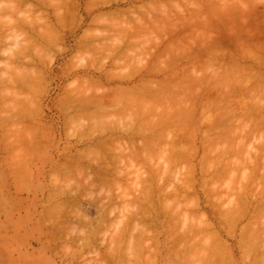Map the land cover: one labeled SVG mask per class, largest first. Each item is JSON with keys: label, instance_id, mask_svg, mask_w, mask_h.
<instances>
[{"label": "rangeland", "instance_id": "374dc122", "mask_svg": "<svg viewBox=\"0 0 264 264\" xmlns=\"http://www.w3.org/2000/svg\"><path fill=\"white\" fill-rule=\"evenodd\" d=\"M20 1V2H19ZM28 3H27V2ZM43 1V0H42ZM41 0H40V3L42 2ZM45 1V0H44ZM42 2L43 4H47L46 6L44 5V7H43V4H40L39 3V1L37 2V1H35V0H4V2H6V3H9V4H11V3H13V5H14V3H15V5L14 6H16V8H14V10H12V8H11V10H10V15H12L13 17H11V16H9L8 14H9V11L7 10V12H4V14L5 15H3V16H0V18H2L3 19V17H5V16H9L10 18H12L13 20H14V22L15 23H17V25L18 26H21V27H18L15 23H13L14 24V26H13V24L11 25V27L13 26V29L10 27V26H8L7 25V27H10V29L11 30H9V28L8 29H5L4 30V28H1V27H3L2 25L3 24H1L0 26V47L2 48L0 51H3V49L5 50L6 49V45H7V47H10V43L11 42H13V41H15L16 43H18L17 44V46L15 47L16 49L15 50H17V48H18V46H19V44L21 43V42H23L22 43V45H24L25 44V41H27V39L29 38L30 40H31V38H32V40L30 41V40H28L26 43L28 44L29 43V41H30V43L29 44H31L30 46H29V44L26 46V48L28 47L29 49H27L26 50V48H23L24 49V52H25V50L26 51H30L29 52V54H28V52H26L28 55H31L32 53V56H34V55H36L35 57H28V58H24V60L25 61H27L28 63L31 61V60H33L32 62H34V64L31 62V63H29L27 66V68L29 69L30 67H32V68H30V69H32V71H33V69H34V71L36 70L37 72H36V74H38V76H36L37 77V80H39V81H42V80H44V81H42V83H40L39 81H37V80H32V81H35V82H32V81H30L31 83H27V84H31V85H28L29 87H25V86H22V83L21 82H19V81H21V79H23L22 77H19L18 79H19V81L18 80H16V82H18V83H20V86H18V84L16 85V87L18 86L19 88L18 89H20V91L19 90H17V91H19L20 93H15L16 92V88H15V85L13 84V85H11L12 83H14V81L10 84L9 82L11 81V80H13V78L11 79V78H9L10 79V81H8L7 82V80H6V82H5V78H4V76L8 79V77H7V75H9V74H11V75H13V73H16V72H12V70H11V68H9L8 67V65L5 63V65H6V68H1L0 67V78L2 79V77H1V75L3 76L4 74H6L7 73V75H4L3 76V83H2V85H1V83H0V87L2 88V87H9L8 85L10 84V86L11 87H13L14 86V88H15V92H13L14 91V89L13 88H11L12 90V93H14L13 95L15 96H17L18 95V97L20 98L21 96L23 97V96H25V97H28V95L30 96H33V98L31 97L30 98V101H31V99H37V101L36 102H34V100H32L31 102H32V104L31 105H28V104H25L26 102H28L27 101V99H26V101H23V102H25V103H23V104H20V102H18L17 100H14L15 102H12L13 100H12V98H11V101H9L8 99H10V97H8V99H6L7 97H5V95H3V94H7V90L9 91V88H6L5 89V87L4 88H2V89H0V97L1 96H4V97H1L0 98V264H181L180 262H182L183 261V263L182 264H187L188 263V261H192V259H190L189 260V258L192 256V254H193V251L191 250L196 244L194 243V241H193V239H194V237L190 234L191 233V231H190V229L193 227V229L194 228H196V229H198L199 230V227H201V228H203L202 229V235H201V232H200V234H197L195 237V241H196V243H197V247H199V248H195V252H197L198 253V255H199V251H200V249L202 250L203 248V250L201 251V252H203L204 254H205V251L207 252V253H209V254H207V255H209V257H210V255H212V253H213V255H215V254H217L216 256H214L215 258L218 256V255H222L223 254V256L225 257V255H227L225 258H226V260L227 261H224L223 262V259L221 258V257H219V258H213L212 256V262H210V264H251L255 259H257L258 260V262H257V260H255V262H253V263H257V264H260L263 260H264V254H262L263 252H264V247H262V249H261V246H262V244L260 245V248H258L259 247V244L256 246L258 249H259V254H257V256H256V254H255V250L257 249V248H255V247H252L251 245L252 244H250V242L248 241V238H246L248 235H246V234H248V230H247V228H248V226L252 223H254V225H250L251 227L250 228H254V229H258L264 222L263 221H261V220H264V214H262V213H264V212H261V215L263 216H261L260 215V213H255V211H254V207H253V209H252V206H255V204L257 203L255 200H254V202L252 201L253 199H254V197H252L253 199H250L251 198V196H253V194L254 193H256L255 195H257L258 194V196H260L261 197V195L262 194H264V191H262V189H260V188H256V186L253 184V183H256V185H257V183H260L259 185H257V186H259V187H264V185H261L264 181L263 180H260V182L258 181V180H256L255 182H253L252 184L250 183L251 182V180L253 181V175L251 174V173H253V172H251L250 170L252 169V168H254V166H253V164H254V160L252 159V158H255V163H256V157H257V155H256V157H254L255 156V154H254V152L256 151H254L253 150V146L252 145H256L257 146V151L259 150V149H263L262 150V152L264 153V144H262V141H264V138H262V141L260 142V140H261V137H262V134H263V137H264V132H263V130H262V134H261V137L259 138V136H257L258 134L260 135V133H261V129L260 130H257L258 129V127L257 126H255L254 127V129L253 128H251L252 129V131L250 132L249 130H248V132L247 133H250V135L252 134H254L256 131H259L257 134H254V136H249V137H246V135L248 136V134L247 133H244L245 131L243 130V127H242V125L244 126V128H246V126H247V128L248 129H250L249 128V124H250V122H251V116L250 115H253V113L255 114V112L257 111L256 110V106H258V104L260 105V103L261 102H264L263 100V96L264 95H262V98H261V96H258L259 97V100H257V101H259L260 103H257L256 105H253L252 103H255V102H257V101H255V99L257 98V95L261 92V94H263V92H264V87H263V85H262V88H263V90H261V91H258L257 92V88H260L261 87V85L259 84V86H258V84L256 85V83H257V81H259L256 77V73H254L255 75L254 76H256L255 78V80H256V82H255V85L257 86V88H256V95H253V97H255V99H250L249 101H251L252 103V108L250 109L251 111H250V113H248V114H250L249 116H245V114L246 115H248L247 113H243V115L247 118V119H249V124H247L246 122H243V123H245V124H243L242 122H241V120H239L241 117H243V116H240V115H238V122L240 121V124L242 123V125H241V130L243 131V134L245 135V137L244 138H242L241 139V134L239 133V130H237L238 128L240 129V124H238V122H237V120H236V118H235V122L233 123L232 122V120H228V123H227V121L226 122H224V123H226V124H232V126H234V128H231L232 126H231V124H230V126L228 125L227 126V137H228V135H233L234 136V133L232 134L230 131L231 130H236L235 131V133L237 132L238 134H240V136H237V134L235 135V137H234V139L233 140H229V137H228V139L227 138H223V139H215V138H213L215 135H211V133H210V136H212V137H209V135H208V137L206 138V135H205V132L203 133V130L204 129H206V125L207 124H203V120L200 122V125H199V123L196 121V123H194L195 122V120H197V119H195V118H201V117H204V116H202L203 114H206L205 112L201 115L200 113H198L200 110L202 111V109H200V108H198V109H196L197 108V106H201L200 104H202V102H203V100H204V102L206 103V99H207V103L206 104H204V105H206V107H203L204 105H202V108H204L205 109V111L206 112H208L209 113V116H208V113H207V119L210 117V119L209 120H213V115H214V113L216 112V111H214L213 112V108H211V106L213 107V104H214V109H216L217 107H218V109H217V111L219 112L218 114H220V115H224L225 116V113H224V111L225 110H223V113L221 112L222 111V109H225L226 108V106L227 105H225V106H223V105H221V104H228L227 102H229V101H226L227 100V95H225L227 98H225L224 100L225 101H223L224 103H222V98H221V96H223L225 93H224V89L226 90V91H230V89H227V88H222L221 89V87H223V86H221V84H224L225 83V81L227 80V79H229V75H231V74H234L233 76H234V78L235 77H237L236 79H237V81H241L242 82V84L244 83V81H242V79L244 78L242 75H245L244 73H242L244 70H246V69H243V68H246L245 66H247V65H251L250 67V73L251 72H253V70L254 69H256L255 71L259 74V73H261V72H264V63H262V60H264V59H262V58H264L263 57V54H264V50L262 49V48H264L263 46V44L262 43H264V20H263V22H262V19H264L263 17V13H264V6H263V2H264V0H258V2H256V4H257V6L255 5V0L253 1L254 3H251V4H253L252 6H250L249 8H247V6H249L248 5V3H250V1L249 0H245L246 2L247 1H249V2H247V4H244V3H242L243 1H241V5H246V7H244L243 8V6L242 7H240V0H237V1H239V6H238V4H236L237 2H236V0H233L234 2H233V4L235 3L236 5H237V7L235 8L234 6H236V5H233L232 6V8L234 7L235 9H233V10H236V11H238L237 9H238V7H239V9L241 10H239L240 12V14H241V12L242 13H244V11H247L249 14L247 15L246 14V12H245V14H243L244 16L245 15H247L248 16V18L246 19L245 17H243L242 15H240V19H243L244 21H245V19H246V21L248 20L249 22H244V21H240V19L239 18H237L238 17V15H239V13L238 12H236V16L234 17V16H232V13L231 12H235V11H230L231 10V8L229 7V11H227V12H225V14H227V13H229V14H231V16L229 17V16H225L224 15V13L222 14L220 11V13H221V15L220 16H222V18H218V17H216V16H218V13L219 12H213V13H211V11H209L208 10V5L210 6V4H207L206 6L207 7H204V5L206 4V3H204V0L202 1L203 3H204V5L201 3V1H198L197 0V2H195V3H197V5H199L200 7H199V9L201 8V6H203L202 7V9H205L204 11H202V9H201V11L204 13V15H203V13L201 12V11H199L198 13H200V17H194L195 19H192L193 20V22L191 21V20H189V19H187L189 22H191V23H194V22H196L197 24H191L190 23V26H189V22H187V20H186V24L185 23H183L184 21H185V19L187 18L185 15H187L190 11L192 12V9L190 10V8H188L187 7V5L189 6H191V7H193V10L195 11V7H198L197 5L195 6H193V5H191L192 3H194V2H192L191 1V3H189V1L187 2L186 0H182V2H181V0H170V2L169 3H167V1H169V0H165V2H164V0H160L161 2H162V4L164 3V5H169L170 3H174L175 1H177L178 3H174L173 5L171 4L169 7H171V8H169L167 5H166V7H167V9L165 10L164 8V6L162 5V7H160V8H162V10L164 9L165 10V14H164V16H165V18H166V20H168V18H169V20L167 21V23L169 24L168 26L169 27H171V25H172V28L173 27H175V28H173V29H171V28H169L167 25H166V23L164 24V21L165 20H163V19H165V18H163L162 20H161V24L165 27H163L161 24H158V20H159V18L157 17V16H159V13H158V15L156 16L157 18H158V20L156 21H153V20H151V23H152V25L155 23V22H157L156 24H155V26L153 25V27H152V25L150 24V22H149V20H150V18L152 19V16H150V14L153 12V11H151V9L153 8V6H154V8L157 6V4H158V2L159 1H157V0H153V2L152 3H154V1H155V4H156V6H155V4H152L151 3V0H140V1H133V0H126L125 2H124V0H115V1H113V0H107L108 2L106 3L105 2V0H95V1H93V3H91V5H89V2L87 1V0H74V1H76V3L78 4V7H77V5H75V2L73 1V2H71V4L69 3V1H71V0H65V1H68V3L67 4H69V5H67V10L69 9L70 10V8H71V10H70V12L72 13V11H74L75 9H76V14H75V16H73V15H71V14H67V15H65L66 13H68L67 11H66V13L64 14V15H62V14H60V13H63L62 12V10H60L59 12L60 13H58V14H60V16L58 15L57 16V14L54 16H52V14H54V13H52L53 11L56 13V9H58L57 7H55L54 8V6L52 7V9H51V7H49L48 5H50V2L49 3H45L46 1L48 2V1H51L52 3H53V0H46L45 2ZM54 1H56V0H54ZM65 1H63V0H60L59 2H65ZM86 1H87V4L89 5H87L86 4ZM90 1V0H89ZM101 1H103L102 3H101ZM110 1H113V2H110ZM128 1V2H127ZM135 2V3H133V2ZM150 1V4L151 5H153V6H151V5H149V7H148V9H147V7H146V10L148 11V13H149V15L147 14V12L145 13V12H143L142 14H147V15H143V17L144 16H149L150 18H148L147 17V19H148V21L147 22H149V23H146L145 21H143L144 22V24L146 25V27H144V26H142V28H140V32L139 33H135V35H139V36H137V37H139L138 39L136 38V36L135 35H133V32H134V28L138 25V20L140 19H136L137 18V15L141 12L140 10V12L138 11V8H141V9H145V8H143V7H145V5H146V3H147V5H148V2ZM180 1V2H179ZM214 0H210V3L211 2H213ZM221 0H219L218 1V3L220 2ZM223 1V0H222ZM221 1V2H222ZM251 1V2H252ZM260 1H261V3H260ZM18 4H21V5H18ZM24 2V3H23ZM35 2V3H34ZM79 2H80V4H79ZM94 2H97L96 4V6L94 5ZM137 2V3H136ZM146 2V3H145ZM160 2V3H161ZM183 2H187L186 3V5L184 6V4H183ZM205 2H206V0H205ZM208 3H209V0L207 1ZM215 2V3H214ZM213 3L215 4V6H214V4L213 3H211V4H213V6L214 7H216L217 6V2L216 1H214ZM220 2V3H221ZM229 2H232V1H229ZM31 3V4H30ZM100 5H99V4ZM118 3V4H117ZM120 3V4H119ZM133 3V4H132ZM143 3V4H142ZM160 3L158 4V5H160ZM166 3V4H165ZM194 3V4H195ZM219 3V4H220ZM223 3V4H222ZM221 4H222V11H224L225 10V8L227 7L228 8V5H230L231 3H229L228 5H225L224 6V2H222ZM228 3V2H227ZM25 4H27V5H25ZM34 4H35V6H34ZM55 4H57L56 6H59L60 5V3H58V1H56L55 2ZM176 4H182L183 5V7H182V5H181V9H179V11H180V16H181V19L182 18H185L184 19V21L183 22H180L181 21V19H179V11H178V13H174V10L175 11H177V8L179 7L178 5L176 6ZM220 4V5H221ZM225 4H226V2H225ZM250 4V5H251ZM260 4H262V6H260ZM23 5V6H22ZM32 5H33V7H32ZM73 7H72V6ZM101 5H103V6H101ZM108 5V6H107ZM117 5V6H116ZM125 5V6H124ZM129 5V6H128ZM132 5V6H131ZM133 5H135V8H137V9H135L134 8V6ZM136 5H137V7H136ZM138 5H140V6H138ZM143 5V6H142ZM160 5V6H161ZM175 5V6H174ZM220 5H218L217 6V8H219L220 7ZM20 6V7H19ZM29 6V7H28ZM42 6V7H41ZM49 8H48V7ZM51 6V5H50ZM63 7H65L66 8V6H65V4H63L62 5ZM69 6H70V8H69ZM92 7V6H94L93 7V9L92 8H90V9H92L91 11L90 10H88V8H84V7ZM173 6L174 7H176L175 9L173 8ZM256 6V7H255ZM30 7H32V8H30ZM41 7V8H40ZM60 8H61V5L59 6ZM150 7H152L151 9H150ZM158 8H159V6H157ZM156 7V8H157ZM164 7V8H163ZM187 7V9H189V12H188V10H186L185 8ZM21 8V9H20ZM27 8L28 9H30L29 10V12H30V16H34V14H35V16H34V20H36V18L38 17V20H39V18L40 19H42V20H40V22L41 21H43L44 19H45V23H50V25L48 24L47 26H45L46 24L44 23V21H43V23H42V25L43 26H45L44 28H43V26L42 25H40L39 24V21H36V24L38 23V25H40V26H36V24H35V22H34V20H33V22L31 23V18H30V16H25L23 13H18L19 12V10L21 11L22 9V11L21 12H24V11H26V12H24L26 15L29 13L28 12V10H27ZM36 8V9H35ZM48 8V9H47ZM64 8V9H65ZM102 8V9H101ZM117 8V9H116ZM118 8H119V10L120 11H117L118 10ZM124 9V11L125 12H122L123 10L122 9ZM153 8V9H154ZM158 8L157 9H155L157 12H158ZM180 8V7H179ZM195 8V9H194ZM210 8H211V6H210ZM209 8V9H210ZM242 8V9H241ZM255 8H256V10H255ZM35 11H34V10ZM50 9V10H49ZM55 9V10H54ZM63 9V11L65 12V10ZM114 9V10H113ZM131 9L133 10L134 9V11H131ZM212 9V8H211ZM210 9V10H211ZM224 9V10H223ZM251 11H250V10ZM32 10H33V13H32ZM43 10H45V11H48V13L47 12H45V11H43ZM68 10V11H69ZM94 10H95V12H94ZM131 12H133V13H130V11ZM160 11H161V9H159ZM167 10H169V11H172V12H169V11H167ZM182 10V11H181ZM197 10H198V8H197ZM207 10V11H206ZM214 9H212V11H213ZM217 10V9H216ZM219 10V9H218ZM254 10V11H253ZM260 11V13H262V14H260L259 13V11ZM262 10V11H261ZM6 11V10H5ZM78 11V12H77ZM90 11V12H89ZM114 11V12H113ZM115 11H117V13L118 14H121V16L123 15V13L125 14V16H126V18H125V16L122 18L120 15V17L123 19V20H125V25H123L122 24V26H123V28H122V26H120V24L123 22L124 23V21H118V18L119 19H121L120 17H116V14H115ZM137 11V12H136ZM144 11V10H143ZM159 11V12H160ZM168 12V14H167V12ZM183 11H185L184 13H182ZM186 11L188 12L187 14H186ZM193 11V12H194ZM256 11V12H255ZM0 12H2V11H0ZM15 12H17V14L15 13ZM46 13V15H43L44 13ZM69 12V13H70ZM89 12V13H88ZM98 12V13H97ZM137 14H136V13ZM139 12V13H138ZM151 12V13H150ZM164 12V11H163ZM163 12H160L161 14H162V16H163ZM190 12V13H191ZM196 12V11H195ZM195 12L193 13V15H197V13L195 14ZM210 12L211 14H213V15H216L215 16V18H210L209 16H208V13ZM6 13H7V15H6ZM15 13V14H14ZM40 13V14H39ZM99 13H103L102 15L103 16H105L106 14H107V17H109L110 16V14L111 13H113V14H115V16L114 17H116V21L117 22H119V26L120 27H117L118 25L116 24L115 26H114V23H109L110 24V26H111V24H113L111 27H109L108 25V21L109 20H107L108 18L106 17L105 19L103 18V16L101 15V14H99ZM104 13H105V15H104ZM110 13V14H109ZM155 13V12H154ZM171 13H174V15L173 16H171V20H170V17H168L167 15H170ZM202 13V14H201ZM209 13V15H211ZM217 13V14H216ZM219 13V14H220ZM257 14V16H258V14H259V16H258V18H257V16H256V14ZM21 14V15H20ZM81 14V15H80ZM88 14V15H87ZM93 14V15H92ZM113 14H111V17H113ZM129 16H128V15ZM131 14V15H130ZM142 14H139L138 15V17H141L140 15H142ZM157 14V13H156ZM156 14H151V15H153V17H155L154 15H156ZM176 14H178V15H176ZM184 14V15H183ZM238 14V15H237ZM2 15V14H1ZM15 15H16V17H15ZM20 15V16H19ZM69 15L70 16H72V17H69ZM97 15H99V16H102V18L101 17H99V16H97ZM109 15V16H108ZM133 15H135V17L133 16ZM212 15V16H213ZM228 15V14H227ZM234 15H235V13H234ZM250 15H253V16H250ZM18 16V17H17ZM21 16H25L26 17V19L25 20H23V17H21ZM64 17V20H62V22H60L61 20L60 19H63V17ZM82 16V17H81ZM97 16V17H96ZM130 17V22L132 21V18H134V19H136V22H135V20L134 21H132V22H135V25L134 24H131V25H129V27H127L128 25V23H126L128 20H126V19H128V17ZM133 16V17H132ZM161 16V15H160ZM161 16V17H162ZM179 16V17H178ZM184 16V17H183ZM191 16H192V14H191ZM204 17L203 19H204V22H203V19H199V18H202V17ZM206 16V17H205ZM211 16V17H212ZM241 16H242V18H241ZM254 16H255V19L256 20H254ZM263 16V17H262ZM15 17V18H14ZM27 17L29 18V19H27ZM36 17V18H35ZM43 17V18H42ZM48 17V18H47ZM52 17H53V19H52ZM57 17V18H59V19H55V18ZM65 17H69L68 18V20H66L67 18H65ZM75 17V20L73 21V19L72 18H74ZM92 17H94V18H92ZM98 17L99 18H101L102 19V21H106L107 23H103V22H98V21H101V19L99 20L98 19ZM132 17V18H131ZM142 17V18H143ZM156 17H155V19H156ZM173 17V18H172ZM174 17H176V19L174 18ZM190 17V16H189ZM188 17V18H189ZM207 17H209V21H210V19H211V21H212V23H210L208 20H206V18ZM227 17V18H226ZM251 19H250V18ZM260 17H262V18H260ZM47 18V19H46ZM71 18V20L72 21H70L69 19ZM77 18V19H76ZM92 18V19H91ZM110 18V17H109ZM191 18V17H190ZM193 18V17H192ZM197 18V19H196ZM237 18V19H236ZM5 19V18H4ZM4 19L2 20V21H4ZM95 19V20H94ZM96 19H98L97 20V23L98 24H100V26L95 22L96 21ZM111 19V18H110ZM113 20H114V22H115V19L114 18H112ZM112 19H111V22H112ZM146 19V17L144 18V19H142V20H147ZM161 19V18H160ZM174 19V20H173ZM214 19L217 21L216 23H214L215 21H214ZM259 19H261L260 20V22H262L261 24H260V22H259ZM50 21V22H48V21ZM58 20H60V21H58ZM77 20V21H76ZM94 20V21H93ZM177 21L176 23H177V25H176V23L175 22H173V21ZM179 20V21H178ZM195 20V21H194ZM197 20H199V22L197 21ZM202 20V21H201ZM234 22H232V21ZM238 20V21H237ZM258 20V21H257ZM1 21V20H0ZM6 21V20H5ZM4 21V25H6V23H7V21L5 22ZM58 21V22H57ZM64 21H67L66 23H65V27H62V24L64 23ZM82 21V22H81ZM91 21V22H90ZM93 21V22H92ZM208 21V22H207ZM237 21V22H236ZM239 21H240V23H242V22H244L243 24H241V25H244V24H246V26H245V28H242V27H240L241 25L239 24L238 25V30H236L237 29V24L239 23ZM255 21V22H254ZM21 22V23H20ZM26 22L28 23H31V25L30 24H27L26 25ZM70 22V24H68ZM94 22H95V24H94ZM121 22V23H120ZM154 22V23H153ZM159 22H160V20H159ZM170 22V23H169ZM201 22V25H202V27H201V25H200V27L198 26V24ZM203 22V23H202ZM208 24V23H210L211 24V26H208L206 23ZM231 22V23H230ZM236 22V23H235ZM20 23V24H19ZM51 23H54V24H51ZM58 23V24H57ZM60 23H62L61 24V26L59 25ZM73 23V24H72ZM77 23V24H76ZM78 23H80V24H78ZM93 23V24H92ZM108 24L107 26L109 27H107L106 25H103V24ZM136 23H137V25H136ZM179 23V24H178ZM187 23H188V25H187ZM214 23V24H213ZM230 23V24H229ZM250 23L252 24V26L250 25ZM256 23V24H255ZM8 24V23H7ZM23 24V25H22ZM34 24H35V26H34ZM92 24V26H90ZM130 24V23H129ZM158 24V25H157ZM181 24H184V25H186V26H178V25H181ZM207 25V29H206V25ZM212 24H213V26H212ZM248 24V25H247ZM253 24H255V26L253 25ZM262 26H260V25ZM70 25V26H69ZM75 25H77V26H75ZM102 25H103V27H102ZM173 25H176V26H173ZM194 26V29H195V27H196V25H197V28L199 27V28H201L200 30L201 31H199V28L198 29H196V31H197V33L195 32V30L193 31V29L191 28L192 26ZM205 25V26H204ZM236 25V26H235ZM259 27H258V26ZM31 26V27H30ZM96 26H98V29H97V27ZM127 27V28H125V27ZM130 26H133V27H130ZM159 26V27H158ZM162 26V27H161ZM178 26V29L176 30V27ZM233 26H235L234 28H236V29H234L233 28ZM243 26V27H244ZM249 26V27H248ZM5 27V26H4ZM25 27V28H24ZM32 27H34V28H32ZM47 27H49L50 29H52V30H54V28H55V30L53 31V34L51 33L52 32V30H49V31H51V32H47L48 30V28ZM52 27V28H51ZM59 27V28H58ZM61 27L63 28V29H61ZM66 27H67V29H66ZM71 27V28H70ZM75 27V28H74ZM77 27V28H76ZM99 27H101V28H99ZM112 27H115V29H121V30H116L117 31V33H116V31H114L115 29L113 28L112 29V31H114L115 33H116V35H118V36H115V34H114V36L116 37V38H114L113 37V32H111V33H109L110 31H111V29L110 28H112ZM159 28V29H156V28ZM180 27H181V29H180ZM183 27V28H182ZM211 27V28H210ZM250 27H252L251 29H254L253 31L251 30V29H248V28H250ZM256 27H258V28H256ZM17 28H19V29H17ZM23 28V29H22ZM31 28H32V30H31ZM41 28H43V29H45V31L47 32V33H51V35L49 34V35H46L47 33L43 30V29H41ZM47 28V29H46ZM58 28V29H57ZM87 28V29H86ZM90 28H92V30H93V28H94V30H93V32H91V29ZM95 28H96V30H95ZM103 28V29H102ZM130 28V29H129ZM132 28V29H131ZM151 28V29H150ZM205 29V32L203 31V29ZM220 28V29H219ZM242 28V29H241ZM257 30H256V29ZM262 28V29H261ZM3 31H2V30ZM25 29V30H24ZM27 29H29V30H27ZM33 29H34V32H33ZM61 30L60 32H58V30ZM74 29V30H73ZM99 29H101V32L103 31V32H106L105 30L107 29L108 30V32H107V34L109 33L114 39H118L117 40V42H115L116 40H114L113 38H111V40L110 41H114V43L116 44H113V46L112 47H114V46H119L118 44V42H124L125 43V41H126V39L125 38H127V39H129L128 37V34H130V33H132V35L130 34V37H132V38H134L133 36H135V38L134 39H132V42H136V43H138V40H139V42L140 43H138V44H141L142 42H148V39H149V42L148 43H146L145 45H141V47L140 46H138L139 48H137V49H135L134 50V48H132L133 46H131L132 45V42L130 41V43H131V45H130V43L128 42V41H126V43H125V45H124V43H123V45H122V43L120 44V45H122V47L119 49V47L117 48V50L119 51V52H122V48H123V46H126L127 45V47L130 49V48H132L131 50H134L133 52L132 51H130V52H132L133 53V55H130V56H133L134 57V53L136 52L137 54L140 52V48H146L147 50L149 49V45H155L156 46V44L154 43V42H152L153 41V39L158 43V42H160V41H162V42H160L158 45H157V47L154 49V47H152V49L150 48L149 49V51H147L145 48H144V50H145V54L147 53V56L144 54L143 55V51H141V53L142 54H140V55H142L141 57L139 56H136L135 55V57H137L138 59L136 60L137 62L139 61V58L141 59V61L144 63H141V61H139L138 63L135 61V63H137L138 65L141 63V64H143V67H144V65L146 64V67L145 68H143L144 69V71H142V65H140L139 66V68L141 69V71H142V73H141V71H137V68H138V65L137 66H134L135 64H130V65H132V68L129 66V68H127V67H122L121 65H125L126 63H127V59L130 57V56H128V57H126L127 59H124V57L126 56V54L125 55H123V54H121V55H123V57H121V55H117V54H119V52L117 53V50H116V52L114 53L113 52V55H115V57L112 55V56H110V58H109V55H108V57H106L107 59H102L103 57H104V54H105V50H106V48L103 46L102 48H105V50L103 49V51H104V53H102V50L100 49V51H99V53L101 54H96L95 52H97L99 49V47H101L102 45H103V43H102V41H101V38H100V40H96V38L94 39H92V40H90V42H89V38L87 39V37L88 36H90V35H86V33H87V30L89 31V33L90 34H92L91 35V37H93L95 34H96V36L98 37H103L102 35H101V32H100V30ZM105 29V30H104ZM125 29H128V30H130V32L128 33L127 32V30L126 31H124ZM143 29H145V30H143ZM148 29V30H147ZM168 29H170V32H167V31H169ZM179 29H180V32H179ZM222 29H223V31H222ZM231 29V30H230ZM234 29V30H233ZM18 30V31H17ZM27 30V31H26ZM38 30H40V33H38ZM99 30V32L100 33H98V32H96V31H98ZM110 30V31H109ZM123 30V31H122ZM150 30V31H149ZM160 30V31H159ZM184 30H186V31H184ZM207 30H209V32L210 33H212V36H211V34L210 33H208L210 36V38H208V36H207ZM214 30V31H213ZM217 30H218V32H217ZM221 30V31H220ZM225 30H227V31H225ZM1 31H2V34H1ZM8 31V32H7ZM17 32V34H15V32ZM19 31H21L20 33H19ZM56 31V32H55ZM86 32L85 33V35L87 36V37H85L84 36V32ZM94 31L96 32L95 34H93L94 33ZM122 31V32H121ZM180 33V34H178V32ZM184 31V32H183ZM189 31V32H188ZM193 31V32H192ZM235 33H233V32ZM238 31V32H237ZM243 33H242V32ZM248 31V32H247ZM252 33H251V32ZM255 31V32H254ZM5 32V33H4ZM10 32H13V35H14V37L16 38L15 40H13V41H11L9 44H7L8 42H9V40L7 41V39H8V36H11L12 35V33L11 34H8V33H10ZM42 32H44V33H46V34H44L43 33V35H41L42 34ZM62 32V33H61ZM121 32V33H120ZM144 32V33H143ZM162 34V36H161V34ZM173 32H176L177 34H178V36H177V34H175V33H173ZM182 32H183V34H182ZM206 35H203V33ZM221 32V33H220ZM223 32V33H222ZM227 32V33H226ZM229 32V33H228ZM254 32V33H253ZM37 35H36V34ZM55 33H56V35H55ZM88 33V34H89ZM123 33V34H122ZM125 33V34H124ZM152 33V34H151ZM163 33H164V35H165V37H164V35H163ZM170 35H169V34ZM173 33V34H172ZM194 35H196V36H194ZM199 33H202V34H199ZM236 33H237V35H236ZM256 33V34H255ZM5 34H8V36L7 35H5ZM23 34L25 35L24 37H23ZM28 34H29V37H28ZM59 34V35H58ZM99 34V35H98ZM103 34V33H102ZM143 34V35H142ZM145 34V35H144ZM220 34H221V36H220ZM241 34V35H240ZM18 35V36H17ZM22 35V36H21ZM34 36V37H32V36ZM39 35V36H38ZM54 35V36H53ZM64 35V36H63ZM82 35V36H81ZM110 35H105V36H109V37H111ZM152 35V36H151ZM159 36V37H157L156 38V36ZM175 35V36H174ZM201 35V36H200ZM202 35H203V37H202ZM240 35V36H239ZM248 35V36H247ZM250 35H251V38H250ZM253 35L255 36V39H254V37H253ZM17 36V37H16ZM42 36V37H41ZM44 36H46V38L44 37ZM58 36V37H57ZM84 36V37H83ZM122 36H123V38L125 39V41L123 40H121L120 38H122ZM126 36V37H125ZM128 36V37H127ZM152 38H151V37ZM154 36H155V38H154ZM182 36H183V38H182ZM197 36H199L200 37V39H199V37H198V40H197ZM224 36V37H223ZM226 36L228 37V38H226ZM246 36V37H245ZM2 37V38H1ZM5 37H6V40H5ZM21 37V38H20ZM27 39H26V38ZM31 37V38H30ZM36 37V38H35ZM52 38V40H51V38ZM56 37V38H55ZM90 37V38H91ZM98 37V38H99ZM106 37V38H107ZM142 37V38H141ZM162 37H164L162 40H159V38H162ZM177 37H180V39H181V41H183V42H181L180 41V39L178 40V38ZM203 38V40H202V38ZM235 37H237V38H235ZM240 37V38H239ZM243 37V38H242ZM259 37V38H258ZM19 38V39H18ZM25 38V39H24ZM36 40L37 39V41H36V43H34L33 41H35L34 39ZM44 38V39H43ZM48 38H50V40L48 39ZM83 38H86V40L85 39H83ZM106 38H104L103 37V39H104V42H106V43H108V42H110V41H105V40H108V39H106ZM122 38V39H123ZM175 38V39H174ZM193 38H195L194 39V41H193ZM206 38V39H205ZM211 38H213L215 41H216V43H218V44H216L214 41L212 42V40L213 39H211ZM242 38V39H241ZM262 38H263V40H262ZM21 39H23V41H21ZM47 39V40H46ZM151 39V40H150ZM157 39L159 40V41H157ZM236 39V40H235ZM239 39V40H238ZM251 40V42H250V40ZM39 40H40V43H39ZM42 40V41H41ZM55 40V41H54ZM58 40V41H57ZM88 40V41H87ZM177 40V41H176ZM200 40V41H199ZM201 40H202V42L204 41V40H206L205 42H203V44L204 45H210L211 47H213L212 46V44H210V42H209V40H211V42L213 43V44H215V46H216V48H219V50H217L216 48H215V46L213 47V48H215V50L216 51H218L219 53H217V57L219 58H217V57H215V58H217V60L219 61V62H221V61H224L223 59H222V55H221V52L223 53V56L224 55H227L228 56V54L227 53H229V52H231L232 54L234 53V54H236V52H237V54H239V53H241L240 51L242 50V51H244L243 52V55L244 54H246L245 56H249L250 54L249 53H251V54H253V53H255V52H257L258 51V53H255V55L256 56H258L259 54L261 55V61L259 60V58H258V60L260 61L258 64H256V62H257V59H255L256 61H254V57H253V55H252V58H253V60L251 59V56H250V58L248 57H242L241 58V56H242V54H239V57L241 58H235V60L233 61L232 60V57H238V55L236 54V55H232L231 53V57H230V54H229V57L231 58V60L233 61H230L229 60V64H228V62L227 63H225L226 62V60H227V56H225V61H224V64L225 65H222L223 63L221 62V66H220V68L219 69H217L218 67H217V65H216V67L217 68H215L214 66V62L212 63V65H209L208 63L210 62V60H207V59H205L203 62L204 63H206V68H209L210 66H211V68H212V66L214 67V68H212V69H216L215 71L216 72H218L217 70H221V69H223V71H221V72H227V74L228 73H230V74H228V76H227V74H225V77H226V79H224L225 77H218V76H220V74H218L217 75V77H216V79L218 78V80H214V79H212L211 80V83H209V81H210V76L209 75H212V74H215L214 73V70H213V72H212V70H210V68H209V70H205V66H203V64H202V66H203V70L205 71V73H206V71L208 72V74H204V71L203 70H201V68H200V70L201 71H199L198 70V68L199 67H201V63L200 64H198L199 62H200V60L201 59H198V57L199 56H197V58H194V59H196V62H198V63H195V61H194V59H193V61H192V57H196V54L197 55H201V56H205L206 55V50L205 49H207V51L209 52L210 51V47L209 48H204V46H201V45H203L202 43H201ZM233 40H235V41H233ZM253 40V41H252ZM257 40H258V43H257ZM259 40H261L260 42H259ZM20 43H19V42ZM45 41H47L48 42V44H47V42H45ZM50 41V42H49ZM84 41L85 42H89L88 44H91L92 42L94 43V41L96 42H98L99 41V44H97L96 43V47H95V49H97L96 51L94 50V48H90V49H87L88 47H90V46H88V47H86V44L84 45H80V43H84ZM101 41V42H100ZM150 41L152 42L151 44H150ZM170 41V42H169ZM197 42V47H196V42ZM232 41H233V44H232ZM249 41V42H248ZM256 41V42H255ZM3 42H6V44L4 43V45H3ZM15 42L14 43H11V44H15ZM32 42V43H31ZM38 42V43H37ZM52 42V43H51ZM127 42H128V44H127ZM168 43V45L166 44V43ZM180 42V43H179ZM207 42V43H206ZM208 42H209V44H208ZM227 42H231L230 43V45L227 43ZM242 42L243 43H245V44H242ZM248 42V43H247ZM252 42H254V43H252ZM133 43V44H134ZM172 43H174V45L172 44ZM177 43H178V45H177ZM200 43H201V45H200ZM206 43V44H205ZM236 43V44H235ZM252 43V44H251ZM38 44H42V45H38ZM46 44V45H45ZM87 44V45H88ZM105 44V43H104ZM138 44H134V45H138ZM144 44V43H143ZM164 44V45H163ZM198 44L200 45V46H198ZM239 46H238V45ZM250 44V45H249ZM255 44H257V47H258V45L259 46H261V47H259L258 48V50H256V48L255 47H253V46H256ZM3 45V46H2ZM21 44H20V46H22ZM33 45H37V47L35 48V49H37L38 47H40L41 49H43V50H40L39 52L41 53V51H42V53H41V55L38 53V52H36V53H34V50H32V48L34 49V46ZM48 45V46H47ZM50 45V46H49ZM59 47H58V46ZM93 45V44H92ZM98 45H99V47H98ZM112 45V44H111ZM111 45L110 44H106V46H109V47H107V49H109V48H111ZM147 45H148V47H147ZM173 45V46H172ZM184 45V46H183ZM220 47H219V46ZM223 45V46H222ZM226 45V46H225ZM232 45V46H231ZM234 45V46H233ZM237 45V46H236ZM249 45V47H248V50H247V47L246 46H248ZM263 45V46H262ZM33 46V47H32ZM46 46V47H45ZM80 46V47H79ZM84 46H85V49H84ZM163 46H165V47H163ZM175 46V47H174ZM22 47H25V45L24 46H22ZM22 47H20L21 49H22ZM32 47V48H31ZM78 47V48H77ZM98 47V48H97ZM127 47H125V48H127ZM135 47V46H134ZM137 47V46H136ZM168 47V48H167ZM196 47V48H195ZM199 47V50H197V48ZM223 47H225V48H223ZM231 47V48H230ZM235 47V48H234ZM48 48V49H47ZM160 48H161V50H160ZM170 48V49H169ZM178 48V49H177ZM181 48V49H180ZM200 48H203L204 49V51H203V49L202 50H200ZM226 48H228V49H226ZM230 48V49H229ZM233 48H234V50H233ZM237 48V50H235ZM245 48V49H244ZM253 50H252V49ZM69 49V50H68ZM87 49V50H86ZM114 49V48H113ZM169 49V50H168ZM186 49H187V51H186ZM226 49V50H225ZM260 49V50H259ZM45 50H47V51H45ZM51 50V51H50ZM73 50V51H72ZM87 52H89V53H85L86 51ZM88 50H90V51H88ZM110 50V49H109ZM109 50H107V52L106 53H108V51ZM123 53H126L125 52V50L126 49H124L123 48ZM128 50V49H127ZM126 50V51H127ZM142 50V49H141ZM168 50V51H167ZM195 50H197L196 52H198V53H196V52H194ZM225 50V51H224ZM263 51V53H262V51ZM113 51V50H112ZM129 51H127V53H129ZM164 51H166V52H164ZM177 51V52H176ZM249 51H251V52H249ZM261 51V52H260ZM17 52H18V54H17ZM16 52V54H17V56L19 55V54H21L22 53V50H21V53H19V49H18V51ZM46 53V55H44L45 53ZM149 52V53H148ZM188 54H187V53ZM194 52V53H193ZM212 52H214V50L213 49H211V51L209 52L211 55H208V57H200V58H202V60L204 59V58H209V56H210V58L212 57V55H213V53ZM224 52H225V54H224ZM26 53H22V54H26ZM31 53V54H30ZM48 53H50V54H48ZM91 53V54H90ZM94 53H95V55H94ZM112 53V52H111ZM110 53V54H111ZM132 53H130V54H132ZM153 53V54H152ZM162 53H164V54H162ZM174 53V54H173ZM248 53V54H247ZM14 54V53H13ZM26 54V55H27ZM138 54V55H139ZM149 54H150V56H149ZM160 54V55H159ZM183 54V55H182ZM192 55V54H195V55H193L191 58L189 57L190 55ZM258 54V55H257ZM44 55V56H43ZM82 55H84L85 57H83ZM103 55V56H102ZM128 55V54H127ZM151 55H152V57H151ZM179 55V56H178ZM187 55H189V56H187ZM216 55V54H215ZM221 57H220V56ZM15 57H17L16 55H14ZM21 57H19V62L17 63V61L18 60H15L16 58H14V60H12V62L13 61H15L16 63L14 64V62L12 63V64H14V65H16V66H12V65H10V61H11V59H10V61H7V62H10V63H8L9 64V66H12V67H14L15 69H16V67H17V69H16V71L18 70V71H21V70H19L20 69V67H22L21 69L22 70H25V69H23L26 65L25 64H27V62H25L24 60H22L23 59V57L22 56H25V55H20ZM38 56H41V58L40 59H38L39 57ZM48 57L47 58V61L45 60L46 58L45 57ZM99 57V56H102L101 57V59L100 60H96V57ZM105 56H106V54H105ZM118 56H120L119 57V59H117L118 58ZM158 56V57H157ZM166 58H165V57ZM175 56V57H174ZM181 56L183 57V59H180L181 58ZM1 58H0V62H5L6 60H9L8 58H6V60H5V58L3 59L2 58V56H0ZM43 57L45 58L44 60H43ZM80 57H82L83 59V62H82V60H79V61H81V63H79V61L77 60V59H80ZM113 59H112V58ZM117 57V58H116ZM133 57H131V58H129L130 60L133 58ZM155 57V58H154ZM178 57H179V59L180 60H178V61H174V60H176V59H178ZM189 57V58H188ZM18 58V57H17ZM22 58V59H21ZM37 58V59H36ZM50 58V59H49ZM94 59V62H96V63H94L93 62V64L91 63L92 61H93V59ZM105 58V57H104ZM117 59V61H116V59ZM152 58H154L155 60H156V58H160L159 60H161V62L158 60V64H160V63H162L163 65H161L162 66V72H160V74L158 73H155L156 71H158L159 70V68H161V66L158 68V66L156 67L155 65L157 64V60H156V62H154L155 60L153 59L152 60ZM162 58V59H161ZM168 58V60H171V63H172V60H173V65H171V67H170V61H168V60H166ZM170 58H173V59H170ZM174 58H176V59H174ZM185 58H187L188 60L190 59L191 60V62L188 64L187 63V59L186 60H184ZM209 58V59H210ZM213 58V57H212ZM212 58H211V60H212ZM257 58V57H256ZM30 59V60H29ZM92 59V60H91ZM98 59V58H97ZM115 59V60H114ZM121 59V60H120ZM129 59H128V61H129ZM134 59V58H133ZM133 59L131 60L132 61V63H134L133 62ZM142 59H144V60H142ZM243 59V60H242ZM247 59H249V61L247 60ZM76 60H77V62L78 63H76ZM108 60V61H107ZM189 60V61H190ZM198 60V61H197ZM23 61V63H24V65H23V63H22V65H21V62ZM40 61H42V62H40ZM101 61H102V63H101ZM111 61V62H110ZM112 61H114V62H118V64H120V66H118V68H117V65L116 64H114ZM124 61H125V64H124ZM131 61H129L130 63H131ZM163 61H164V63H163ZM183 61V62H182ZM188 61V62H189ZM209 61V62H208ZM213 61H214V59H213ZM254 61V62H253ZM37 62V63H36ZM45 62V63H44ZM72 62H73V64H74V62H75V66H71L72 65ZM100 62V63H99ZM105 62H106V65H105ZM129 62L127 63V64H129ZM149 62H151V64L149 63ZM169 63V64H167V63ZM177 62H180V63H182L181 65H183V66H181L180 65V63H177ZM195 63V65L197 64V66L195 67V68H197V71H198V73H197V75H198V77H200V78H202L203 79V74L205 75V76H207V77H204L205 78V80H207L208 79V85L209 84H214L215 83V85L213 86H211V85H209V87H208V85H207V82L203 79V81L204 82H206V83H204V85L202 84L203 83V81H202V79H201V81H202V83L200 84V78H198L197 76H195V75H190V76H192L191 78L192 79H190L189 77L187 78V77H181L182 79H188V82L187 81H185V82H187V83H183V81H182V83L183 84H181L182 86L183 85H186L187 84V86L188 87H186V89L185 90H187L188 91V93H190V91H191V93H192V95L194 94H196V95H201V97H199V99L197 98L198 96H196V99L199 101L200 100V102L198 103V101H193V99H192V96L190 97V99H191V102L188 100L189 98H185L186 100H188V103H184L185 105H187L188 107H190L189 105H191V103H193L194 104V102H195V109L197 110H195V109H193L192 110V108H193V106H191V108H190V110H191V112L193 111V114H194V110H195V112H197L195 115H192V117H194L195 116V118H192V119H195V120H192L193 122H192V124H195V125H197L196 127H198L199 128V126H201L199 129H200V131H202V132H200L197 128H195V127H193V125H191L192 127H193V129L195 128V129H197L198 130V132H199V135H197V133H195V131H197V130H195L194 129V131L193 130H191L192 129V127H190L189 129L191 130V133H193L194 134V138H195V141H196V148H198L197 150V152H199V153H197L196 152V149H194L195 147L193 146L194 144H191V145H186L188 148H190L191 150L193 149V150H195V152L194 151H192V152H190V149H189V152L187 153V154H189L190 153V155H192V153L194 152V154L193 155H195L196 153H197V155L198 156H190V158H189V155H187L186 154V151H187V147H185L184 149H185V153H184V155H180V152H181V150H183L182 149V147H181V149L179 148V146H176V147H174L175 148V150L173 149V150H170L169 148H168V143H167V145L165 146L163 143H161L162 141H164V143H165V139H163V138H161L160 139V141H159V143H160V147H162L161 146V144H163L164 145V147H167L168 149H169V153H170V156H169V158H172V156H174L175 158H176V162H173V160L171 159V161H169L168 159H167V156L165 157V152L166 153H168L167 152V150L166 151H164L163 152V156H161L162 158L164 157V161H165V159H166V161H165V163H167L168 161L170 162V163H174V165H176L177 166V168H175V166H174V169L176 170V171H174L173 170V165H172V167L170 166L169 168H170V170H171V168H172V171H171V173H176L179 169H180V171H181V169L183 168L182 166L183 165H185L186 166V164H188L187 162H188V160L189 161H191L192 160V158H194L193 160H192V163L190 162L189 164H188V167H189V165L190 166H196L195 167V173L193 174H191V172H193L194 170H192V169H189L188 167H187V169H186V167H184V169H186V171L185 172H190V171H188V170H191V172L190 173H187V175L189 176V179H188V177H187V175L185 176L184 174H186V173H184V171H181V172H183L182 174H181V172L180 171H178V174H180L179 175V178L180 179H182V180H184V181H180V179H179V182H182L181 183V185H180V187L181 188H179L181 191H183V189H185V190H187L188 191V188H189V191H191V192H189L190 193V196H188L187 195V197H189V199H187V197H185V198H180L179 196H183V194H186L187 193V191H183V194H181V193H179V192H177V188H175V191L173 190L174 189V187L173 186H175L176 187V185H179V182H178V180H176V179H178V177L176 178L175 176L177 175V173L175 174V176L173 177V179H175L177 182H178V184H174V180L172 181V176H170V175H165V172L167 171H165L164 172V170H163V166H164V169H165V166H167L165 163H164V161H163V163L160 161L162 158L160 157V155L159 154H161L162 152L161 151H163V150H165L166 148H164V147H162V148H160L159 147V153L157 154V147H155V149H154V147L153 148H151V147H148V148H151V150H149L148 148H146L147 149V151H149L148 153H147V151H145V149H143L142 151L143 152H141V150H139V148L142 146V145H140V147H136V145L135 144H137L138 146H139V143L138 142H140V143H142L143 142V140H144V138H140V137H135V138H132V140H134V141H128V139H126V138H130L131 139V137H129V136H125V140L123 141V140H121V138H124V136L123 137H121L120 139H117L116 140V142H115V144H114V148H112L111 147V150L112 149H115L114 150V152L116 153V150H118V148H123V149H125V151L127 150V148H125V146H130V142H131V147H129L128 149H130L133 153H127V154H130L129 156H131V155H133V156H131L132 158L134 157L135 158V152L136 153H138V154H136V155H140L139 153H142L140 156H138V157H141L142 155V157L141 158H139L140 159V161H141V159H142V162H140L139 161V159H138V157H136V160H138L137 161V164H135V162H133V160H134V158H133V160H132V158L130 157V160L132 161V162H130V160L128 159L129 157L127 156V154H126V152L124 151V150H121V149H119V150H121V151H119L120 153L121 152H123L122 154H119V152H117V155L119 154L120 156L122 155V157H120L119 155V157L120 158H122L121 159V162H120V159H118V161H117V163L118 164H120L121 163V165H122V161H123V157H125L126 159V161H128V162H125V164L126 165H128V167L130 166L129 165V162H130V164L131 163H134L135 165H134V171H136V172H134L132 169H130V167L128 168L130 171H129V174L128 175H132L131 174V171L133 172V175H137V178H138V175H139V173H138V171H137V168H139V163H141V164H143V166H142V168H139L138 170L139 171H143V167H146V170H145V168H144V170L146 171V172H142L143 173V175H141L142 173H140V177L141 176H143L144 178H146V180L145 179H143V178H141V180L140 179H138V180H140L141 181V186H142V184H143V181H142V179L145 181V182H148V183H146L147 185H150V187H151V185H153L151 188L148 186V188H150V189H152V190H154V188H155V192L153 191H151V190H148V188H147V185H144V187H146V188H144L143 186H142V188L140 189V190H143V188H144V190L146 189V192L145 193H147V194H143V192H141L140 190H139V187L138 186H136L138 189H136V190H132V189H135V187L132 185V184H136L137 182H134V181H137L136 179V177H134V180H133V176L132 177H130V176H128L127 175V177L129 178L130 177V179H127V177L126 176H124L126 173H128L127 171H126V169H124V166L126 167V165L124 164V166L122 167V166H120V167H118L117 165H116V161H115V159L116 158H114V161L115 162H113V163H115V165L114 166H116L115 168L117 169V171L119 172V168H120V173H122L121 175L123 176V177H125V179L123 178L122 180H121V178H119V175H120V173H119V175H118V177L116 176V179L118 180V181H116L115 182V180L112 182V181H110V182H112V183H106V185H104V184H102V185H99V187H97L96 189H98L97 191H95L94 190V188H87V190H84V188L86 189V186L85 187H81L82 188V190H81V188H77L78 186H75V185H80L81 183L80 182H78V183H74V187L76 188V189H79L80 190V192H81V194L84 192L85 194H86V196L84 197L83 196V194L79 197L78 195H80V194H78V193H80L79 192V190H78V192L77 193H73L74 192V190L72 191V190H70L73 194H76V196H77V199H76V196H74L72 193H71V197H69V199H66V197L68 198V195L70 194V191H68L67 189H69V188H71V186L69 185V184H71L72 182H75V181H70V183H68L69 182V180H67L68 179V177L69 178H74V180L76 179L75 178V176L78 178V177H80L81 175H80V173L82 174V172H80L79 170H78V168H77V170L79 171V172H73L75 169L74 168H70V171H67V170H65L66 172H68V174L67 175H70V173L69 172H73V176L72 177H70V176H68L67 177V179H64L65 177H66V174H65V172H63L64 170H63V168H64V166H65V164L67 165H73V163H71L70 161L77 155V153L78 154H80V151H81V154H85L86 153V156H87V151H88V154H93V152L95 151V153H97L98 151H96L95 149H93V151H91L92 150V147L91 146H93L94 145V143L98 140L97 138H99L98 136L100 135H98L97 134V138H95L96 136V133L97 132H101V130H103L104 129V125L106 126V124L108 125V122H109V120H108V122H106V118L107 119H109L111 116H113V117H115L113 114H114V112H112V111H115V108L117 109V107H115V106H112L113 108H114V110H111V107L109 106H107L106 107V112H107V110L109 111V109L108 108H110V111L111 112H107L106 113V115H107V117L105 118V116L104 115H99L100 113H98V114H93L94 116H98L99 118H96V117H94V118H92V116L90 115V112H93L94 110H92V111H89L87 114H86V116H89L90 115V117L88 118V117H86L85 115H83V114H80L81 115V117H82V115H83V117L82 118H84V119H82L80 116L78 117V114H76V113H74V111H72L70 108V110H68L69 112H70V114H69V112H64L63 111V106H65V105H63V106H61L63 103H64V101H62V100H65V102H67V99L68 98H70V97H68V93H69V96L70 95H72L73 93H76L75 94V96L73 95L72 96V98H74V97H77L76 95H78V94H80L82 91V89L80 90L79 88H81V87H79L80 85H84L85 87H86V89H89L90 90V84L87 86V85H85V81H84V79L83 78H85V79H87L88 80V82H89V78L88 77H90L92 80H90V81H92V82H94L95 83V81L96 82H98V80H99V82L100 81H103V83H96V84H98L100 87H101V85L104 87L103 88V90L106 88V87H108L109 88V90L111 89V86L113 87L112 89H114V88H116L115 86H119L120 84H122L123 85V87H126V86H128V87H126V88H130L133 84L132 83H134L135 85H133V87L134 86H136V84H138L139 82H141V81H145V79H148V78H152L153 76H154V80L155 81H157V83H159L158 82V80L160 81L161 79L163 80V76L165 77L166 75L165 74H167L168 72V74H172V75H177V73H175V74H173L172 73V71L173 72H175L176 70H178V67H180V68H182V70H184V71H181V72H184L185 73V69H187V67L189 68V67H191L190 69H189V71L192 69V65H191V63L192 64H194ZM202 62V61H201ZM215 62H216V60H215ZM219 62H216V63H218L219 64ZM236 62H239V65L240 66H238V67H240L239 69H237V68H235V66H234V64L236 63ZM20 63V64H19ZM90 65H89V64ZM99 63V64H98ZM114 64V66H112L113 64ZM166 63V66L164 65ZM176 63V64H175ZM188 64L187 66H185L186 64ZM210 63V64H211ZM215 63V64H216ZM17 64H19V65H17ZM39 64V65H38ZM68 64H70V65H68ZM80 65V66H77V65ZM88 65V66H86L85 68H84V65ZM92 64V65H91ZM97 64V65H96ZM101 64V65H100ZM126 64V65H127ZM149 64V65H148ZM157 64V65H158ZM185 64V65H184ZM229 65V67H228V65ZM237 65H238V63H236ZM256 64V65H255ZM263 64V65H262ZM21 65V66H20ZM32 65V66H31ZM83 65V66H82ZM101 67H100V66ZM111 65V66H110ZM155 67H154V66ZM167 65H169V66H167ZM179 65V66H178ZM194 65V66H195ZM198 65H199V67H198ZM20 66V67H19ZM30 66V67H29ZM137 67L136 68V72H137V74L135 73V76H133V74H134V67ZM147 66H149L148 68H150L151 66L153 67V68H155V72H154V74L156 75H152L153 73H150L151 74V77H150V75H146L147 77H145V74H148V72H150V70H148V68H147ZM163 66H164V68L165 67H169V69H167V71L165 70V69H163ZM176 66H177V68H176ZM209 66V67H208ZM219 66V65H218ZM225 66V67H224ZM230 66L232 67H234L233 68V70L234 71H232V69L230 70H228V68H230ZM262 66H263V68H262ZM5 67V66H4ZM34 67H36V69L34 68ZM38 67V68H37ZM69 67V68H68ZM77 67H79V69H75V68H77ZM91 67V69L89 70V68ZM101 69H100V68ZM110 67H113V68H110ZM186 67V68H185ZM225 68V70H224V68ZM227 67V68H226ZM241 67H242V69H241ZM258 67H259V70H258ZM19 68V69H18ZM26 68V67H25ZM27 68H26V70H27ZM70 68H73L74 70H72V69H70ZM95 68V69H94ZM100 69L99 70V72H98V69ZM116 68V69H115ZM119 68H120V71H124V73L122 72V74H123V77L124 78H126L127 76H128V74L129 73H133L132 74V77H134L132 80H130V78H129V80L131 81V82H129L128 81V77H127V79L126 80H124L123 78V80L125 81H122V79L120 78L121 76L119 75V78L121 79V80H119L118 79V73H116V71H118L119 70ZM125 68H127V70L125 69ZM138 68V69H139ZM156 68H157V70H156ZM172 70H171V69ZM174 68H175V70H174ZM179 68V69H180ZM194 68V67H193ZM248 69H249V67H247ZM253 68V70L251 71V69ZM7 70V72H6V70ZM8 69L11 71H8ZM109 70L110 71V76L112 75L113 76V74H111V69H112V71L114 72V73H116L115 75H117V76H113L114 78L115 77H117V79L115 78V80H113V78L111 79V80H113L111 83H109L108 84V82H109V77H107V79H109V80H107L106 81V79H105V76L107 75L108 76V74H106V72L108 73L109 71H106V70ZM122 69H124V70H122ZM132 69V71H130ZM147 71H146V70ZM227 69V70H226ZM5 70V71H4ZM14 70V69H13ZM25 70V71H26ZM39 70H42L41 72L39 71ZM68 70H69V73H67L68 72ZM77 70V71H76ZM80 70V71H79ZM116 70V71H115ZM164 70V71H163ZM188 70V69H187ZM193 70V69H192ZM191 70V72H192V74L194 73L193 71ZM195 70V69H194ZM15 71V70H14ZM25 71H23V72H21L22 73V75H20V73H18V74H16V75H18V76H27V74H26V72L28 73V74H31V73H33V72H30L29 73V70H27L26 72ZM71 71V72H70ZM94 71V72H93ZM97 71V72H96ZM120 71H118L119 72V74H121L120 73ZM126 71V72H125ZM146 71V72H145ZM160 71V70H159ZM158 71V72H159ZM171 71V72H170ZM179 70H178V72H180ZM196 71V70H195ZM196 71V72H197ZM203 71V72H202ZM209 71H211V72H209ZM235 71H237V72H235ZM239 71H241V73L239 72ZM248 71V70H247ZM260 71V72H259ZM1 72L3 73V74H1ZM4 72H6V73H4ZM9 72V73H8ZM25 72V73H24ZM64 72V73H63ZM74 72V73H73ZM104 72H105V74H104ZM112 72V73H113ZM129 72V73H128ZM191 72H189L190 74H191ZM35 73V72H34ZM33 73V75H32V77L30 76L29 78H28V80H30L31 78H34L35 76L34 75H36V74H34ZM80 73V74H79ZM126 73V75L127 76H125L124 74ZM128 73V74H127ZM189 73H188V71H187V73L186 74H184V76L185 75H189ZM210 73H212V74H210ZM219 73V72H218ZM237 73V74H236ZM63 74V75H62ZM104 76H103V75ZM121 74V75H122ZM143 74V75H142ZM164 74V75H163ZM167 74V75H168ZM180 73H178V75H179ZM182 74V73H181ZM194 74H196V73H194ZM217 74V73H216ZM223 74V73H222ZM221 74V75H222ZM238 74H240L241 76H242V78L240 77V75H239V77L241 78H239L238 77ZM262 74V73H261ZM261 74H259L260 76H261ZM87 75H89V76H87ZM98 75H102L100 78L98 77ZM131 75V74H130ZM177 75V76H178ZM187 75V76H188ZM247 75H249V76H251V74H247ZM253 75V74H252ZM17 76V77H18ZM45 76V77H44ZM111 76V77H112ZM141 76V77H140ZM174 76V77H175ZM180 76H183V74L182 75H180ZM180 76H179V80H182L181 78H180ZM193 76H194V78L196 79L197 78V80L199 81H197V80H195V79H193ZM214 76V75H213ZM212 76V77H213ZM233 76H232V79H233ZM262 76L264 77V74H262ZM261 76V77H262ZM16 77V76H15ZM17 77H16V79H17ZM39 77H41V78H39ZM98 77V78H97ZM136 77V78H135ZM137 77L139 78V79H137ZM144 77H145V79H144ZM162 77V78H161ZM173 77V78H174ZM209 77V78H208ZM253 77V76H252ZM251 77V78H252ZM259 77V76H258ZM261 77H260V80H261ZM262 77V78H263ZM26 78L27 77H25L23 80H22V82H24V81H26V82H28V80H26ZM76 78H80L79 80H81V79H83V81L81 82L80 81V85L79 86H77L76 84V87H79V88H77V89H79L80 90V92H78L77 93V89H75L73 86H71L70 84H73V83H76V81H72V80H77ZM220 78V79H219ZM224 80H223V79ZM240 80H239V79ZM248 78V77H247ZM254 78V77H253ZM253 78L252 79H250V78H248V79H250L249 80V82H251L252 80H253ZM36 79V78H35ZM95 79V81H93ZM98 79V80H97ZM143 79V80H142ZM244 79H246V76H245V78ZM154 80H153V82H154ZM161 80V81H162ZM175 80H178V79H175ZM190 80V81H189ZM193 80H195L194 82H193ZM222 80V81H221ZM264 80V79H263ZM0 81V82H1ZM39 82L37 85H39V87L36 85L35 86V84L37 83V82ZM72 81V82H71ZM119 81V82H118ZM129 82V84H128V82ZM146 81H148V80H146ZM164 81V80H163ZM162 81V82H163ZM193 82L194 84L197 82V85H199V89H198V87L196 86H194L193 85V83H190V82ZM212 81H220V83H216V82H213L212 83ZM228 81H231V78H230V80H228ZM227 81V83H229ZM234 81H236L235 79H234ZM237 81H236V84H237ZM245 81H247V80H245ZM5 82V83H4ZM46 82V83H45ZM47 82H48V84H47ZM69 82V83H68ZM77 82H78V80H77ZM84 82V83H83ZM91 82V85H95L94 83H92ZM124 82V83H123ZM149 82H150V80H149ZM149 82L148 83H146V82H144V84H143V82H141V84H139V85H141V87H143V86H145V83H146V85L147 84H149ZM175 82V81H174ZM173 82V84L172 85H176L175 83ZM181 82V81H180ZM241 82H240V84L239 85H241V87L237 84V86H239V88H241V90L238 88L237 89V86L235 87L236 88V93H232V95H230V97L229 98H231L232 100H233V102L232 103H236V104H238V103H240L241 102V105L242 106H240V109L241 110H243L245 107H243V100H245V102L247 101L246 99L248 98H250L251 97V95L253 94H247V93H251V90H252V92L254 91L253 89L255 88L254 86H251V88H249L250 86H247L250 90H248L247 89V93L246 94H242V93H245L246 92V88L247 87H245V86H243L242 84H241ZM248 81H247V83H249ZM259 82H264V81H259ZM258 82V83H259ZM7 83V85H5ZM9 83V84H8ZM33 83V84H32ZM35 83V84H34ZM45 85H44V84ZM82 83V84H81ZM115 83V84H114ZM128 85H127V84ZM151 84H152V82H150ZM157 83H154V84H152V85H155V84H157ZM161 83V82H160ZM199 83V84H198ZM246 83V82H245ZM27 84H26V86H27ZM41 84V85H40ZM101 84V85H100ZM111 84V85H110ZM178 84V83H177ZM179 84V85H180ZM216 84L218 85V86H216ZM232 84H233V81H232ZM236 84H233L232 86H234V85H236ZM254 83H250L249 85H253ZM25 85V84H24ZM44 85V86H43ZM69 85V86H68ZM74 85V84H73ZM74 85V86H75ZM124 85H126V86H124ZM143 85V86H142ZM150 85V84H149ZM148 85V86H149ZM172 85H169V86H172ZM181 85L179 86V88H178V85H177V87L176 88H178L177 90H174L173 88H174V86L173 87H171L172 88V90H174V91H176V93H177V91L180 89V90H182V93L181 94H187V93H184L185 91L183 90L184 89V86H183V88L181 87ZM190 85H191V87H190ZM203 85V86H202ZM70 86H71V88H72V90H70V89H68V88H70ZM83 86V88H85ZM130 86V87H129ZM192 86H194V87H192ZM217 88H216V87ZM221 86V87H220ZM242 86L244 87L243 89H242ZM92 87V86H91ZM120 87V86H119ZM122 87V88H123ZM133 87H131V88H133ZM146 87V86H145ZM182 89H181V88ZM213 87V88H212ZM219 87H220V90H222L221 92H219L218 93V91H219ZM225 87V86H224ZM230 87V85H228V88ZM22 88H23V90H22ZM43 88V89H42ZM66 88V89H65ZM73 88H74V92H72L73 91ZM98 89V87L96 86V87H94L93 88V90H94V93H95V91ZM170 88V89H171ZM175 88V89H176ZM189 88V89H188ZM191 88V89H190ZM193 88V89H192ZM195 88H196V92L194 93V91H195ZM205 88V89H204ZM206 88H209V89H206ZM215 88L217 89L216 90V92H215ZM232 88H234V87H232ZM29 89H30V91H29ZM45 89V90H44ZM96 89V90H95ZM100 89V88H99ZM214 89V90H213ZM261 89V88H260ZM3 90H5V91H3V92H5V93H2V91ZM26 90H28V91H26ZM42 90V91H41ZM69 91L68 93L67 92H65V91ZM77 90V91H76ZM85 90V89H84ZM84 90H83V92L82 93H84ZM93 90H91V91H93ZM108 90V89H107ZM108 90V91H109ZM171 90V91H172ZM190 90V91H189ZM210 90V91H209ZM212 90V91H211ZM231 90H233V89H231ZM235 90V89H234ZM238 90H240V92H238ZM243 90V91H242ZM21 91H22V93H21ZM23 91H25V92H23ZM37 91H40L39 93H37ZM64 91V92H63ZM99 91V90H98ZM97 91V92H98ZM102 91V90H101ZM105 91V90H104ZM184 91V92H183ZM186 91V92H187ZM214 91V92H213ZM245 91V92H244ZM28 93V95H24L25 93ZM42 92V93H41ZM72 92V93H71ZM90 91H87L86 92V90H85V95H86V93H88V94H90L89 93ZM198 92H200V94L198 93ZM205 92V93H204ZM207 92V93H206ZM242 92V93H241ZM2 93V94H1ZM8 93H10V94H12L11 92H8ZM37 95H36V94ZM66 94V96L65 95H63V94ZM71 93V94H70ZM98 93H103V92H98ZM174 93V92H173ZM180 93V91H178V94ZM198 93V94H197ZM201 93H203V95L201 94ZM224 93V94H223ZM227 93V92H226ZM238 93H241V94H238ZM10 94H7V95H10ZM92 94V93H91ZM104 94V93H103ZM178 94H175V96L176 95H178ZM210 94V95H209ZM216 94H218L217 96L221 99H219V98H216L215 99V101H214V96L216 95ZM221 94H223V95H221ZM230 94H231V92H230ZM238 94V95H237ZM254 94H255V92H254ZM6 95V96H7ZM12 95V96H13ZM57 95H58V97L59 98H61V102H60V100H59V98L57 97ZM63 97H62V96ZM93 95V94H92ZM92 95H90V97L92 96ZM96 96H97V94H95ZM94 95V96H95ZM99 95V94H98ZM128 95H130V94H128ZM174 95V94H173ZM207 95H209V96H207ZM240 95V97H238ZM15 96V97H16ZM36 98H35V97ZM165 96H168V95H165ZM164 96V97H165ZM172 96V95H171ZM179 97H177L179 100H182L183 102H185L184 101V99H181V98H184L185 96H180V94L178 95ZM187 96V95H186ZM189 96V95H188ZM195 96H193L194 97V99H195ZM202 96H204V99L203 100H201L203 97ZM211 96H213L212 98H211ZM217 96H215V97H217ZM234 97V98H232V97ZM242 96H243V98L244 97H246V99L244 98H242ZM13 98V99H16V98ZM24 97V98H25ZM56 97V98H55ZM64 97L66 98V99H64ZM68 97V98H67ZM86 97H87V95H86ZM127 98L129 97V96H126ZM252 97V98H253ZM3 98V99H2ZM126 98V99H127ZM206 98V99H205ZM4 99H5V101H7V103L4 101ZM56 99V100H55ZM71 99V98H70ZM126 99H123L124 101L126 100ZM209 99L210 100H212L210 103H212V104H210L209 105ZM219 99V100H218ZM230 99V100H231ZM238 99V100H237ZM240 99V100H239ZM23 100V98L21 99L20 98V101H22ZM25 100V99H24ZM38 100L40 101V102H38ZM57 100H59V101H57ZM74 100V99H73ZM122 100V101H123ZM229 100V99H228ZM231 100V101H232ZM235 100V101H234ZM3 101V102H2ZM17 101V102H16ZM57 101V102H56ZM120 102V103H125L124 101L123 102ZM126 101H128V100H126ZM182 101H177V103H179V105L177 104V106H179V107H187V106H185V105H182L183 103H181ZM221 103H220V102ZM231 101H230V103H231ZM240 101V102H239ZM9 102H11V103H9ZM57 103V104H55V103ZM62 103V104H59V103ZM187 102V101H186ZM190 102V103H189ZM218 102V103H217ZM244 102V103H245ZM248 102V101H247ZM128 103V102H127ZM172 102L170 101V103L168 102V104H171ZM181 103V104H180ZM199 105H198V104ZM234 103V104H235ZM8 106H7V105ZM15 104V106H13ZM16 104H19V105H16ZM40 104V105H39ZM65 104V103H64ZM167 104V105H168ZM176 104L174 103V106L173 107H170V106H167L168 108L170 107L171 108V110H170V108H169V111L168 112H174V111H176ZM192 104V105H193ZM218 104H220V106L218 105ZM247 104V103H246ZM26 105V106H25ZM35 105V107H33ZM56 105V106H55ZM59 105L61 106V107H59ZM124 105V104H123ZM132 105V104H131ZM131 105H129V103H128V105H126L125 104V110H124V108H123V110H121L122 112L124 111V112H128V110L130 111H132L133 109H132V106ZM181 105V106H180ZM210 106L209 107V110H207V106ZM216 105H218V106H216ZM230 105V104H229ZM229 105H228V107H229ZM239 105V104H238ZM237 105V106H238ZM248 105H250L249 104V102H248ZM264 105V104H263ZM262 104L260 105V107L261 106H263ZM10 106V107H9ZM11 106H13V107H11ZM17 106V107H16ZM25 106V107H24ZM28 106V107H27ZM29 106H32V107H29ZM37 106H39V108L41 107V110L40 109H36V107ZM58 106V107H57ZM128 106H130L131 107V109H129L130 107H128ZM223 106V107H222ZM245 106V105H244ZM247 106V105H246ZM251 106V105H250ZM255 106V112L253 111L252 112V110L254 109L253 107ZM56 107V108H55ZM174 107H175V109H174ZM179 107L177 108V110H179ZM181 107V108H182ZM220 107H222V108H220ZM242 107H243V109H242ZM249 107V106H248ZM13 108V109H12ZM18 108V109H17ZM24 108H25V111H27V112H29L30 114H28V113H26V114H28V116L30 115V117H26V114H24L25 113V111H24V115H20V116H24V119H22V117H21V119H20V121L18 120V117H20V116H18L17 118L14 116L15 114L16 115H18V114H21V113H18V112H22L21 110H24ZM27 108V109H26ZM38 108V107H37ZM59 108H63V109H59ZM67 108L68 107H66L64 110L66 111L67 110ZM112 108V109H113ZM128 108V109H127ZM134 108V107H133ZM168 108H167V110H168ZM211 108V109H210ZM250 108V107H249ZM249 108H247V109H249ZM261 108H263V107H261ZM261 108H259V110L261 111ZM8 109V110H7ZM15 109H16V111H15ZM58 109H59V111H58ZM120 109V108H119ZM119 109H117L118 111H119ZM173 109V110H172ZM188 109V108H187ZM230 109V108H229ZM40 110V111H39ZM62 110V111H61ZM116 110V111H117ZM190 110H188L189 112H190ZM219 110H221V111H219ZM263 110V109H262ZM12 111V112H11ZM14 111V112H13ZM61 111V112H60ZM116 111H115V114H119V112L118 113H116ZM131 111H130V113H131ZM204 111V110H203ZM210 111V112H209ZM244 111V110H243ZM242 111V112H243ZM260 111H257V113L260 115L259 116V118L260 117H262V119H258L259 121H261V124L263 123V118H264V112H260ZM58 112V113H57ZM62 112H64V113H62ZM211 112H213V114L211 113ZM225 112H227V109H226V111ZM229 112H230V110H229ZM252 112V113H251ZM12 113H13V115H12ZM18 113V114H17ZM62 113V114H61ZM68 113V114H67ZM110 113H112V114H110ZM63 114H65V115H63ZM72 114H74V115H72ZM85 114V113H84ZM89 114V115H88ZM103 114V113H102ZM109 114H110V116H109ZM125 114H127L128 115V113H125ZM124 114V116L121 114V117H124V118H126L127 117V115H125ZM212 114V115H211ZM216 115H214V117L215 118H217L219 115L217 114V112L215 113ZM226 114H228V113H226ZM239 114H240V112H239ZM258 114H256L257 115V118H258ZM76 115H77V117H76ZM197 115H200V116H198V117H196ZM223 115H222V117H223ZM229 115V114H228ZM256 115H254L255 116V118L254 119H256ZM7 116L9 117V118H7ZM65 116H75V118H78L79 119V124H76V126L78 127V126H80L79 127V129H75L76 128V126H72V124L70 125L71 126V128H69V126H67V124L69 125V123H68V121H70V120H68ZM128 116H130L131 118L133 117V115H132V113H131V115L129 114ZM11 117H12V121H14V122H12L11 120L9 121V119H11ZM64 117H65V119H67V121L64 119ZM72 117H69L70 119H72ZM102 117H104L103 119H105V121H103L102 120ZM118 117H120V115H118ZM117 117V119H116V117L115 118H112V119H110V121L111 122H109V127L112 125V122H114V121H112L113 119H116V120H118V122L120 123L119 125L120 126H122V123L121 122H123V123H125V121H123V118H121L120 117V119ZM205 117H206V115H205ZM229 117H231L230 115L226 118V119H228ZM244 117V118H245ZM249 117V118H248ZM74 117H73V119H75ZM81 118V119H80ZM95 118H96V120H95ZM100 118H101V120H100ZM131 118H129V120L131 119ZM231 118H234V117H231ZM230 118V119H231ZM243 118V119H244ZM5 119H7V121H9V122H7ZM90 119H92L91 121H89ZM206 119V118H205ZM207 119L206 120H204L205 122H209L210 123V121H207ZM242 119V118H241ZM253 119V121H256V120H254ZM15 120H17V121H15ZM82 120L84 121H86L87 120V122L88 123H84V122H82ZM126 121H128V119H125ZM144 122H146V119L144 120V119H142ZM201 120V119H200ZM212 120H211V122H212ZM257 120V121H258ZM65 121V123L67 122V124H65V123H63ZM73 120H71V122H72ZM75 121V122H74ZM72 123L73 124H75L76 122L78 123V121L75 119ZM244 121H247L246 119H244ZM251 122L252 124H254L255 122ZM256 121V122H257ZM259 121H258V123H259ZM23 122V123H22ZM105 122V124H102V123H104ZM117 122V123H118ZM213 122H215V119H214V121ZM230 122V123H229ZM237 122V124L239 125V127H238V125H235V123ZM96 123H97V125H100V128H96L95 127V129H94V125H96ZM100 123V124H99ZM116 123V121H115V125L117 124ZM135 122L133 121V123L132 124H134ZM140 123H142V121L140 122ZM201 123H202V125H201ZM223 123V124H224ZM22 124V125H21ZM114 124V123H113ZM129 124H131L130 123V121H129ZM128 124V125H129ZM144 124V123H143ZM142 124V126L144 127L145 125H143ZM226 124H224V126L226 125ZM234 124V125H233ZM255 124H257V123H255ZM254 124V125H255ZM261 124L259 125L260 127L259 128H262L261 127ZM24 125H25V127H24ZM91 125H93L92 126V129L93 130H96V132L94 133V132H92L93 130H90V132H89V134H88V132H87V130L89 131V129H91ZM96 125V126H97ZM103 125V126H102ZM126 125V127H127V123L125 124ZM137 125V124H136ZM199 125V126H198ZM204 125V126H203ZM253 125V126H254ZM30 126V127H29ZM67 126V127H66ZM83 126H86V131L85 132H87V133H85L84 132V130L85 129H83V131H82V128H83ZM103 128H102V127ZM130 126V125H129ZM204 127V129H203V127ZM220 128H221V126L223 127V125H218ZM252 126V125H251ZM250 126V127H251ZM264 126V125H263ZM108 127V126H107ZM228 127H230V131L228 130ZM236 127H238V128H236ZM21 128H22V130H21ZM26 128V130L24 131V133H26V135L25 134H23V129H25ZM28 128V129H27ZM32 130H31V129ZM66 128V129H65ZM81 128V129H80ZM138 128V127H137ZM136 127H135V129H137ZM139 128H140V126H139ZM202 128V129H201ZM218 128V127H217ZM224 128H226V127H224ZM236 128V129H235ZM247 128H246V130H247ZM75 130V131H73V137H69V135H71V134H69V131L70 130ZM99 129H100V131H99ZM143 129V130H142ZM188 129V131L187 132H189L190 130ZM250 129V130H251ZM256 129V130H255ZM46 133V134H43L42 132L43 131ZM67 130H69L68 132H67ZM71 130V131H72ZM134 130V129H133ZM140 130H142L143 131V133L144 134H146V127H145V129L144 128H142L141 127V129ZM148 130V129H147ZM169 130V129H168ZM173 130V129H172ZM253 130H255V131H253ZM20 131H22V132H20ZM70 131V132H71ZM76 131H77V135H75L76 134ZM81 131L82 132H84V134H85V136H84V134L83 135H81V136H84L83 138L81 137V142H80V138H79V134L81 133ZM145 131V132H144ZM175 131L176 130H173V131H171V133H173L174 134V137L176 136L175 134H177L178 136H180L179 135V133H175ZM205 131V130H204ZM219 133L220 132H222V129H219L218 128V130H217ZM217 131H216V133H217ZM224 131H225V129H224ZM242 131H240V132H242ZM7 132V133H6ZM167 132V136H168V134H169V132L168 131H166ZM231 134H230V133ZM72 133V132H71ZM91 133H92V135H91ZM93 133L95 134V135H93ZM118 133L121 135V133L118 131L116 134V136H118ZM170 133V134H171ZM190 133V134H191ZM215 133V132H214ZM214 133H212V134H214ZM215 133V134H216ZM229 133V134H228ZM23 134V137L25 138H23L21 135ZM42 134H43V136H44V138H45V140H42V139H44V138H42L43 136H42ZM181 134H182V132H181ZM189 133H186V134H184V135H188V137H189V135H190ZM45 135H46V137H45ZM49 137H48V136ZM74 135H75V137H74ZM89 135V139L88 138H86L87 136ZM183 135V134H182ZM184 135H183V137L182 138H184ZM195 135H196V137H195ZM205 135V138H201V137H203ZM42 136V137H41ZM93 136H94V140H93ZM147 136V135H146ZM148 136H149V133H148ZM166 136V137H167ZM172 135H170L169 137H171ZM177 136V138H180V137H178ZM193 136V135H192ZM198 136V137H197ZM233 136H232V138H233ZM236 136H237V138L238 139H236ZM255 136H256V138H255ZM164 137H165V135H164ZM173 137V136H172ZM171 137V138H172ZM187 136H186V138H188ZM190 137H191V135H190ZM189 137V138H190ZM254 137V138H253ZM32 138V139H31ZM33 138H35V139H33ZM42 138V139H41ZM78 138H79V140H78ZM92 138V139H91ZM139 138V139H138ZM170 138V139H171ZM182 138H180L179 139V141L180 142H182L183 141V144L185 143H187V140H186V138H184L183 140H182ZM194 138H190L189 139V143H191L190 142V140H192V139H194ZM209 138H211L212 139V141L215 143V141H217L216 143H217V145H216V143H215V147H217V146H219L218 144L221 142V140H223L222 142L223 143H220V146L222 147H220L222 150H223V146L224 145H226V146H228V149L232 152H234V150H235V154L233 155H231V154H229L228 156H226L223 160L224 161H222L221 160V157L222 156H220V152H222V150H220L219 148H218V151L220 150V152H218L217 154H219V156H218V158H217V163L215 164L213 161H212V159H214V158H216L217 157V154L216 153H214V151L215 152H217L216 151V149L217 148H214V144H212L213 145V147H211V140L210 141H208L209 140ZM230 138H231V136H230ZM248 138V139H247ZM30 139V140H29ZM86 139V140H85ZM170 139L168 138L167 140H169L168 142H170ZM173 139V140H172ZM171 140L173 141V143H175V141H176V139H175V141H174V138H172ZM197 139V140H196ZM208 139V140H207ZM227 141H226V140ZM237 141H236V140ZM242 140V142H243V144H244V139L246 140L245 141V144L243 145L242 143H241V140ZM255 139V140H254ZM20 140H22L21 141V143L19 142ZM24 140L26 141V142H24ZM27 140H29V141H27ZM35 140H37V141H35ZM80 142H78V141ZM88 140V141H87ZM118 140H120L119 142H122L120 145H118V144H116L117 142H118ZM127 140V143H125V141ZM182 140V141H181ZM203 140H205V141H203ZM215 140V141H214ZM220 140V141H219ZM240 140V141H239ZM254 140V141H253ZM41 141V142H40ZM86 141V142H85ZM136 141H138V142H136ZM172 141H171V143H172ZM178 141V140H177ZM176 141V142H177ZM186 141V142H185ZM193 141L194 140H192V143H193ZM200 141H202V142H204V143H201ZM219 141V142H218ZM225 141L228 143V141H229V144H230V146H232L233 148H230V146H229V144L227 145L226 143H225ZM232 141V142H231ZM239 141V142H238ZM29 142V143H28ZM35 142V143H34ZM77 142V143H76ZM118 142V143H119ZM136 142V143H135ZM200 142V143H199ZM209 143V146L208 145H206V144H208ZM231 142V143H230ZM234 142V143H233ZM19 143V144H18ZM23 143V144H22ZM26 143H28V144H26ZM91 143V144H90ZM170 143V144H171ZM236 143V144H235ZM237 143H239L240 145H241V148H242V146H243V148L245 149V147H247V146H245V145H248L249 146V148H248V151L246 150V151H243L242 152V156H243V153H244V156H245V161H244V163L246 164V163H248V162H250V157H252L251 158V160H253L252 162V167L251 166H248V165H251V163H249L248 165L246 164H244L245 165V167H247L248 166V169H249V171L247 170V172H249L250 173V175L252 176H250L251 178L249 179L246 175H248V173L246 172V170H245V172L247 173L245 176L248 178H246L245 177V179L244 180H250V182L249 183H244V180L242 181V177L244 176V174L243 173H245V172H243V170L245 169H239L240 167L242 168V167H244V166H241V163L243 164V159H244V157L242 158V159H240V156H239V153H241L240 151H239V149H240V147L238 148L237 146ZM253 143H255V144H253ZM261 144V145H259V144ZM264 143V142H263ZM84 146H83V145ZM88 146H87V145ZM132 144L133 145H135V146H133L134 147V149L135 150H132ZM143 144V143H142ZM170 144H169V146H170ZM181 143H179V145H180ZM183 144L181 145V146H183ZM188 144V143H187ZM222 144V145H221ZM251 146H250V145ZM74 146L73 148H72V146ZM116 145V146H115ZM157 145H159V144H157ZM204 145H206V146H208L207 148H205V149H207L206 151L207 152H204V149H202L203 147H206V146H204ZM25 146V147H24ZM83 146V147H82ZM89 146L91 147V149L89 148ZM191 146V147H190ZM236 146V147H235ZM245 146V147H244ZM68 147H70V148H68ZM171 147H172V145H171ZM193 147V148H192ZM215 149L214 151H212V149ZM252 147V149L251 150H253L254 152L253 153H251L252 151L250 150V148ZM76 148H77V150H79V151H77V153H76ZM82 148V149H81ZM90 149V151L91 152H89V150H86V149ZM136 148H138V149H136ZM164 148V149H163ZM173 148V147H172ZM171 148V149H172ZM180 149V151H177V150H179ZM187 148V149H186ZM238 148V151L236 152V149ZM31 149V150H30ZM70 149H72L71 150V152H70ZM83 149H84V151H83ZM177 149V150H176ZM208 149H209V152H208ZM225 149V148H224ZM232 149H234V150H232ZM255 149H256V147H255ZM69 150V151H68ZM85 150H86V152H85ZM130 150H128L129 152H131ZM139 150V151H138ZM241 150V149H240ZM249 150H250V152H249ZM26 151V152H25ZM69 153H68V152ZM145 151V152H144ZM184 151V150H183ZM183 151H182V153H183ZM204 153H203V152ZM229 151V152H230ZM24 152V153H23ZM74 152H75V155H73L74 154ZM83 152V153H82ZM125 152V153H124ZM179 152V153H178ZM239 152V153H238ZM245 152L246 153H248L249 152V156H248V154L246 155L245 154ZM261 152V151H260ZM259 152V154L261 155V158H264V154L262 155V153H260ZM68 153V154H67ZM113 153V152H112ZM112 153H111V155H112ZM181 153V154H182ZM205 153H207L206 155H205ZM215 154V156L216 157H214L213 155ZM256 153V152H255ZM72 154V155H71ZM123 154H126V155H123ZM146 154V157L144 156ZM150 154H151V158H153V157H155V162L156 163H154V162H152L153 160H154V158L152 159V161H151V158H150ZM180 156H179V155ZM187 156H186V155ZM213 156L212 158H211V156ZM236 154H238L237 156L238 157H236ZM252 154H254V156L252 155ZM115 154L113 153V157H116V156H114ZM147 155H148V157H147ZM157 155H159V158H158V156ZM168 155V154H167ZM202 155H205V156H203L202 157ZM260 155H258V157L260 156ZM69 156V158L67 159V157ZM72 156H73V158H72ZM85 156V155H84ZM85 156V157H86ZM92 156H94V157H99L98 155L96 156V154H94V155H92ZM183 156V157H182ZM188 159H185V160H187V161H185L186 162V164L184 163L183 164V162H184V160L183 159H179V157H182V158H185V157ZM207 156H209V158H211V159H209L213 164L211 165V163L209 162V160H207L208 159V157ZM229 156H231V157H233L232 158V162H234L235 164L233 165L232 163H231V157H229ZM236 157V159L238 158L239 159V162H238V160L237 161H234V160H236V159H234L235 157ZM246 156H248V158L246 157ZM72 159H71V158ZM90 157V156H89ZM88 156H87V160L88 159H90V158H94V157H90L89 158ZM128 157V158H127ZM144 157H145V160L147 159L148 161H150V163L152 162L154 165H152V163H151V166H152V168H151V170L149 169L151 166H150V163H149V167H148V161L146 162V166H145V160H143L144 159ZM192 157V158H191ZM201 157V158H200ZM66 158V159H65ZM157 158V159H156ZM203 158V159H202ZM205 158H207L206 160H205ZM228 159V161H227V159ZM260 158V162H257V166H255V167H261L260 168V170H259V168H258V171H255V168L254 169H252L253 171H254V173L253 174H255V173H257L258 175H257V177H259L260 175L259 174H261L262 172H260V171H263L264 172V167H263V165H264V163L262 162L261 163V159ZM65 159V160H64ZM160 159V160H159ZM200 159V160H199ZM205 160L206 161V163L207 162H209L210 163V165H209V167H208V164L209 163H205V161H203L202 162V160ZM234 159V160H233ZM247 159H249V160H247ZM257 159H259V158H257ZM70 160V161H69ZM158 160L161 162V163H158ZM168 160V161H167ZM179 160L180 161H182V162H179ZM241 160V161H240ZM21 161V162H20ZM201 161V162H200ZM214 161H216V159L214 160ZM225 161H227V163H226V166H225ZM263 161H264V159H263ZM69 162L71 163V164H69ZM193 162H194V164H193ZM197 162V163H196ZM237 162H238V164L240 165L239 166V168H238V164H237ZM21 163V164H20ZM124 163V162H123ZM128 163V164H127ZM158 163V164H157ZM169 163V164H170ZM181 163V164H180ZM205 164V166H206V169H205V173L207 174V171H208V174L206 175L204 172H200V171H198V170H201V168H202V166H204V164ZM258 163H260V164H262V165H259ZM26 164H28V165H26ZM61 166H63V168H62V166L60 167L59 165ZM81 164H82V166L84 165V162H81ZM161 164V165H160ZM165 164V165H164ZM168 164V163H167ZM169 164H168V166H169ZM180 164V165H179ZM183 164V165H182ZM202 166H201V165ZM214 164H215V166H214ZM138 167H137V166ZM159 165V166H158ZM254 165H256V164H254ZM28 166V167H27ZM55 166H56V168H55ZM85 166V165H84ZM156 166H158V168H162L161 170L162 171H160L161 173H160V175H158V178H155L156 180H158L157 181V186H159V183L162 181V182H164L165 180H166V185L164 186V188H165V190H164V188L162 187V185H164L163 183H160V184H162V185H160L159 186V188H156L157 186H156V180H154L153 178V174H154V176L156 175V174H158V173H156L155 171H158V170H156L157 169V167ZM162 166V167H161ZM167 166V167H168ZM205 166L203 167V170H204V168H205ZM216 166H218L217 168H216ZM231 166V167H230ZM232 166H234L233 168H235V166H237L234 170L233 169H231L232 168ZM27 168V169H25L24 170V168ZM140 167H141V165H140ZM156 167V168H155ZM200 167V168H199ZM59 168V169H58ZM61 168V169H60ZM67 168V167H66ZM69 168V167H68ZM131 168H133V167H131ZM192 168V167H191ZM223 170H222V169ZM262 168H263V170H262ZM24 170V172H23V170ZM52 169V170H51ZM54 169H55V172L57 173V170H59L58 172H63L62 174H58L59 175V177H61L62 176V180L60 179V183H59V180L57 181L56 179H59V177H58V175L54 172ZM57 169V170H56ZM122 169H124V171H126V172H124V171H122ZM142 169V170H141ZM153 169L155 170L154 171V173H152L151 174V176L153 177H150V176H148V175H150V172L151 171H153ZM168 169V168H167ZM193 169H194V167H193ZM217 169H219V172L220 173H222V171L224 172V171H226L225 173H226V175H228L229 174V176L231 177V180H232V178H233V180L235 179V176L237 177L238 175V177L233 181L232 180V182H234L233 184H231L230 183V178H229V176H228V178L227 179H229V180H227L228 182H224L223 181V179L225 178L226 179V175L224 174V175H219L218 177H217V173H218V170ZM238 169L239 170H241L237 175H235L237 172H238ZM22 170V171H21ZM147 170L149 171L148 173L149 174H147ZM170 170H168L169 172L167 173V174H169L170 173ZM207 170V171H206ZM211 170H213L211 173L209 172V171H211ZM214 170H215V172H214ZM22 172V173H20V172ZM26 171V172H25ZM50 171H51V173H52V175H51V173H50ZM180 172V173H179ZM217 172V173H216ZM236 172V173H235ZM76 173V174H75ZM79 175H78V174ZM136 173V174H135ZM156 173V174H155ZM165 175V178L166 179H163V174ZM201 173H203L204 174V178H203V174H201ZM212 173L214 174V175H212ZM242 173V174H241ZM25 174V176H23ZM54 174H56L55 176H54ZM74 174H75V176H74ZM212 175V177H211V175ZM215 174H217V175H215ZM61 175V176H60ZM63 175H64V177H63ZM120 175V177H122ZM145 175H147L146 177H145ZM233 175H234V177H233ZM242 177H241V176ZM256 175V174H255ZM254 175V176H255ZM51 176V177H50ZM52 176H54L55 178H54V180L52 181L51 180V178H52ZM157 176V175H156ZM155 176V177H156ZM182 176H183V178H182ZM192 176H194V179H193V177ZM201 176V177H200ZM223 176H225L224 178H222ZM249 176V175H248ZM139 177V178H140ZM152 178L155 182L154 183H150V182H153L152 181V179L150 180V178ZM170 177V179L171 180H169V182L171 181V182H173V186H172V184H171V182H170V184H171V186H170V184H169V182H167V178H169ZM187 177V179H185ZM216 177V178H215ZM220 177V178H219ZM256 177V176H255ZM148 178V179H147ZM163 180H162V179ZM191 178L193 179L192 181L194 182V184L195 185H193V187H195V188H193L194 189V191H195V193H194V191H193V189H191L192 188V184L189 182V181H191ZM206 178H208V179H206ZM220 179V180H218L219 182H217V180L216 179ZM241 180H240V179ZM79 179V178H78ZM82 179H84L82 176H81V180ZM132 179V183H131V181H128V180H131ZM160 179H161V181H160ZM203 179V180H202ZM216 180V182H217V184H218V186H220L219 184H220V182H222L221 184V188H217V190H219L220 189V191L222 190V192H223V188H225L226 187V183L228 184V183H230V185L228 184V188L225 190V192L229 189V190H233L232 192L231 191H229V193H227V194H232L234 191H235V189H237L238 187H242L243 188V190L245 191V192H243V190L241 189L240 190V188H238L236 191H235V193H236V195H235V193L234 194H232L231 196L229 195V198H230V200H231V198H235V201H238V200H245L246 201V199H244L243 197H242V195H240V194H243V193H246V195L247 196H249L248 194L249 193H251L252 192V195L250 194V196H249V198H248V200L250 199V203L248 202V200L245 202V204H250V205H248V208L246 207L245 208V210L247 209V213H246V211H245V213L248 215L247 217L245 216H243V218H245V219H243V221H242V219H240V220H236V219H238V218H235L234 220H229V218H227V219H225L226 217L223 215V213H221V211H222V209H224L223 211H225V210H229L230 208H229V206H234L235 205V207H237L236 205H237V203L238 202H233L234 203V205L230 202V200L228 199V200H226V202H225V199H224V202L222 203V198L224 197H228L227 196V194H225V193H223V194H221V192H219V194L217 195L216 193V195H210L211 194V192L213 191V192H216L217 190L215 189L216 187H218V186H216L215 188H212L213 186H215V185H217L216 183H214L215 181H213V180ZM224 179V180H225ZM55 180H56V182H58V183H56L55 182ZM67 182V184L62 188V186H63V184H65L66 182ZM71 180H73V179H71ZM86 180V179H85ZM85 180L83 181L84 182V184L86 183L85 182ZM123 180H125L124 182L126 183L125 185L121 182V181H123ZM128 181V183H127V181ZM148 180H150V182L148 181ZM189 180V181H188ZM197 180V181H196ZM198 180H200V181H198ZM205 180L208 182V183H211V184H207V182H205ZM212 182H211V181ZM65 183H64V182ZM76 181H78V180H76ZM191 181V182H192ZM210 181V182H209ZM245 181V182H246ZM262 181V182H261ZM61 182H63V184H61ZM82 182V183H83ZM117 182H118V184L119 185H121V184H123V186H122V188L121 189H119L120 187H119V185L117 184ZM120 182V183H119ZM134 182V183H133ZM159 182V183H158ZM186 182V183H185ZM200 184H202V185H200ZM248 182V181H247ZM140 183V182H139ZM150 183V184H149ZM242 183H244V186H245V184H246V186H247V184H248V186H247V188H244L242 185ZM55 184H58V185H60V187L58 186H56ZM73 184V183H72ZM84 184H83V186H84ZM108 184H109V186H108ZM117 184V185H116ZM138 184V183H137ZM154 184H155V186H154ZM168 184V185H167ZM186 184V185H185ZM189 184H191V185H189ZM242 184V185H241ZM264 184V183H263ZM54 185H55V187H57V188H55L54 187ZM67 185H69L68 187H67ZM110 185H113L114 186V188H111L112 186H110ZM128 185H130V188L133 186L134 188H131V189H129V191H128ZM140 185V184H139ZM198 185H199V188H198ZM208 187V188H210V189H208L206 186ZM212 187H211V186ZM232 185V186H231ZM251 185H254L255 186V188H254V186H251ZM73 186H72V188H73ZM102 186H104V188L102 187ZM106 186V187H105ZM107 186H108V189H107ZM118 186V187H117ZM124 186H126L125 188H124ZM169 187L170 189H171V194L173 193V191H174V193L176 194V196L175 195H173L172 194V197H171V195L169 194V188H168V190L169 191H167V187ZM183 186H185V187H183ZM203 186H204V188H203ZM249 186H250V188H252L253 187V189H250L249 188ZM65 187H67L66 189H65ZM80 187V186H79ZM160 187H162V189L160 188ZM178 187V186H177ZM188 187V188H187ZM202 187V188H201ZM235 187V188H234ZM75 188H73V189H75ZM101 188V189H100ZM106 189L105 191H108L109 190V192L110 193H112L111 195H109V194H103L100 190H103V189ZM111 188V189H110ZM116 188V189H115ZM125 190H124V189ZM127 188V189H126ZM200 188H201V190H200ZM212 188V189H211ZM249 188V189H248ZM115 189V191H112V190H114ZM123 189V191H122V193L121 192H119V190L121 191ZM157 189H161L158 193H157ZM178 189V190H179ZM197 189V190H196ZM248 189V190H247ZM257 189V190H256ZM264 189V188H263ZM60 190V191H59ZM126 190H127V192H126ZM139 190V191H138ZM163 190L165 191V192H163ZM179 190V191H180ZM203 190H205L204 192H203ZM207 190V191H206ZM211 190V191H210ZM246 190H247V192H246ZM251 192H250V191ZM258 190L260 191L261 190V192L260 193H258ZM59 191V192H58ZM63 191V192H62ZM77 190H75V192H76ZM116 191H118V192H116ZM149 191V192H148ZM209 191V192H208ZM227 191V192H228ZM239 191H241V192H239ZM87 192V193H86ZM93 192V193H92ZM95 192H96V194H95ZM97 192H99V193H97ZM101 192V193H100ZM125 192L127 193L126 195H125ZM137 192H139L138 193V195L140 194L141 195V193L143 194V195H146V197L147 198H149V197H151V195H152V193L154 194V195H152V197L154 196V198L156 199V200H158L159 202V204L157 203V201H155L154 202V205H155V203L157 204V205H155V206H153V204L151 203V202H153V201H149L148 202V199H147V201L146 202H144V201H142L141 200V202H140V200L139 199H143V200H146L145 199V196H144V198H141V196H137V194H135V193H137ZM150 192H152L151 194H148V193H150ZM206 195V192H208L207 193V195L209 194L210 195V198H206L205 196H204V194ZM212 192V193H213ZM254 192V193H253ZM54 193V194H53ZM57 193H59V195L57 194ZM66 193V194H65ZM114 193V194H113ZM117 193H121V195L119 194V196H117L116 194ZM124 193V196L122 195ZM169 194L170 196H169V198L167 199V196H165V194ZM177 193H179L178 195H177ZM196 194L195 196H194V194ZM56 194V195H55ZM90 196H95V199L96 200H98L100 203H99V206H98V204L97 205H95V203H96V200L95 199H93V201H95L94 203L93 202H91L90 201V199H92L93 197H88L89 195ZM100 194V195H99ZM155 194H156V196H159V195H161V196H165L166 198H164V196H163V200H162V203H161V200H159L160 199V197H155ZM163 194V195H162ZM166 194V195H167ZM191 194H192V196H191ZM214 194V193H213ZM225 194V195H224ZM237 194H239V196L237 195ZM260 194V195H259ZM54 195V196H53ZM63 195V196H62ZM67 195V196H66ZM72 195H73V197H72ZM97 195H99L100 197L98 198V196ZM142 195V196H143ZM148 195V196H147ZM224 195V196H223ZM245 194H243V196H246ZM254 195V196H255ZM50 196V197H49ZM51 196H53V197H51ZM56 196V197H55ZM108 196L110 197V199L108 198ZM123 196V198H121ZM133 196H134V199H133ZM186 196V195H185ZM216 196H218V198H216L215 199V197ZM222 196V197H221ZM258 196H256V200H260V198H258ZM47 197H48V199H50V200H47ZM79 197V198H78ZM83 197L84 198H87L88 197V200H86V199H83ZM116 197H118V198H116ZM170 197L172 198V202L173 203H171L170 204ZM174 197V198H173ZM184 197V196H183ZM203 197V198H202ZM209 197V196H208ZM72 198V200L74 201L75 199V201L77 202L76 204L71 200V203H70V205L67 203V201L66 200H70ZM82 198V199H81ZM104 198H106V199H104ZM121 198V199H120ZM137 198H138V200H137ZM154 198H150V199H152V200H155ZM175 198H177V199H175ZM101 199H103V200H109V201H114V203H112V202H105V204L107 203L108 205H110L111 203V205H110V208H111V212H109V213H106V212H108L106 209H105V207H109L108 205L106 206V205H104L103 204V202H101L102 200ZM117 199H119L120 200V202L117 200ZM124 199V200H123ZM173 199H175L176 200V206L177 207H174L175 206V200H173ZM181 199H187V200H185V201H183V202H180L181 201ZM195 199V200H194ZM210 199V202H212V204L213 203H216V204H214V206H216V205H219V211L220 212H218V208L217 209H215V210H217V211H215V212H217L216 214V216H219L220 217V219H219V221H218V219H216V217L214 216L215 214H214V212H212V210L214 211V208L212 209V207L213 206H211V207H208V210H207V206H209V205H212V204H210V202L208 203V205H206V203H207V201ZM214 199H215V201H217V202H214ZM237 199V200H236ZM78 200V201H77ZM118 202H117V201ZM122 200V201H121ZM137 200V201H136ZM167 200H170V201H167ZM177 200H178V202H180V203H184V205L183 204H180V203H178L177 204ZM198 200H200V201H198ZM232 200H234V199H232ZM84 201V202H83ZM90 201V202H89ZM98 201H97V203H98ZM130 201V202H129ZM134 201V202H133ZM140 202V203H136V202ZM193 202L194 204H195V208L197 207H199V206H201V207H199L198 209H195V211H194V208H192V207H190L189 205H190V203L191 202ZM196 203H195V202ZM219 201L221 202L220 204H219ZM59 202V203H58ZM69 202V201H68ZM125 202H127V204L128 203H130L131 204V202L133 203L132 205L134 206V208L137 206L138 207V209H137V207L135 208V209H137L138 210V214L139 215H141L142 216V214H143V212H145V213H147V212H151V213H148V214H146L145 215V213L143 214V215H145L146 216V218H149V217H147V216H153L154 217V215L155 214H152L153 212L152 211H148L149 210V207L150 208H154V209H151V210H155V209H157V210H155V213H156V215H155V219L156 218H158L159 219V221H158V219L156 220V222H155V219H153V217H150L149 218V220L151 221V219H152V221L150 222H148V223H145L144 221H146L147 219L145 218V216H142L143 218H141L142 219V221H140L139 220V218H138V216L139 215H137V213H135V211L133 210V206H131V208H130V206L129 205H126L125 204ZM188 203L189 205H187L186 203ZM197 202H199V203H197ZM243 202V201H242ZM248 202V203H247ZM253 204H252V203ZM61 204V205H58V204ZM79 203V204H78ZM81 203V204H80ZM84 203V204H83ZM93 203V204H92ZM110 203V204H109ZM119 203V204H118ZM144 203H146V205L144 204ZM149 203L150 204H152V205H149ZM170 204L169 205V208L171 207L172 208V206L174 207V209L172 208V210H170L171 212H169V210H168V208H164V206H163V204H166V206L168 207V204ZM231 203V204H230ZM57 204V205H56ZM68 204V206H66ZM87 204V205H86ZM104 207V209H103V207L101 206V205ZM137 204V205H136ZM138 204H142L141 205V208L142 209H145L146 207H148L147 209H146V211L144 210V211H142L141 210V208H140V206L138 205ZM162 204V205H161ZM173 204V205H172ZM183 205L182 207L184 208V207H186V206H189L188 208L190 209V210H188L187 209V207H186V209H187V212H185V213H187L188 214V211H191V213L192 214H188V216L189 217H185L186 219L184 220V215H186V214H183L182 216H183V219H182V222H181V220H179L181 223V226H184L185 227V225L187 226V225H191L190 224V222L191 223H193L192 222V218H194L195 219V221H194V219H193V221L196 223V225H194V226H189V228H187L188 229V231L189 232H187V233H185V231H186V228L184 229V227H179L180 226V224H179V221L177 220L178 218V216H179V219H181V214H182V211L181 210H178V205ZM197 204H199V205H197ZM206 205V207H204L205 205ZM224 204V205H223ZM230 204V205H229ZM55 205V206H54ZM78 205H80L79 207H78ZM95 205V206H94ZM112 205H114V206H112ZM117 205L119 206V208L120 209H123V211H125L126 212V214L127 215H129V214H131L130 216L132 217V219L135 217L134 215H137V217H135V218H137V219H134V220H132V219H129L128 218V216H126V214L125 213H123V211L121 210L120 211V209L117 207ZM145 205V206H144ZM159 205V206H158ZM172 205V206H171ZM179 205V206H180ZM186 205V206H185ZM191 205H192V203H191ZM223 205V206H222ZM72 206H73V208L74 209H72ZM96 206H98L97 208H96ZM152 206V207H151ZM161 206H162V208H161ZM165 206V207H166ZM193 207H194V205H192ZM221 206H222V208H221ZM227 206V207H226ZM240 206V205H239ZM238 206V207H239ZM49 207H50V209H49ZM52 207V208H51ZM93 207V208H92ZM102 207V210H99V208H101ZM113 207V208H112ZM116 207H117V210H118V212H117V210L115 211V209H116ZM143 207H145V208H143ZM216 207H218V206H216ZM215 207V208H216ZM235 207H232V209H235ZM251 207V208H250ZM256 207V206H255ZM78 208V209H77ZM140 208V209H139ZM178 210L177 212L175 211L176 209ZM183 208H181V209H183ZM75 209H77L76 211H78V212H76V211H73V210H75ZM109 211H110V209L109 208H107ZM164 209V210H163ZM185 209V210H186ZM210 209V210H209ZM45 210H47V211H45ZM52 212H50V211ZM55 210V211H54ZM98 210V211H97ZM103 210H106V211H104V214L103 215H100L102 212H103ZM127 210V211H126ZM137 210H136V212H137ZM160 210V211H159ZM168 211V212H166V211ZM184 210V211H185ZM193 210V211H192ZM203 210V211H202ZM100 211H101V213H100ZM113 211V212H112ZM119 211L122 213H119ZM158 213H157V212ZM175 211V212H174ZM184 211H183V213H184ZM205 211V212H204ZM96 212V213H95ZM114 212H115V214H114ZM130 212V213H129ZM199 212V213H198ZM203 212H204V214H203ZM77 213V214H76ZM83 213V214H82ZM88 215H87V214ZM106 213V214H105ZM111 213H112V215H111ZM129 213V214H128ZM140 213H142V214H140ZM178 213H180V215H178L177 217H176V219H174L175 217L174 216H176V214ZM190 213V212H189ZM193 213H195L196 215L197 214H199V215H195V214H193ZM218 213H220V214H222V215H219ZM254 213V214H253ZM70 214V215H69ZM120 214L122 215V221L119 219L121 216H120ZM125 215V217H127L126 218V222L129 220V221H133V225H132V223H130L129 221V227L128 228H126V224H123V228L122 229H119V228H121L120 226H121V224L125 221L123 218H125L124 217V215ZM134 214V215H133ZM150 214V215H149ZM160 214V215H159ZM170 214V215H169ZM175 214V215H174ZM201 214H202V216H201ZM212 214H214L213 216L215 217H212ZM64 215H65V217H64ZM79 215V217H78V219H77V216ZM104 215H107V216H104ZM110 215V216H109ZM120 217H119V216ZM157 215H158V217H157ZM168 215V216H167ZM172 215V216H171ZM174 215V216H173ZM195 217H194V216ZM257 216V218H256V216ZM67 216L69 217L68 219H67ZM71 216V217H70ZM97 216H103L102 217V219H101V217H100V219H101V221H103L102 222V224H103V226H101L102 224L100 223L101 221H100V219H99V217H98V219H97V225L98 224H100V225H98L99 227H100V229L97 227V226H95V223L94 224H92V222H94L93 220H96V217ZM129 216V217H130ZM169 216H171L170 218H171V220L169 221ZM187 216V215H186ZM206 216V217H205ZM223 216V217H222ZM249 216H254V218H252L251 219V217H249ZM130 217V218H131ZM160 217V218H159ZM163 217V218H162ZM169 218V219H167V218ZM174 217V218H173ZM191 217V218H190ZM197 217V218H196ZM203 219H202V218ZM204 217H205V219L206 220H204ZM221 217H222V219H223V221H226V220H229V221H226L225 223H224V225H223V228L221 227L222 225H221V223H223V222H221L220 220H222L221 219ZM225 217V218H224ZM60 218H62V219H60ZM86 218H87V220H86ZM107 218V219H106ZM109 218H111V219H109ZM173 218V219H172ZM257 219V221H261V222H263V223H259V222H257L256 223V219ZM70 219V220H69ZM81 221H80V220ZM106 219V221H104ZM128 219V220H127ZM146 219V220H145ZM166 219H167V221H166ZM190 220V222L189 223H187V224H183V223H185L184 221H186V220ZM201 219V220H200ZM225 219V220H224ZM248 219H251V223H249V221L247 222V220ZM259 219H261V220H259ZM83 220V221H82ZM117 220V221H116ZM136 220H138V221H136ZM165 220V221H164ZM173 220V221H172ZM184 220V221H183ZM202 220H203V222H202ZM210 220V221H209ZM215 220H216V222H215ZM235 220H236V222H235ZM64 221H66L65 223H63ZM85 221V222H84ZM92 221V222H91ZM118 221H121V222H118ZM131 221V222H132ZM138 223H140V222H144V224H147V226H149V224H151L152 222L154 223V224H156L155 225V227H156V229L158 228L160 231V236H158V231L154 228V226H153V224H152V226L151 227H153L155 230H156V233H154L153 234V232H155V230H153L151 227V230L149 231L145 226L146 225H143V226H141L142 227V230H141V228H140V230L139 229H137V228H139L140 226H138V224H137V226H136V222ZM172 221V223H170V225H169V222H171ZM178 221V222H177ZM199 221V222H198ZM232 221V222H231ZM235 222V224H237V226H235L233 223ZM237 221H239L238 223H237ZM255 221V222H254ZM63 223V226H62V223ZM96 222V221H95ZM126 222H124V223H126ZM127 222V223H128ZM147 222V221H146ZM158 222V223H157ZM162 222H164L165 224H164V227H166L167 229H165V228H163V226H161L162 225ZM174 222H175V224H174ZM187 222V221H186ZM209 222V223H208ZM221 222V223H220ZM229 222V223H228ZM243 224H242V223ZM245 222V223H244ZM81 223V227H82V224L84 223H88L89 225L91 224V225H94V226H90V228L92 229V230H90V228H88L87 226V224H86V226H83L82 228H79V224ZM113 223H115V225H117V226H115V225H111V224H113ZM119 223H121V224H118ZM167 223V224H166ZM200 223V224H199ZM210 223H212L211 225H212V227H211V225H210ZM213 223H214V226H213ZM239 223H241V224H239ZM246 223H249L248 225H246ZM258 223H259V225H258ZM60 224V225H59ZM160 224V225H159ZM200 225V226H198L197 227V225ZM204 224H206V226L204 225ZM208 224V225H207ZM225 224H227L226 226L227 227H229L228 229L229 230H231L232 229V227L233 228H235L236 227V229H232V230H234V233H233V231L231 230L230 232L228 231V229H226V226H225ZM228 224H229V226H228ZM142 225V224H141ZM157 225H158V227H157ZM173 225H175L174 226V228L175 229H177L176 231H175V229L174 228H172L173 227ZM179 225V226H178ZM193 225V224H192ZM218 225V226H217ZM221 225V226H220ZM244 225H246V227L244 226ZM257 225V226H256ZM61 227L62 226V228L61 229H59V227ZM125 226V227H124ZM133 226V227H132ZM161 226V227H160ZM208 226V227H207ZM221 228H220V227ZM230 226H231V228H230ZM243 226H244V228H243ZM263 226H264V224H263ZM261 227V230H262V228H263V232H264V227ZM75 227H77L76 229H75ZM137 227V228H136ZM144 227H145V230H144ZM178 227V228H177ZM218 227V228H217ZM225 227V228H224ZM97 228H98V230H97ZM124 228H126L125 230H124ZM137 229V230H139V231H141V234H142V232L143 231H145V233H147L146 232V230L148 231V233L149 234H146L145 235V233H144V235L142 234H140V232H138L137 234V236H139L140 237V235H141V237H140V239L142 238V237H146V238H148V239H142L141 241H142V243H144V242H147V244H149L150 243V245H146V244H143V245H141L142 246V248L139 246V244L141 243V241L139 240V238H137V237H133L132 238V231H134V229ZM171 228H172V231L170 232V230H171ZM206 228V229H205ZM212 228H214V230L212 229ZM240 228V229H239ZM77 229L78 230H80V231H77ZM82 229V230H81ZM94 229H96V230H94ZM119 229V230H118ZM168 229H170L169 231H168ZM179 229V230H178ZM184 231H183V230ZM192 229V230H193ZM208 229H210V231L208 230ZM222 229V230H221ZM226 229V230H225ZM239 229V230H238ZM241 229H243L244 231H242ZM130 230V231H129ZM137 230H135L136 232H137ZM153 230V231H152ZM163 230V231H162ZM180 230H181V232L183 231L184 233H182V236H184V235H186V234H188L189 235V237L190 236H192V237H190V238H193L192 240L188 237V235H186V236H184V238H183V241L182 240H179V237L180 236H178V235H181V232H180ZM206 230V231H205ZM217 230V231H216ZM236 230V231H235ZM246 230V231H245ZM261 230L259 229V231L261 232ZM90 231H93V232H90ZM134 231V232H135ZM161 231L163 232L162 234H161ZM165 231H166V234H165ZM169 232V234H170V236H169V234H168V232ZM212 231V233H211V235H210V232ZM214 231L216 232V234L219 232V234L218 235H215V236H213V234H214ZM224 231H225V233H224ZM85 232V233H84ZM117 232H119V233H117ZM128 232H130V233H128ZM134 232H133V234H134ZM158 232V233H157ZM175 232H177L176 234H175ZM229 232V233H228ZM244 233V236L241 234V233ZM122 233H125V234H122ZM172 233H173V235L174 236H172ZM222 233V234H221ZM231 233H233L232 235H231ZM246 233V234H245ZM118 234H121L122 236L124 235L125 236V238H122L125 242H123V240L122 239H120L121 238V235H120V238H117V237H119V235ZM131 234V235H130ZM136 234V233H135ZM134 234V235H135ZM165 234V235H164ZM208 234V235H207ZM88 235V236H87ZM118 235V236H117ZM157 236L156 238H155V236ZM164 237H166V240H164L165 239V237L163 238L162 236ZM205 235H207V236H205ZM229 235V236H228ZM237 235V236H236ZM239 235V236H238ZM123 236V237H124ZM169 236V237H168ZM178 236V237H177ZM201 236V238H200V240H196V239H198L199 237ZM221 237V239L222 240H220V238H219V240H220V242L223 244V246H222V244H220V246H222V249L220 250V248L219 249H217L218 247H219V245H218V247H216L217 246V242H219V240L218 239H215L216 237L218 238V237ZM235 236H236V238H237V240H236V238H235ZM240 236H241V239H243V241H241L242 243L239 245L238 243H239V238H240ZM212 237V238H211ZM264 237V236H263ZM126 238H128V239H133V241H130V245H129V241L126 239ZM163 238V239H162ZM172 238V239H171ZM181 238V239H182ZM186 238H188L187 240H186ZM120 239V240H119ZM131 239V240H132ZM154 239V240H153ZM157 239H158V241H157ZM169 239L171 240L170 242L172 243V241L174 240V242L171 244V243H169ZM144 240V241H143ZM148 240V241H147ZM161 240V241H160ZM188 241V242H186V241ZM190 240V241H189ZM210 240V241H209ZM128 241V242H127ZM134 241H136L137 243H138V241H139V243H138V246H139V249L138 248H136L137 246H136V243L134 242ZM155 241H157V242H155ZM161 242V245H160V242ZM164 241H166V242H164ZM192 241H193V244L194 245H192V246H190V244L192 243ZM213 241V242H212ZM215 241V242H214ZM132 242L134 243L133 244V248H132ZM186 242V243H185ZM191 242V243H190ZM204 242H206V243H204ZM219 242V243H220ZM237 242V243H236ZM125 243V244H124ZM126 243H127V245H129V248H130V250H129V248H128V246L126 245ZM141 243V244H142ZM163 243H164V245H163ZM152 244V245H151ZM184 244V249H186V250H184L183 249V247H182V245ZM201 244V245H200ZM202 244H204V245H202ZM205 244L207 245V244H210V245H207V246H212L211 248L210 247H206L205 246ZM256 244V243H255ZM254 244V245H255ZM144 245H146V246H144ZM157 245V246H156ZM169 245H171V248H170V246ZM185 245H186V247H185ZM189 245V246H188ZM214 245V246H213ZM216 245V246H215ZM136 246V247H135ZM155 246V247H154ZM160 246V247H159ZM174 246V250L176 251H174L173 250V247ZM203 246V247H202ZM205 246V247H204ZM238 246H239V249H238ZM242 246V247H241ZM143 247H146V248H143ZM149 247V248H148ZM156 247H157V249H156ZM162 247V248H161ZM190 247H192L191 249H190ZM241 247V248H240ZM131 248H132V250H131ZM184 250V251H182V249ZM207 248V249H206ZM210 248V249H209ZM253 250H252V249ZM138 249V250H137ZM161 249V250H160ZM172 249V250H171ZM189 249V251H187ZM198 251H197V250ZM208 249H209V251L211 252H209L208 251ZM212 249V250H211ZM215 249V250H214ZM257 249V250H258ZM260 249L261 250H263L262 252H260ZM192 251V254H191V251ZM205 250V251H204ZM132 253H131V252ZM163 252V254L161 255L160 253H162ZM214 251V252H213ZM215 251H216V253H215ZM244 251V252H243ZM177 252H181L180 254L179 253H177ZM159 254H160V256H162V257H160L159 256ZM166 254V255H165ZM177 254V255H176ZM243 254L245 255L244 256V258H245V260L243 259ZM252 254H254V255H252ZM261 254H262V256H261ZM165 255V256H164ZM169 255H173L171 258H169L170 256ZM186 256V258L185 259H183L185 256ZM200 255H202V253L200 254ZM231 257H230V256ZM159 256V257H158ZM169 256V257H168ZM184 256V257H183ZM252 256H256V257H252ZM258 256H260V257H258ZM170 259H168V258ZM176 257H178V259H180L179 257H182L181 259H180V261H177V259H175ZM193 257V256H192ZM249 257H250V259H249ZM252 257V258H251ZM262 257V258H261ZM167 258V259H166ZM175 260H174V259ZM254 258V259H253ZM259 258H260V260H259ZM162 259H163V261H162ZM172 259V260H171ZM208 259H210V258H208ZM222 259V260H221ZM159 260V261H158ZM187 261V263H186V261ZM215 260H216V262H215ZM219 260H221V261H218ZM225 260V259H224ZM242 260H244V261H246L245 263H244V261H242ZM262 260V261H261ZM174 261V262H173ZM177 261V263H175ZM228 261H230V263L228 262ZM261 261V262H260ZM172 262V263H171ZM179 262V263H178ZM202 262V263H201ZM208 262V261H207ZM218 262V263H217ZM247 262H249V263H247ZM191 264L193 263V262H190ZM189 263V264H190ZM200 263L201 264H205L206 263V261H205V263H204V261H200ZM264 262H262V264H263ZM193 264H199V263H193ZM207 264H209V262L207 263Z\"/></svg>", "mask_w": 264, "mask_h": 264}, {"label": "bare ground", "instance_id": "6f19581e", "mask_svg": "<svg viewBox=\"0 0 264 264\" xmlns=\"http://www.w3.org/2000/svg\"><path fill=\"white\" fill-rule=\"evenodd\" d=\"M13 1H14V0H13ZM16 1H17V0H16ZM35 1H37V2L39 1V3H40V0H35ZM41 1H42V0H41ZM43 1H44V0H43ZM43 1H42V2H43ZM45 1H46V0H45ZM45 1H44V2H45ZM56 1H58V3H60L61 8L59 7L60 5H59V6H56V5H57V4H55ZM56 1L53 0V3H52L51 1H48V2L46 1V2H45V3H49V2H50V5H51V6H50V5H48V6L51 7V9H52L53 6H54V8H55V7L58 8V9L55 8L56 10L54 9V10L56 11V13L53 11L52 13H54V14H52V16H53V15L55 16L56 14H57V16H58V15L60 16V14L64 15V14L66 13V11H67L68 13H66L65 15H67V14H71V15H73L74 13L76 14V9H75L74 11H72L73 14L70 12V10H71L70 6H69L70 10H69V9H68L69 11L67 10V8H68L67 5H69V4H67L68 1L63 0V1H65L64 3H63V2H62V3L59 2L60 0H56ZM73 1H74V0H71V1H69V3L71 4V2H73ZM87 1L89 2V5H91V3H93V1H95V0H90V1L87 0ZM87 1H86V4H87ZM96 1H97V0H96ZM113 1H115V0H113ZM113 1H110V2H113ZM116 1H117V0H116ZM116 1H115V2H116ZM121 1H122V0H121ZM125 1H126V0H124V2H125ZM133 1H135V0H133ZM133 1H132V2H133ZM136 1H140V0H136ZM141 1H142V0H141ZM157 1H159L158 4L161 2L160 0H157ZM166 1H167V0H166ZM186 1H187V0H186ZM188 1H189V0H188ZM188 1H187V2H188ZM191 1H192V0H190L189 3H191ZM198 1H201V3H202L203 5H204V3H206V4L204 5V7H207L206 5H207V4H210L211 8L214 9V10L212 11V9L210 8V6L208 5V7L211 9V10H210V9L208 8V10L211 11V13H213L214 11H215V12H219V11H220L222 14L224 13L225 16H229V15L231 16V14H229V13H227L228 15L225 14V12L229 11V10H228L229 7L231 8L230 11H232L233 9H235V8L237 7L236 4H238V6H239V1H237V0H236V2H237L236 4H235V3L233 4V2H234L233 0H223V1L221 0L222 2H224V6H225V5H228L229 3H231L230 5H228V8L226 7L225 10L223 9L224 11H222L221 8L223 7V6H222L223 3L220 1V2L222 3V4H221V3L219 2V3L221 4V5H220V4L218 3L219 0H214V1H216V2L218 3L217 6L220 5L219 8H217V6L214 7V6H215V4H214L215 2H214V1H213L214 3L211 2V3L214 4V6H213V4L210 3V0H209V3L207 2L208 0H206V2H205V0H204V3L202 2L203 0H198ZM229 1H232V2H229ZM241 1H243V0H240V7L243 6V8H244V7H246V5H244V4H247V2H249L250 0L247 1V2L244 0V1L242 2V3L245 2L243 5H241ZM251 1H252V0H251ZM251 1H250V3H248L249 6H247V8H249L250 6H252L253 4H251V3H254V2H255V5L257 6L258 3L256 4V2H258V0H255V1L253 0L254 2H253V1L251 2ZM19 2H20V1H19ZM26 2H27V1H26ZM42 2H41L40 4H43ZM66 2H67V3H66ZM74 2H75V5H77V7H78V4L76 3V1H74ZM90 2H91V3H90ZM102 2H103V1H101V3H102ZM105 2L107 3L108 1L105 0ZM117 2H118V1H117ZM127 2H128V1H127ZM152 2H153V0H151V3H152ZM164 2H165V0H164ZM169 2H170V0L167 1V3H169ZM179 2H180V1H179ZM181 2H182V0H181ZM187 2H183L184 6L186 5ZM192 2L195 3V2H197V0H193ZM225 2H226V4H225ZM227 2H228V3H227ZM5 3H6V2H5ZM16 3H17V2H16ZM23 3H24V2H23ZM27 3H28V2H27ZM34 3H35V2H34ZM96 3H97V2H94V5H95V6L97 5ZM133 3H135V2H133ZM133 3H132V4H133ZM136 3H137V2H136ZM145 3H146V2H145ZM174 3H178V2L175 1ZM174 3L172 2V3H170L169 5H167L166 3H165V4L169 7L171 4L173 5ZM194 3H192L191 5H193V6L195 5V6H196L198 2L195 3V4H194ZM260 3H261V1H260ZM263 3H264V2H263ZM17 4H18V3H17ZM30 4H31V3H30ZM63 4H65L66 8L62 6ZM79 4H80V2H79ZM98 4H99V3H98ZM117 4H118V3H117ZM119 4H120V3H119ZM142 4H143V3H142ZM152 4H155V1H154V3H152ZM156 4H157V3H156ZM156 4H155V6H156ZM158 4H157V6H159V8L156 6V7L158 8V12L155 10V9H157V8H156V7L154 8V6L150 4V1L148 2V5H147V3H146L145 7H143V8H145V9L138 8V11H139V10L141 11V12L139 11L140 13L138 12L139 14H142L143 12L146 11L147 14L149 15L148 11L146 10V7H147V6L149 7V5L153 6L154 9H153L152 7H150V9L152 8L151 11H153L152 13H151V12H150V13H151V14H156V13H157L156 15H154L155 17H156V16L158 15V13H159V16H157V17L159 18L160 22H159V20H158L157 17H156V19H155V17H153V15H151V14H150V16H152V19H151L149 16H144V17H143V15H147V14H142V15H140L141 17H138V15H139V14H138V15H137V18H136V19H139V18H140V19L138 20V22H137L138 25H137V23H136L137 26H136L135 28H134L133 26H130V27H133V28H134L133 35H135V33H139V32H140V28H142V26L146 27V25L144 24L143 21H145L146 23H149V22H150L151 25H152L151 20H153V21H155V20L157 21V20H158V21H157L158 24H161V23H162L161 20H162L163 18H165V16H166V15L164 16V14H165V10L167 9V7H166V5H164V3L162 4V2H161L160 5L162 4V5L165 7V8L163 7L165 10H164V9L162 10V8H160V7H162V5L160 6V5H158ZM250 4H251V5H250ZM11 5H12V10H14V8H16V6H14L15 3H14V5H13V3H11ZM18 5H21V4H18ZM25 5H27V4H25ZM44 5H45V4H43V7H44ZM46 5H47V4H46ZM46 5H45V6H46ZM87 5H88V4H87ZM89 5H88V6H89ZM99 5H100V4H99ZM177 5H178L180 8L178 7V8H177V11H175V10H176V9H175L176 7H174V6H175V5H174V6H173V8L175 9V10H174V13H175V12L178 13L179 9H181V8L183 7L182 4H180V5H179V4H176V6H177ZM181 5H182V7H181ZM199 5H200V4H199ZM199 5H197L198 7H195L196 9L194 8L196 12L193 10V7H191L190 5H189V6L187 5V7L190 8V10L192 9V12L190 11V12H191V13H190V12H189V9H187V7L185 8V9L188 10V12H189V13H188V12L186 11V14L188 13L187 15H185V16L187 17L186 19H185V18H182V19H181V16H182V15L180 16V11H179V16H180V17H179V16H178V17H179V19H181L180 22H183L184 19H185V21H184L183 23L186 24V20H187V19H189V20H191V21L193 22L192 19H195L194 17H200V16H199L200 13H198V12L201 11V9H202L203 6H201V8L199 9V7H200ZM233 5H236V6H234L235 8H234V7L232 8ZM22 6H23V5H22ZM34 6H35V4H34ZM48 6H47V7H48ZM71 6H72V5H71ZM88 6H87V7H84V8H85V9L88 8V10H90V11H91V10L93 9V7H94V6H92V7H88ZM101 6H103V5H101ZM107 6H108V5H107ZM116 6H117V5H116ZM124 6H125V5H124ZM128 6H129V5H128ZM131 6H132V5H131ZM133 6H134V8H135V5H133ZM138 6H140V5H138ZM142 6H143V5H142ZM221 6H222V7H221ZM256 6H255V7H256ZM260 6H262V4H260ZM263 6H264V4H263ZM19 7H20V6H19ZM28 7H29V6H28ZM32 7H33V5H32ZM32 7H30V8H32ZM41 7H42V6H41ZM41 7H40V8H41ZM49 7H48V8H49ZM72 7H73V6H72ZM136 7H137V5H136ZM148 7H147V9H148ZM17 8H18V7H17ZM17 8H16V9H17ZM48 8H47V9H48ZM64 8H65V9H64ZM90 8H92V9H90ZM169 8H171V7H169ZM197 8H198V10H197ZM20 9H21V8H20ZM35 9H36V8H35ZM59 9L62 10L63 13H60V12H59V11H60ZM63 9L65 10V12L63 11ZM101 9H102V8H101ZM116 9H117V8H116ZM121 9H122V8H121ZM135 9H137V8H135ZM159 9H161V11H160ZM205 9H206V8H205ZM205 9H202V11H204ZM216 9H217V10H216ZM218 9H219V10H218ZM241 9H242V8H241ZM10 10H11V9L8 10V11H9V14H8V15L11 16V17H13L12 15H10ZM22 10H23V9H22ZM22 10H21V11H22ZM27 10H28V12H29L30 9L27 8ZM33 10H34V9H33ZM33 10H32V13H33ZM49 10H50V9H49ZM52 10H53V9H52ZM86 10H87V9H86ZM113 10H114V9H113ZM122 10H123L122 12H125L124 9H122ZM143 10H144V11H143ZM237 10H238V11L233 10V11H235V12H234L235 15H234L233 12H231V13H232V16L235 17V16H236V12L239 13V12L241 11V10L239 9V7H238ZM239 10H240V11H239ZM249 10H250V9H249ZM255 10H256V8H255ZM14 11H15V10H14ZM21 11L19 10L18 13H23L25 16H30V15H29L30 12L26 15V14L24 13V12H26V11H24V12H21ZM30 11H31V10H30ZM34 11H35V10H34ZM43 11H45V10H43ZM90 11H89V12H90ZM117 11H120L119 8H118ZM117 11H115L116 17H120L121 14H118ZM129 11H130V10H129ZM131 11H134V9H133V10L131 9ZM131 11H130V13H133V12H131ZM159 11H160V12H163V11H164V12H163V16H162V14H161ZM167 11H169V10H167ZM167 11H166V12H167ZM181 11H182V10H181ZM193 11L195 12V14L197 13L196 16L193 15V13H194ZM202 11H201V12H202ZM206 11H207V10H206ZM230 11H229V12H230ZM250 11H251V10H250ZM253 11H254V10H253ZM258 11H259V10H258ZM261 11H262V10H261ZM263 11H264V10H263ZM4 12H7V10H6V11H2V12H0V16L5 15ZM45 12L48 13V11H45ZM69 12H70V13H69ZM77 12H78V11H77ZM89 12H88V13H89ZM94 12H95V10H94ZM113 12H114V11H113ZM136 12H137V11H136ZM136 12H135V13H136ZM146 12H145V13H146ZM154 12H155V13H154ZM169 12H172V11H169ZM184 12H185V11H183L182 13H184ZM215 12H214V13H215ZM220 12H219V13H220ZM245 12H246L247 15L249 14L247 11H244V13L241 12V14H240V13H239V15L237 14V15H238L237 18H239L240 15H242L243 17L246 16V17L248 18L247 15H245V16L243 15V14H245ZM255 12H256V11H255ZM7 13H8V12H7ZM7 13H6V15H7ZM15 13L17 14V12H15ZM15 13H14V14H15ZM43 13H44V12H43ZM58 13H60V14H58ZM97 13H98V12H97ZM174 13H171V14L169 13L170 15H167L168 17H170V20H171V16H173ZM202 13H203V12H202ZM202 13H201V14H202ZM207 13H208V12H207ZM209 13H210V12H209ZM209 13H208V16H209L210 18H215L216 15H213V14H211V13H210L211 15H209ZM219 13H218V16H216V17H218V18H222V16H220L221 13H220V14H219ZM259 13H260V11H259ZM1 14H2V15H1ZM39 14H40V13H39ZM75 14H74L73 16H75ZM99 14H101V13H99ZM102 14H103V13H102ZM102 14H101V15H102ZM109 14H110V13H109ZM111 14H113V13H111ZM111 14H110V16H109V15H108V16H109L111 19L114 18V19H115V22H114L113 19H112V22H111V19H110L109 17H107V14L105 15V13H104L105 16L102 15L104 19H105L106 17L108 18V19H107V20H109V21H108V24H109V23H114V26H115L116 24L118 25L117 27L122 26V24L125 25V20H123V19H124L123 17L125 16L126 13H125V14L123 13V15H122L123 17L121 16L123 19H122L121 17H120L121 19L118 18V21H119V20H120V21H121V20L124 21V23H123L122 21H121L122 23L120 22V23H121L120 26H119V22L116 21V20H117L116 17H114L115 14H113V17H111ZM133 14H134V13H133ZM136 14H137V13H136ZM167 14H168V12H167ZM184 14H185V13H184ZM184 14H183V15H184ZM191 14H192V16H191ZM216 14H217V13H216ZM255 14H256V13H255ZM260 14H262V13H260ZM263 14H264V13H263ZM17 15H18V14H17ZM20 15H21V14H20ZM20 15H19V16H20ZM43 15H46V13H44ZM80 15H81V14H80ZM87 15H88V14H87ZM92 15H93V14H92ZM119 15H120V16H119ZM127 15H128V14H127ZM130 15H131V14H130ZM160 15H161L162 17H161ZM176 15H178V14H176ZM203 15H204V13H203ZM212 15H213V16H212ZM9 16H8V17H9ZM25 16H24V17L21 16V17H23V20L26 19ZM34 16H35V14H34ZM34 16H30V18L32 19V20H31V23H32L33 20H34V19H33ZM67 16H68V15H67ZM97 16H99V15H97ZM97 16H96V17H97ZM102 16H99V17L102 18ZM128 16H129V15H128ZM128 16H127V17H128ZM133 16L135 17V15H133ZM133 16H132V17H133ZM174 16H175V15H174ZM189 16H190L191 18H190ZM211 16H212V17H211ZM230 16H229V17H230ZM242 16H241V18H242ZM250 16H253V15H250ZM256 16H257V14H256ZM258 16H259V14H258ZM258 16H257V18H258ZM263 16H264V15H263ZM263 16H262V17H263ZM5 17H6V16H5ZM5 17H3V19H4ZM15 17H16V15H15ZM15 17H14V18H15ZM17 17H18V16H17ZM62 17H63V16H62ZM69 17H72V16L69 15ZM69 17H68V18H69ZM81 17H82V16H81ZM99 17H98V19L100 20L101 18H99ZM132 17H131V18H132ZM142 17H143V18H142ZM145 17H146V19H147V17L150 18L149 22H147L148 19H147V20H142V19H144ZM183 17H184V16H183ZM188 17H189V18H188ZM192 17H193V18H192ZM201 17H202V16H201ZM205 17H206V16H205ZM209 17H207L206 20H208ZM246 17H245V18H246ZM262 17H260V18H262ZM35 18H36V17H35ZM42 18H43V17H42ZM47 18H48V17H47ZM47 18H46V19H47ZM54 18H55V17H54ZM59 18H60V17H59ZM59 18L56 17L55 19L57 20V19H59ZM65 18H67V17H65ZM68 18H67L66 20H68ZM92 18H94V17H92ZM92 18H91V19H92ZM103 18H102V19H103ZM125 18H126V16H125ZM160 18H161V19H160ZM166 18H167V17H166ZM166 18L163 19V20H165V21H164V24L166 23V25L168 26L169 24L167 23V21L169 20V18H168V20H166ZM172 18H173V17H172ZM174 18L176 19V17H174ZM203 18H204V17L199 18V19H203ZM226 18H227V17H226ZM237 18H236V19H237ZM247 18H246V19H247ZM249 18H250V17H249ZM251 18H252V17H251ZM251 18H250V19H251ZM263 18H264V17H263ZM3 19L0 18V20H1V21H0V25L3 24V25H2L3 27H1V26H0V27H1V28H4V30H5V29H8V28H9V30H11L10 27H11V25H12L13 23H12L11 25H10L9 23H8V24L6 23V25H4V24H5L4 21H5L6 19H4V21H2ZM11 19H12V18H11ZM27 19H29V18L27 17ZM52 19H53V17H52ZM72 19H73V21H74V20H75V17L72 18ZM76 19H77V18H76ZM98 19H96V21H95L96 23H97V20H98ZM102 19H101V21H98V22L107 23V22H106L107 20L104 22V21H102ZM136 19L132 18V21L135 20V22H136ZM196 19H197V18H196ZM215 19H216V18H215ZM215 19H214V21H215L214 23H216V22L218 21V20L216 21ZM239 19H240V18H239ZM246 19H245V21H246ZM252 19H253V18H252ZM12 20H13V19H12ZM40 20H42V19L39 18V20H38V17H37L36 20H34L35 24H36V21H39V24H40V25H42L43 21H44V23L46 22L45 19H44L43 21H41L42 23L40 22ZM60 20H61V21H60ZM60 20H58V21L62 22V20H64V17H63V19H60ZM69 20L72 21L71 18H70ZM94 20H95V19H94ZM94 20H93V21H94ZM126 20H128V21L126 22V23H128V24H127V25H128L127 27H129V25H131V24H134V25H135V22H132V21L130 22V20H131L130 17H128V19H126ZM173 20H174V19H173ZM176 20H177V19H176ZM176 20L173 21V22L176 23V22H177ZM241 20L244 21L243 19H240V21H241ZM254 20H256V19H255V16H254ZM260 20H261V19H259V22H260ZM263 20H264V19H262V22H263ZM13 21H14V20H13ZM47 21H48V20H47ZM58 21H57V22H58ZM76 21H77V20H76ZM93 21H92V22H93ZM171 21H172V20H171ZM178 21H179V20H178ZM194 21H195V20H194ZM197 21L199 22V20H197ZM201 21H202V20H201ZM208 21H209V20H208ZM208 21H207V22H208ZM210 21H211V19H210ZM210 21H209V22H210ZM231 21H232V20H231ZM237 21H238V20H237ZM237 21H236V22H237ZM240 21H239V23L237 24V29L234 28L236 25L233 26L234 29L238 30V25H239V24L241 25V24H243V23L245 22V21H244V22L240 23ZM257 21H258V20H257ZM5 22H6V21H5ZM48 22H50V21H48ZM66 22H67V21H64L63 24L60 23L59 25L61 26V24H62V27H65L64 25H65ZM81 22H82V21H81ZM90 22H91V21H90ZM95 22H94V24H95ZM157 22H155V23L153 22V23H154L153 25L155 26V24H156ZM187 22H189V21L187 20ZM203 22H204V19H203ZM203 22H202V23H203ZM232 22H233V21H232ZM236 22H235V23H236ZM246 22H249V21L247 20ZM254 22H255V21H254ZM262 22H260V24H261ZM14 23H15V22H14ZM17 23H18V22H17ZM17 23H15V24L17 25ZM20 23H21V22H20ZM20 23H19V24H20ZM31 23H29V22L27 23V22H26V25H27V24H30V25H31ZM103 23H102V24H103ZM129 23H130V24H129ZM169 23H170V22H169ZM190 23H191V22H189V26H190ZM205 23H206V22H205ZM210 23H212V21H211ZM210 23H208L209 25H208L207 23H206V24H207L208 26H211ZM214 23H213V24H214ZM230 23H231V22H230ZM230 23H229V24H230ZM233 23H234V22H233ZM35 24H34V26H35ZM45 24H46L45 26H47L48 24L50 25V23H45ZM51 24H54V23H51ZM57 24H58V23H57ZM68 24H70V22H69ZM72 24H73V23H72ZM76 24H77V23H76ZM78 24H80V23H78ZM92 24H93V23H92ZM92 24H91L90 26H92ZM97 24H98V23H97ZM100 24H101V23H100ZM100 24H98V25L100 26ZM108 24H103V25H106V26H107ZM158 24H157V25H158ZM178 24H179V23H178ZM191 24L194 25V24H197V23L194 22V23H191ZM206 24H205V25H206ZM213 24H212V26H213ZM255 24H256V23H255ZM255 24H253V25L255 26ZM260 24H259V25H260ZM7 25L10 26V27H7ZM16 25H15V26H16ZM22 25H23V24H22ZM37 25H38V23L36 24V26H37ZM40 25H38V26H40ZM103 25H102V27H103ZM112 25H113V24H111V26H112ZM153 25H152V27H153ZM161 25H162V24H161ZM176 25H177V23H176ZM176 25H173V26H176ZM182 25H183V26H186V25H184V24H181V25H178V26H182ZM187 25H188V23H187ZM200 25H201V22L198 24V26L200 27ZM205 25H204V26H205ZM207 25H206V29H207ZM244 25L246 26V24H244ZM244 25H241L240 27L245 28ZM247 25H248V24H247ZM250 25L252 26L251 23H250ZM4 26H5V27H4ZM13 26H14V24H13ZM13 26L11 27L12 29H13ZM15 26H14V27H15ZM17 26H18V25H17ZM27 26H28V25H27ZM38 26H37V27H38ZM42 26H43V25H42ZM45 26H43V28H44ZM50 26H51V25H50ZM69 26H70V25H69ZM75 26H77V25H75ZM108 26L111 27L110 24H109ZM108 26H107V27H108ZM162 26H163V25H162ZM162 26H161V27H162ZM164 26H165V25H164ZM164 26H163V27H164ZM178 26L176 27V30L178 29ZM191 26H192V25H191ZM243 26H244V27H243ZM257 26H258V25H257ZM260 26H261V25H260ZM18 27H21V26H18ZM28 27H29V26H28ZM30 27H31V26H30ZM40 27H41V26H40ZM62 27H61V29H63ZM96 27H97V29H98V26H96ZM109 27H108V28H109ZM115 27H116V26H115ZM115 27L110 28L111 31L109 30V31H110L109 33L113 32V37H114V38H116L115 36H118V35H116V33H117L116 30H121L120 28H119V29H118V28L115 29ZM124 27H125V26H124ZM127 27H125V28H127ZM158 27H159V26H158ZM158 27H157L156 29H159ZM168 27H169V26H168ZM186 27H187V26H186ZM199 27H198V28H199ZM201 27H202V25H201ZM248 27H249V26H248ZM258 27H259V26H258ZM258 27H256V28H258ZM261 27H262V26H261ZM24 28H25V27H24ZM32 28H34V27H32ZM32 28H31V30H32ZM43 28H41V29H43ZM47 28H48V29H47ZM47 28H46V29H47L48 31H47V30H46V31H47V32H51V31H49V30H52V29H50L49 27H47ZM51 28H52V27H51ZM58 28H59V27H58ZM58 28H57V29H58ZM70 28H71V27H70ZM74 28H75V27H74ZM76 28H77V27H76ZM99 28H101V27H99ZM103 28H104V27H103ZM103 28H102V29H103ZM113 28L115 29L114 31H116V33H115L114 31H112ZM122 28H123V26H122ZM164 28H165V27H164ZM169 28L173 29V28H175V27L172 28V25H171V27H169ZM182 28H183V27H182ZM191 28L193 29V31L195 30V32L197 33V31H198V30L196 31V29H198V28H197V25H196L195 29H194V26H192ZM210 28H211V27H210ZM242 28H241V29H242ZM251 28H252V27H250V28H248V29H251ZM256 28H255V29H256ZM17 29H19V28H17ZM22 29H23V28H22ZM66 29H67V27H66ZM86 29H87V28H86ZM90 29H91V32H93L94 28H93V30H92V28H90ZM129 29H130V28H129ZM131 29H132V28H131ZM150 29H151V28H150ZM180 29H181V27H180ZM180 29H179V32H180ZM200 29H201V28H199V31H201ZM202 29H203V28H202ZM219 29H220V28H219ZM234 29H233V30H234ZM258 29H259V28H258ZM261 29H262V28H261ZM1 30H2V29H1ZM19 30H20V29H19ZM24 30H25V29H24ZM27 30H29V29H27ZM27 30H26V31H27ZM43 30L45 31V29H43ZM54 30H55V28H54ZM54 30H52V32H51L52 34H53V31H54ZM73 30H74V29H73ZM95 30H96V28H95ZM99 30H100V32H101V29H99ZM99 30L96 31V32L100 33ZM104 30H105V29H104ZM126 30H127L128 33L130 32V30H128V29H125L124 31H126ZM143 30H145V29H143ZM147 30H148V29H147ZM168 30H169V31H167V32H170V29H168ZM173 30H174V29H173ZM181 30H182V29H181ZM230 30H231V29H230ZM251 30L253 31L254 29H251ZM256 30H257V29H256ZM2 31H3V30H2ZM2 31H1V34H2ZM17 31H18V30H17ZM46 31H45V32H46ZM60 31H61V30L59 29L58 32H60ZM105 31H106V32H103V31L101 32V35H102L104 38L107 37V36H105V35H110L109 33L107 34V32H108L107 29H106ZM122 31H123V30H122ZM122 31H121V32H122ZM149 31H150V30H149ZM159 31H160V30H159ZM184 31H186V30H184ZM184 31H183V32H184ZM193 31H192V32H193ZM203 31L205 32V29H203ZM213 31H214V30H213ZM220 31H221V30H220ZM222 31H223V29H222ZM225 31H227V30H225ZM238 31H239V30H238ZM238 31H237V32H238ZM7 32H8V31H7ZM14 32H15V31H14ZM20 32H21V31H19V33H20ZM33 32H34V29H33ZM47 32H46V33H47ZM55 32H56V31H55ZM83 32H84V31H83ZM96 32L94 31L93 34H95ZM121 32H120V33H121ZM177 32H178V31H177ZM179 32H178V34H180ZM183 32H182V34H183ZM188 32H189V31H188ZM217 32H218V30H217ZM232 32H233V31H232ZM241 32H242V31H241ZM247 32H248V31H247ZM250 32H251V31H250ZM254 32H255V31H254ZM254 32H253V33H254ZM263 32H264V31H263ZM4 33H5V32H4ZM11 33H12L11 36H14V35H13V32H10V33H8V34H11ZM38 33H40V30H38ZM43 33H44V32H42L41 35H43ZM46 33H44V34H46ZM51 33H47L46 35H49V34L51 35ZM61 33H62V32H61ZM85 33H86V32H84V36H85V37H87L86 35H90V36L87 37V39L89 38V39H88L89 42H90V40H92L94 37L96 38V40H97V39L100 40V38H101V41H102L103 45H102L101 47H99V45H98L99 48H98V47H97V48H98L99 50H98L97 52H95V53H96V54H97V53L100 54V53H99L100 49L102 50V53H104L103 49L105 50V48H106V50H105V54H106V56H105V54H104V57H105V58L103 57L102 59H107L106 57H108V55H109V58H110V56L113 55V52H114V51L116 52V50H117L118 47H119V49H120V48L122 47L123 43H124V42H121V41H120V42L122 43V45H120L121 43L118 42V43H119V44H118L119 46H117V47H116V46L112 47L113 44H115V43H114L113 40L110 41L111 38H113L111 35H110L111 37L108 36V37L106 38V39H108V40H105V41H107V42H108V41H110V42L106 43V42H104L103 37H99V36H98V37H99V38H98V37L96 36V34H95L93 37H91L92 34H90L88 30H87L86 35H85ZM88 33H89V34H88ZM102 33H103V34H102ZM143 33H144V32H143ZM159 33H160V32H159ZM173 33L177 34L176 32H173ZM173 33H172V34H173ZM202 33H203V32H202ZM202 33H199V34H202ZM208 33H210L209 30H207V36H208V38H210V37H209L210 35H209ZM218 33H219V32H218ZM220 33H221V32H220ZM222 33H223V32H222ZM226 33H227V32H226ZM228 33H229V32H228ZM233 33H234V32H233ZM242 33H243V32H242ZM251 33H252V32H251ZM8 34H5V35L8 36ZM15 34H17V32H15ZM20 34H21V33H20ZM35 34H36V33H35ZM114 34H115V36H114ZM122 34H123V33H122ZM124 34H125V33H124ZM130 34L132 35V33H130ZM130 34H128L129 37L127 36L130 40L127 39V38H125L126 41L129 40V41H128L129 43H130V41L132 42V39H134L135 36H136L137 39L139 38V37H137V36H139V35H135V36H133L134 38H132V37H130ZM151 34H152V33H151ZM160 34H161V33H160ZM168 34H169V33H168ZM178 34H177V36H178ZM192 34H193V33H192ZM205 34H206V33H205ZM205 34L203 33V35H205ZM210 34H211V36H212V33H210ZM234 34H235V33H234ZM255 34H256V33H255ZM36 35H37V34H36ZM55 35H56V33H55ZM58 35H59V34H58ZM98 35H99V34H98ZM142 35H143V34H142ZM144 35H145V34H144ZM163 35H164V33H163ZM165 35H166V34H165ZM165 35H164V37H165ZM169 35H170V34H169ZM193 35H194V34H193ZM196 35H197V34H196ZM196 35H194V36H196ZM203 35H202V37H203ZM236 35H237V33H236ZM240 35H241V34H240ZM240 35H239V36H240ZM17 36H18V35H17ZM17 36H16V37H17ZM21 36H22V35H21ZM24 36H25V35L23 34V37H24ZM31 36H32V35H31ZM38 36H39V35H38ZM51 36H52V35H51ZM53 36H54V35H53ZM63 36H64V35H63ZM81 36H82V35H81ZM84 36H83V37H84ZM151 36H152V35H151ZM151 36H150V37H151ZM161 36H162V34H161ZM174 36H175V35H174ZM200 36H201V35H200ZM205 36H206V35H205ZM220 36H221V34H220ZM247 36H248V35H247ZM9 37H10V36H8V38H9ZM28 37H29V34H28ZM32 37H34V36H32ZM41 37H42V36H41ZM44 37L46 38V36H44ZM57 37H58V36H57ZM90 37H91V38H90ZM125 37H126V36H125ZM157 37H159V36L157 35L156 38H157ZM164 37L159 38V40H162ZM198 37H199V36L196 37L197 40H198ZM202 37H201V38H202ZM223 37H224V36H223ZM245 37H246V36H245ZM253 37H254V39H255V36H254V35H253ZM263 37H264V36H263ZM1 38H2V37H1ZM20 38H21V37H20ZM25 38H26V37H25ZM25 38H24V39H25ZM30 38H31V37H30ZM35 38H36V37H35ZM50 38H51V37H50ZM50 38H48V39L50 40ZM55 38H56V37H55ZM95 38H94V39H95ZM114 38H113V39H114ZM122 38H123V36H122ZM122 38H120V39H121L122 41H123V40L125 41V39H124V38L122 39ZM141 38H142V37H141ZM151 38H152V37H151ZM154 38H155V36H154ZM177 38H178V40L180 39V37H177ZM182 38H183V36H182ZM226 38H228V37L226 36ZM235 38H237V37H235ZM239 38H240V37H239ZM242 38H243V37H242ZM242 38H241V39H242ZM250 38H251V35H250ZM258 38H259V37H258ZM15 39H16V38H15ZM15 39H14V40H15ZM18 39H19V38H18ZM26 39H27V38H26ZM33 39H34V38H33ZM43 39H44V38H43ZM83 39L86 40V38H83ZM174 39H175V38H174ZM194 39H195V38H193V41H194ZM199 39H200V37H199ZM205 39H206V38H205ZM211 39H213V38H211ZM5 40H6V37H5ZM8 40H9V39H7V41H8ZM28 40H30V39L28 38L27 41H28ZM31 40H32V38H31ZM31 40H30V41H31ZM34 40H35V39H34ZM46 40H47V39H46ZM51 40H52V38H51ZM88 40H87V41H88ZM114 40H116V39H114ZM117 40H118V39H117ZM117 40H116L115 42H117ZM150 40H151V39H150ZM155 40H156V39H155ZM155 40L153 39L152 42H154V43L156 44V46H155V45H152V46L149 45V49H150V48L152 49V47H154V49H155V48L157 47V45H158L160 42H162V41H160V42L157 43ZM159 40L157 39V41H159ZM202 40H203V38H202ZM202 40H201V43L203 44V42H205L206 40H204L203 42H202ZM235 40H236V39H235ZM235 40H233V41H235ZM238 40H239V39H238ZM249 40H250V39H249ZM255 40H256V39H255ZM262 40H263V38H262ZM15 41H16V40H15ZM15 41H13V42H11V43H14ZM21 41H23V39H21ZM27 41H25V44H24L25 47H22V46H24V45H22L23 42L20 43V42L18 41L22 46H20V44H19L17 50L14 51L13 56H14V55L17 56V54H18V52H17L18 49H19V53H21V50H22V53H26V52H28V54H29L30 51H26V50L29 49L28 47H29L31 44H29V43H30V41H29V43H28L29 46L26 48V46L28 45V44L26 43ZM36 41H37V39H36L35 41H33V42L36 43ZM41 41H42V40H41ZM52 41H53V40H52ZM54 41H55V40H54ZM57 41H58V40H57ZM101 41H100V42H101ZM126 41H125V43H126ZM176 41H177V40H176ZM180 41H181V39H180ZM199 41H200V40H199ZM213 41L216 43V41H215L214 39L212 40V42H213ZM233 41H232V44H233ZM252 41H253V40H252ZM260 41H261V40H259V42H260ZM45 42H47V41H45ZM49 42H50V41H49ZM89 42H88V43H89ZM128 42H127V44H128ZM140 42H141V41H140ZM140 42H139V40H138V43H140ZM148 42H149V39H148ZM148 42H146V43H148ZM152 42L150 41V44H151ZM169 42H170V41H169ZM181 42H183V41H181ZM195 42H196V41H195ZM209 42H210V44H212V46H213V45L215 46V44H213V43L211 42V40H209ZM209 42H208V44H209ZM248 42H249V41H248ZM248 42H247V43H248ZM250 42H251V40H250ZM255 42H256V41H255ZM4 43L6 44V42H3V45H4ZM9 43H10V42H8L7 44H9ZM11 43H10V44H11ZM31 43H32V42H31ZM37 43H38V42H37ZM39 43H40V40H39ZM51 43H52V42H51ZM86 43H87V42L84 41V43H80V45H81V44H82V45H83V44L85 45ZM88 43H87V44H88ZM96 43L99 44V41H98V42H97V41H96V42L94 41V43L92 42L91 44H88V45L86 44V47L90 46V47H88L87 49H90V48L92 49V48H94V50L96 51V50H97V49H95V47H96V46H95ZM104 43H105V44H104ZM125 43H124V45H125ZM133 43H134V42H132V45H131V43H130V45L133 46L132 48H134V50L137 49V48H139L138 46L141 47V45H145V44H146L145 42H142L141 44H138V43H136V42L134 43V44H138V45H134ZM143 43H144V44H143ZM165 43H166V42H165ZM179 43H180V42H179ZM201 43H200V45H201ZM206 43H207V42H206ZM206 43H205V44H206ZM218 43H219V42H218ZM218 43H216V44H218ZM227 43L230 45L231 42H230V43L227 42ZM245 43H246V42H245ZM245 43L242 42V44H245ZM252 43H254V42H252ZM252 43H251V44H252ZM257 43H258V40H257ZM0 44H1V43H0ZM10 44H9V45H10ZM17 44H18V43L15 42V45H16V46H17ZM47 44H48V42H47ZM92 44H93V45H92ZM94 44H95V45H94ZM106 44H110V45L112 44V45H111V48H109L110 50L107 49V47H109V46H106ZM160 44H161V43H160ZM166 44L168 45V43H166ZM172 44L174 45V43H172ZM235 44H236V43H235ZM262 44L264 45V43H262ZM3 45H2V46H3ZM38 45L40 46V45H42V44H38ZM45 45H46V44H45ZM82 45H81V46H82ZM104 45H105V46H104ZM115 45H116V44H115ZM130 45H129V46H130ZM163 45H164V44H163ZM173 45H172V46H173ZM177 45H178V43H177ZM200 45L198 44V46H200ZM237 45H238V44H237ZM237 45H236V46H237ZM249 45H250V44H249ZM249 45L246 46V47H247V50H248ZM255 45H256V46H253V47H255L256 50H258V48L261 47V46H259V45H258V47H257V44H255ZM263 45H262V46H263ZM0 46H1V45H0ZM33 46H34V49L32 48ZM33 46H32L31 48H32V50H34V53L38 52V53L41 55L42 51H41V53H40L39 51H40V50H43V49H41L43 46H42V47L40 46L41 48L38 47L37 49H35V48L37 47V45H33ZM35 46H36V47H35ZM47 46H48V45H47ZM49 46H50V45H49ZM57 46H58V45H57ZM94 46H95V47H94ZM103 46H104L105 48H102ZM120 46H121V47H120ZM129 46H128V47H129ZM131 46H130V47H131ZM134 46H135V47H134ZM136 46H137V47H136ZM183 46H184V45H183ZM201 46H204V48H205V47H206V48H209V47H210L211 49L214 50V52H212V53H213V55H212L213 58L211 57L212 60H211L210 56H209L210 59H209V58H204V59L202 60V58H200V57H205L206 55H207L206 57H208V55H211V54L209 53V52L211 51V49H210L209 52L207 51V49H205L206 52H207L205 56H201V55H197V54H196V57H195V56L192 57V56L195 55V54H192V55L189 54L190 56L187 55V56H189L190 58L192 57V58H191L192 61H193L194 58H197V56H199L198 59H201L199 63L196 62V59H194L195 63H198V64L201 63V67H199V65H198V67H199L198 70H199V71L203 70V69H204L203 66H205V70H209V68H210V70H212V72H213V70H214V73H215V72H216V71H215L216 69H212V68H214V67L217 68V67H218L217 69H219L220 66H221V65H220L221 62L223 63L222 65H225V64H224V61H225L224 58H225V56H227V55H224V56H223V53H222L223 51L221 52V55H222V59H223L224 61L219 62V61L217 60V58H218V57H217V53H219V52L215 50L216 46H215V48H213L214 46L211 47L210 45H207V46H206V45H204V44L201 45ZM208 46H209V47H208ZM218 46H219V45H218ZM222 46H223V45H222ZM225 46H226V45H225ZM231 46H232V45H231ZM233 46H234V45H233ZM238 46H239V45H238ZM20 47H22V49H21ZM45 47H46V46H45ZM58 47H59V46H58ZM79 47H80V46H79ZM82 47H83V46H82ZM125 47H127V45H126V46H123L124 49H126V50L128 49L127 51H129V50L132 51V52L134 51V50H131L132 48L129 49L128 47H127V48H125ZM147 47H148V45H147ZM163 47H165V46H163ZM174 47H175V46H174ZM196 47H197V42H196ZM196 47H195V48H196ZM219 47H220V46H219ZM263 47H264V46H263ZM2 48H3V47H2ZM2 48L0 47V50H1ZM7 48H9V47H7V45H6V49H7ZM23 48H26L25 52H24V49H23ZM43 48H44V47H43ZM77 48H78V47H77ZM113 48H114V49H113ZM123 48H122V52H119V51L117 50V53L119 52V54H117V55H121V54L125 55V54H126V56L124 57V59H127L126 57H128V56H130V55H133L132 52L129 51V53H127L126 50H125L126 53H123V51H124ZM144 48H145V47H144ZM144 48H140V52H139L140 54H142V53H143V55L145 54V53H144V52H145ZM167 48H168V47H167ZM223 48H225V47H223ZM230 48H231V47H230ZM230 48H229V49H230ZM234 48H235V47H234ZM234 48H233V50H234ZM15 49H16V48H15ZM47 49H48V48H47ZM84 49H85V46H84ZM87 49H86V50H87ZM141 49H142V50H141ZM145 49H146V48H145ZM149 49H148V50L146 49V50L149 51ZM169 49H170V48H169ZM169 49H168V50H169ZM177 49H178V48H177ZM180 49H181V48H180ZM202 49H203V48H200V50H202ZM216 49L219 50V48H216ZM226 49H228V48H226ZM226 49H225V50H226ZM244 49H245V48H244ZM251 49H252V48H251ZM262 49L264 50V48H262ZM3 50H4V49H3ZM68 50H69V49H68ZM86 50H85V51H86ZM107 50H109L108 53H106ZM112 50H113V51H112ZM160 50H161V48H160ZM168 50H167V51H168ZM197 50H199V47L197 48ZM197 50H195L194 52H196ZM225 50H224V51H225ZM235 50H237V48H236ZM252 50H253V49H252ZM259 50H260V49H259ZM45 51H47V50H45ZM50 51H51V50H50ZM72 51H73V50H72ZM88 51H90V50H88ZM141 51H143V52L141 53ZM150 51H151V50H150ZM150 51H149V52H150ZM186 51H187V49H186ZM203 51H204V49H203ZM237 51H238V50H237ZM261 51H262V50H261ZM261 51H260V52H261ZM16 52H17V54H16ZM90 52H91V51H90ZM111 52H112V53H111ZM115 52H114V53H115ZM149 52H148V53H149ZM164 52H166V51H164ZM176 52H177V51H176ZM187 52H188V51H187ZM187 52H186V53H187ZM194 52H193V53H194ZM240 52H241V53H239V54H242L241 58H242V57H243V58H244V57H247V56H245L246 54L243 55V52H244V51L241 50ZM249 52H251V51H249ZM22 53L19 54V55L17 56L18 58L14 56V58H16L15 60H18L19 57H21L20 55H25V56H22L23 59L21 58L22 60H24V58H28L29 56L31 57L32 54H33V53H32V54L30 53L31 55H28V54L26 53V54H27V55H26V54H22ZM44 53H45V52H44ZM46 53H47V52H46ZM46 53H45L44 55H46ZM85 53H89V52L86 51ZM95 53H94V55H95ZM110 53H111V54H110ZM130 53H132V54H130ZM139 53H138V54H139ZM196 53H198V52H196ZM230 53H231V52L227 53L228 56L226 57L227 60H226L225 63L228 62V64H229V63H230L229 60H230V61H232V60L234 61L235 58H236V59H237V58H240V57H239V54H237V52H236V54L238 55V57H236V56H235V57H232V60H231L230 57H231V54H232V53H231V54H230ZM255 53H258V51L255 52ZM255 53H253V54L249 53L250 55H249L248 57L250 58V56H251V59L253 60L252 55H253V57L255 56V57H254V61H256L255 59H257L256 64H258V63L261 61L260 59H261L262 57H261L260 54H259V55L257 54L258 56H256ZM262 53H263V51H262ZM36 54H37V53H36ZM48 54H50V53H48ZM90 54H91V53H90ZM107 54H108V55H107ZM127 54H128V55H127ZM138 54L135 52V53H134V57H133V56H130V57H129V58H131V57L134 58V59L132 58L134 63H132V61H131L132 59L130 60V59L128 58L129 61H131V63H130V62L128 61V59H127V63L129 62V64L126 63V64H127V65H126V64H125V61H124V64H125V65H121V66H122L123 68H124V67L129 68V66L132 68V65H133V64H135L134 66H137V65H138L137 63H138L139 61H141V59L139 58V61L137 62L136 60H137L138 58L135 57V55L138 56V57H139V56H140V57L142 56V55H140V54L138 55ZM152 54H153V53H152ZM162 54H164V53H162ZM173 54H174V53H173ZM187 54H188V53H187ZM215 54H216V55H215ZM224 54H225V52H224ZM229 54H230V57H229ZM236 54L233 53L232 55L234 56V55H236ZM247 54H248V53H247ZM44 55H43V56H44ZM100 55H101V54H100ZM123 55H121V57H123ZM145 55L147 56V53H146ZM159 55H160V54H159ZM182 55H183V54H182ZM35 56H36V55H34V56H32V57H35ZM41 56H42V55H41ZM41 56H38V57H39L38 59H40ZM82 56L85 57L84 55H82ZM102 56H103V55H102ZM102 56H99V57L97 56V57H96V60H97V61L100 60ZM113 56L115 57V55H113ZM149 56H150V54H149ZM178 56H179V55H178ZM219 56H220V55H219ZM30 57H29V58H30ZM119 57H120V56H118V58H117V57H116V58L119 59ZM151 57H152V55H151ZM157 57H158V56H157ZM164 57H165V56H164ZM174 57H175V56H174ZM189 57H188V58H189ZM215 57H217V58H215ZM220 57H221V56H220ZM223 57H224V58H223ZM248 57H247V58H248ZM256 57H257V58H256ZM263 57H264V54H263ZM0 58H1V57H0ZM2 58H3V56H2ZM4 58H5V57H4ZM4 58H3V59H4ZM6 58H7V57H6ZM6 58H5V60H6ZM14 58H10L11 61H10V59L8 58L9 60H6L5 62H6V64L8 65V67L11 68L12 72H16V73H13V75H11V74L7 75V73H6L7 70H6V69H7L8 67L6 68V65H5V67H4V66L1 67V68H3V69L6 68V69H5L6 72H4V73H6V74H4V75H7V77L9 76L8 79H7V78L3 75L4 78H5V82H6V80H7V82L10 81L9 78H11V77L13 78V80H11V81L9 82L10 84L15 80L14 83H12L11 85H13V84L15 85L16 92H15V88H14V86L11 87L10 84L8 83V84H9L8 86H9L10 88L4 86L5 89H6V88H9V91L7 90V94H10V93H8V92H11V93H12L13 90H12L11 88L14 89L13 92H15V93H20V92H19L20 89H18V88H19L18 86H20V83L16 82V80L19 81V79H18L19 77H22L23 79H24L25 77H27L26 80H28V78H29L30 76L32 77V75H33L34 72H35L34 74H36V72H37L36 70L34 71V69H33V71H34V72H33L32 69H30V68H32V67H30V66H29V67H30L29 69L27 68V67H28L27 65H28L29 63H31L34 59L31 60L29 63L27 62L28 60H27V61L24 60L25 62H27V64H25V65H26L25 67L27 68V70H29V73H30V72H33V73H31L32 75L27 73L28 71L26 70L25 67H24L23 69H25L27 72H26L25 70H22V69H21L22 67H20V66L22 65L23 61L21 62V65L19 66L20 69L18 68V69L21 70V71H18V70L16 71L17 67H16V69H15L14 67H12V66L16 63L15 61H13L14 64H12V63H13L12 60H14ZM45 58H46V59H45ZM45 58L43 57V60L45 59V60L47 61V58H48V57L46 56ZM97 58H98V59H97ZM111 58H112V57H111ZM116 58H115V59H116ZM154 58H155V57H154ZM154 58H152V60H153ZM165 58H166V57H165ZM241 58H240V59H241ZM258 58H259L260 61L258 60ZM36 59H37V58H36ZM49 59H50V58H49ZM82 59H83V58L80 57V59H77V60L79 61V60H82ZM92 59H93V58H92ZM92 59H91V60H92ZM112 59H113V58H112ZM115 59H114V60H115ZM117 59H116V61H117ZM157 59H158V58H156V60H157ZM159 59H160V58H159ZM159 59H158V60H159ZM161 59H162V58H161ZM170 59H173V58H170ZM174 59H176V58H174ZM180 59H183V57L181 56ZM180 59H179V57H178V59H176V60H174V61H178V60H180ZM186 59H187V58H185L184 60H186ZM205 59L210 60V62L208 61V62H209V63H208L209 65H212V63L214 62L213 64H214L215 66H214V67L212 66V68H211V66H210V67L208 66L209 68H206V66H207L206 63H207V62H206V63L203 62ZM213 59H214V61H213ZM218 59H219V58H218ZM262 59H264V58H262ZM19 60H20V59H19ZM19 60L17 61V63L19 62ZM29 60H30V59H29ZM77 60H76V63H78ZM83 60H84V59H83ZM83 60H82V62H83ZM120 60H121V59H120ZM142 60H144V59H142ZM154 60H155V59H154ZM156 60H155L154 62H156ZM158 60H157V64L159 63ZM166 60H168V58H167ZM189 60H190V59H189ZM189 60L187 59V63H188V64L191 62V60H190V61H189ZM215 60H216V62H219V64L216 63ZM242 60H243V59H242ZM247 60L249 61V59H247ZM7 61H10L11 63H10V62H7ZM107 61H108V60H107ZM135 61H136L137 63H135ZM159 61L161 62V60H159ZM168 61H170V67H171V65H173V60H172V63H171V60H168ZM188 61H189V62H188ZM197 61H198V60H197ZM201 61H202V62H201ZM233 61H232V62H233ZM254 61H253V62H254ZM3 62H4V61H3ZM40 62H42V61H40ZM93 62H94V59H93V61H92L91 63L93 64ZM110 62H111V61H110ZM112 62H113L114 64L117 65L119 61H118L117 63L114 62V61H112ZM143 62H144V61H143ZM143 62L141 61V63H143ZM182 62H183V61H182ZM211 62H212V63H211ZM8 63H10V65H12V66H9ZM32 63L34 64V62H32ZM36 63H37V62H36ZM44 63H45V62H44ZM79 63H81V61H79ZM94 63H96V62H94ZM99 63H100V62H99ZM99 63H98V64H99ZM101 63H102V61H101ZM113 63H112V64H113ZM141 63L138 65V68H139L140 65H142V66H141L142 68H141V67H140V68L142 69V71H144L143 68L146 67V64H147V63L144 65V67H143V64H144V63H143V64H141ZM149 63L151 64V62H149ZM163 63H164V61H163ZM166 63H167V62H166ZM166 63L164 64L165 66H166ZM177 63H180V62H177ZM193 63H194V62H193ZM195 63H194V64L191 63V65L194 67V68L192 67L193 70H192V69H191V70H192L194 73H196V74H194V73L192 74L191 70L189 71V69H190L191 67H189V68L187 67L188 70L185 69V73H184V72H181V71H184V70H182L183 67H182V68L178 67V70H179V71L181 70L180 72H178V70H176L175 72L172 71L173 74L177 73V75H178V73H180L178 76H177V75H176V76H175V75H172L171 73L168 74V73H169V72H168V73H167L168 75L165 74L166 76H165V77L163 76V80H164V81L161 79L163 82H162L161 80H160V81L158 80L159 83H157V81L154 80V76H153L151 79H150V78L145 79V77H147L146 75H150V77H151V74H150V73H153L152 75H155V74H154V72H155V68H153L152 66H151L150 68H148L149 66H147L148 70H150V69H151V70H150V72H148V74H145V77H144L145 81H141V82H143V84H144V82L148 83L149 80H150V82H152V84H154V83H157V84L152 85V84L149 82L150 85H149V84L146 85V83H145V86H146V87L143 86V85H142L143 87H141V85H139V84H141V82H139V83L136 84V86H134V87H133V85H135V84L132 83L133 85H132L131 87H133V88H131V87L129 86L130 88L128 89V88H126V87H128V86L124 85V86H126V87H123V85L120 84V85H119L120 87L117 85V86H115L116 88H114V89H112L113 87L111 86V89H110V90H109L108 87H106V88L104 89V90H105V91H104V90H103V88H104L103 86H104V85L102 86V85L100 84L101 87L98 85L99 83H103V81H100V82H99V80L97 79L98 82H96L95 79H94V80H93V81H95V83H94V82L90 81V80H92L90 77H88V78L90 79L89 82H88L87 79L83 78L84 81L86 80V81H85V82H86L85 85H87V84L89 85V84H90V85H89V86H90V87H89L90 90H89V89H86V87H85L84 85H80V84H79L80 81H81V82L83 81V79L79 80L80 78H79V79L76 78V79L78 80V82H77V80H72L73 82L76 81V83H73L74 85H75V84H76L77 86L80 85L79 87H81V88L76 87V85L74 86L73 84H70L71 86H73L74 88L76 87L75 89H77V88H79L80 90L82 89V90H81L82 92H83L84 89L86 90V92H87V91H90V92H89L90 94L86 93V95H87V97H86V95L84 94V93H85V90H84V93L81 92L80 94L76 95L77 97L72 98V96H73V95L75 96L76 93H73L72 95L69 96V93H68L69 91L66 90L65 92L68 93V97H70L71 99L67 97V98H68V99H67V102H65V100H62V101H64L65 104H64V103L62 104V103H59V102H58V103H59V104H62L61 106L65 105V106H63L64 109H65L66 107H68V108H67L66 111H65L63 108H59V109H63L64 112H69L68 110H70V109L72 110V109H73L72 111H74V113L78 114V117H79V116L81 117L80 114H83V115L86 116V114H87L89 111L94 110L93 112H90V115H91V116H92L93 114H98V113H100V114H99L100 116H101V115H104L105 118H106V117H107L106 113H107V112H108V113L111 112V111H110V108H108L109 111L107 110V112H106V107H107V106H108V107L110 106V107H111V110H114L115 107H117V109L120 108V109H119L120 112L115 108V111L117 110L116 113L119 112L118 115H120V117H121V114L124 116L125 113H128V115H129V114L131 115V113H132L133 117L131 118L130 116H128L127 114H125V115H127L126 118L121 117V118H123V121H125V123L121 122V123H122V126H120V125H119V124H120V123H119L120 121L118 122V120H116L117 117H118V115L115 114V111H112V112H114L113 115H114V116L116 115V116H115L116 119H113V120H112V121H114V122H112V125L109 127V125L111 124V123L109 124V122H111L110 119L115 118V117L111 116L109 119H107V118H108V117H107V118H106V122H108V120H109L108 125H107V124H106V126L104 125V129L101 130L100 133L97 132L96 135H95L94 133L96 132L97 129H96V130H93V129H92V126H93V125H91V129H89V131L87 130L88 134H89L90 130H93L92 132L95 131V132L93 133V135L96 136L95 138H97V134H98V135L100 134V135L98 136L99 138H97L98 140L94 143L93 146H91V147H92V150H91V151H93V149H95V150L98 151V152L95 153V151H94L93 154L90 155V154H88V151H87V156H88V157H89V156H90V157H94V156H92V155L96 154V156L98 155L99 157H98V158H97V157H94V158H90V157H89L90 159L87 160L86 153L84 154L86 157H85L83 154H81V151H80V154H78L77 151H79V150H77V148H76V153H77V155H76L74 158H73V156H72L73 159L70 157L72 160H71V161L69 160L71 163H73V165L71 166V165H68V164L66 165V164H65L64 168H63V166L61 165L62 168H63V170H64L63 172H65V174H66V177H65L64 179H67L68 176L72 177V176H73V172H76V171H77V172H79V171L82 172V174L80 173V175H81L84 179L81 180V176L78 177V178H79V179H78V178L75 176L76 173L74 174V176H75V178H76L75 180H74L73 177H72V178H69V177H68L67 180L70 179L68 183H70V181H75V182H72L73 184H72V183L69 184V185L71 186V188H69V189H67V190H68V191H70V190L73 191V190H74L73 193H77L79 189H76L73 185H74V183H78V182H80L81 184H80V185H75V186H78L77 188H81V187L83 188V187L86 186V189L84 188V190H87L88 187H89V188H94V190H95L97 187H99V185H102V184L106 185V183H112V182L116 179V176L118 177V175H119V173H120V168H119V172H118L117 169L115 168L116 166H114L115 163H116V165L118 164V163H117L118 159H120V162H121V159H122V158H120V157H122V155L120 156L119 154H122L123 152L120 153L119 151H121V150H124V151H125V149H123L124 147H123V148H118V150H116V153H115V152H114L115 149H112V150H111V147L114 148V144H115L116 140H117V139H120V138L123 137V136H124V138H121V140H123V139L125 140V136H129V137H131V139H130V138H126V139H128V141H131V142L134 141V140H132V138H135V137L144 138V140H143V142H142L143 144L140 143V142H138V141H136V142L139 143V146H138L137 144H135L136 147H140V145H142V146L139 148V150H141V152H143V151H142L143 149H145V151H147L146 148H148V147L153 148V147L156 145L155 147L158 148V149L156 148V149H157V151H156L157 154L159 153L158 150H159V147H160V143H159V141H160L161 138H163V139L166 140L165 143H164V141H162L163 139L161 140L162 142H161V141H160V142L163 143L165 146H166L167 143H168L167 146H168V148H169L170 150H173V149L175 150L174 147H176V146H179L180 149H181V147H182V149H183L184 151L181 150L180 155H184V153H185V149H184V148L187 147L188 145H191V144H194V143H195L193 146H194V147L196 146V141H195V138H194V134L191 133V130L194 131V129L197 128V129L200 131L199 128H200L201 126H199V125H200V122H201L202 120H203L202 122H203L204 125L207 124V125H206V129H204V127H203L204 125L202 126L203 129L205 130V131L203 130V133L205 132V135L207 134V135H206V138L208 137V135H209V137H212L213 135H215V136L213 137V138H215V139H220V138H221V139H223V138H227V139H228V137H229V140H230V139L233 140L236 134H237V136H240V134H241V139H242V138L245 137L246 134H245V135L243 134V131L241 130V128L243 127V130L245 131L244 133H247L248 130L251 132V131H252L251 128L254 129L255 126L258 127V129L255 127L257 130H260V129H261V133H260V135H259V134L257 135V136H259V138H260V137H261V134L264 132V126H263V125H264V121H263V123L261 124V121H262V120H261V121H259V120L262 119V117L259 118L260 115L257 113V111H260L259 108L263 107V108H261V111H260V112H264V105H263L264 102H261V103H260V102H259L260 100H259V97H258V96H261V98H262V95H264V92H263V94H261V92L259 93L258 91L263 90L262 85H263V87H264V82H263V83H262V82H259V81H264V80H263L264 77L262 76V74H264V72H261L262 74L259 73V74H261V76L263 77V78H262V77L257 73L258 71H257V72L255 71L256 69L253 70V68H252L251 71L253 70V72L250 73V68H251L250 66H251V65H250V66H249V65L245 66L246 68H243V69H246V70H244V71L242 72V73L245 74V75H242V76H243L244 78H245V76H246V79H244V78L242 79V81H244V83H243L244 85L242 84L241 81H237V79H236L237 77L234 78V76H235L234 74L229 75V79H227V80L225 81L224 84H221V86H223V87L220 86L221 89H222V88L230 89L229 92L226 91V90L224 89V93H225V94H224V93H223L224 95L221 94V95H223V96H221V98L223 99V100H222V103H224L223 101H225L224 99L227 98V97H228V98H227L226 101H229V102H227L228 104H225V103H224V104H221V105H223V106H225V105H227V106H226L225 109H222V111H221V110H219V111H221V112L223 113V110L226 111V109H227V112L224 111L225 116L222 114V115H223V117H222V115H220L221 113L218 114V113H219V112L217 111L218 107H217L216 109H214V104H213V107L211 106V108H213V112L216 111L217 114H218L219 116H218L217 118H215V117H216V116L214 117V115H216V114H215L216 112H215L214 115H213V120L211 119V120H212V122H211V120H209L210 117L207 119V117L209 116V113L206 112L204 108H202V105H204V104L207 103V99H208L209 97H208L207 99L205 98V99H206V103H205L204 100H203V99H204V96H202L203 98H202L201 100H203V102H202V104H200V105H201L200 107L197 106V108H196V109H198V108L202 109V111L200 110L198 113H200V114H201V113L203 114L204 112L206 113V114H203V115L201 114V115L204 116V117H201V118H195V116L192 117V115H195V114L197 113V112H195L196 109L194 108V107H195V106H194V105H195V102H194V104L191 103V105H189L190 107H188L187 105H185L186 103H188V100L191 102V99H190L191 96H192L193 101H198V100L196 99V96H198V97H197L198 99H199V97H201V95H200V96H199V95H196V94H195L196 96H195L194 94L192 95V93H191L192 90H191V91L189 90L190 93H188V91L185 90L186 87H188V86H187V84L189 83V82H188V79H186V78H185V79H182L183 77H187V78L189 77L190 79H192V78H191L192 76H190V75H195V76L198 77V75H197L198 71H197V68H195V67L197 66V64L195 65ZM210 63H211V64H210ZM215 63H216V64H215ZM236 63H238V65H237ZM236 63L234 64L235 68H237L238 66L241 65V64L239 65V62H236ZM262 63H264V60H262ZM19 64H20V63H19ZM19 64H17V65H19ZM74 64H75V62H74ZM74 64H73V62H72V65H71V66H75ZM88 64H89V63H88ZM92 64H91V65H92ZM114 64H113L112 66H114ZM130 64H132V65H130ZM157 64H156L155 66H156V67L158 66V68H159L161 65H163L162 63H160V64H158V65H157ZM167 64H169V63H167ZM175 64H176V63H175ZM181 64H182V63H180V65H181ZM185 64H186V63H185ZM185 64H184V65H185ZM188 64H186L185 66H187ZM202 64H203V66H202ZM228 64H227V65H228ZM256 64H255V65H256ZM23 65H24V63H23ZM38 65H39V64H38ZM68 65H70V64H68ZM80 65H81V64H80ZM80 65L78 64L77 66H80ZM89 65H90V64H89ZM93 65H94V64H93ZM96 65H97V64H96ZM100 65H101V64H100ZM100 65H99V66H100ZM105 65H106V62H105ZM148 65H149V64H148ZM151 65H152V64H151ZM189 65H190V64H189ZM194 65H195V66H194ZM216 65H217V67H216ZM218 65H219V66H218ZM258 65H259V64H258ZM262 65H263V64H262ZM14 66H16V65H14ZM31 66H32V65H31ZM82 66H83V65H82ZM86 66H88V65L85 64V65H84V68H85ZM110 66H111V65H110ZM118 66H120V64L117 65V68H118ZM121 66H120V67H121ZM134 66H133V67H134ZM153 66H154V65H153ZM155 66H154V67H155ZM167 66H169V65H167ZM178 66H179V65H178ZM181 66H183V65H181ZM100 67H101V66H100ZM100 67H99V68H100ZM221 67H222V66H221ZM224 67H225V66H224ZM224 67H223V68H224ZM228 67H229V65H228ZM247 67H249V69H248ZM34 68L36 69V67H34ZM37 68H38V67H37ZM68 68H69V67H68ZM110 68H113V67H110ZM127 68H125V69L127 70ZM136 68H137V67H134V69H135V70H134V74H133V73H129V72H128L129 74L127 73L128 76L126 75V73L124 74L125 76L128 77V81H129V82H131L130 80H132V79L134 78V77H132V74H133V76H135V73L137 74V72H136ZM138 68H137V71H138V72L141 71V69H140V68L138 69ZM152 68H153L154 70H153ZM166 68H167V67L164 68V66H163V69H165V70L167 71V69H169V67H168L167 69H166ZM176 68H177V66H176ZM179 68H180V69H179ZM185 68H186V67H185ZM200 68H201V70H200ZM202 68H203V69H202ZM226 68H227V67H226ZM233 68H234L233 66H232V67L230 66V68H228V70H229V69H230V70L232 69V71H234L235 69L233 70ZM239 68H240V67H238L237 69H239ZM262 68H263V66H262ZM13 69H14L15 71H14ZM70 69L74 70L73 68H70ZM75 69H79V67H77V68H75ZM90 69H91V67L89 68V70H90ZM94 69H95V68H94ZM97 69H98V68H97ZM100 69H101V68H100ZM100 69H98V72H99ZM115 69H116V68H115ZM132 69H133V68H132ZM132 69H131L130 71H132ZM161 69H162V66H161V68H159L160 71L158 70L159 72L156 71L155 73H157V74L159 73V74H160V72H162ZM170 69H171V68H170ZM194 69H195L197 72H196ZM241 69H242V67H241ZM0 70H1V69H0ZM5 70H4V71H5ZM109 70H110V69H109ZM109 70L107 69L106 71H109ZM122 70H124V69H122ZM145 70H146V69H145ZM152 70H153L154 72H153ZM156 70H157V68H156ZM171 70H172V69H171ZM174 70H175V68H174ZM224 70H225V68H224ZM226 70H227V69H226ZM247 70H248V71H247ZM258 70H259V67H258ZM8 71H10V70L8 69ZM23 71L26 72L27 76H24V77H23V76H18V75H19L18 73H20V75H22L21 72H23ZM39 71L41 72L42 70H39ZM76 71H77V70H76ZM79 71H80V70H79ZM113 71H114V70H113ZM113 71H112V69H111V74H113V76H114L116 73H118L117 75H118V79H119V80H121L122 78H123L124 80L127 79V77H126V78L123 77L122 72L124 73V71H120V68H119L118 71H120V73H121L122 75L119 74V72L116 71V70H115L116 73H114ZM142 71H141V73H142ZM146 71H147V70H146ZM146 71H145V72H146ZM163 71H164V70H163ZM187 71H188V73L191 72V74L189 73V75L187 74L188 76H187V75L184 76V74H186ZM203 71H204V70H203ZM203 71H202V72H203ZM217 71L219 72V73L216 72L217 74H216V73H215V74L210 73V74H212V75H209L210 78L208 77V78L210 79L209 83H211V80H212V79H214V80H218V78L216 79V77H217L218 74H220V73L222 74V73H223L222 75L220 74V76H218V77H220V78H221L223 75H224L223 77H225V74H227V72H221V71H223V69H221L220 71H219V70H217ZM10 72H11V71H10ZM17 72H18V73H17ZM25 72H24V73H25ZM70 72H71V71H70ZM93 72H94V71H93ZM96 72H97V71H96ZM112 72H113V73H112ZM125 72H126V71H125ZM132 72H133V71H132ZM170 72H171V71H170ZM209 72H211V71H209ZM235 72H237V71H235ZM239 72L241 73V71H239ZM259 72H260V71H259ZM8 73H9V72H8ZM37 73H38V72H37ZM63 73H64V72H63ZM67 73H69V70H68ZM73 73H74V72H73ZM109 73H110V71H109L108 73L106 72V74H108V76H107V75L105 74V72H104V74L106 75V76H105L106 81L110 79L109 82L107 81L108 84L111 83L113 80H115V78L117 79V77L114 78L112 75H111V76H112V77H111ZM139 73H140V72H139ZM139 73H138V74H139ZM141 73H140V74H141ZM181 73L183 74V76H180V75H182ZM224 73H225V74H224ZM237 73H238V72H237ZM237 73H236V74H237ZM254 73H256V76H257V77L254 76V75H255ZM1 74H3V73L1 72ZM16 74H18V75H16ZM38 74H39V73H38ZM38 74L34 75L35 77H34V78H31L30 80H28V82H26V81L22 82L23 79H21V81H19V82L22 83V86H25V87L27 88V87H29L28 85H31V84H27V83H31L30 81H32L33 79H34V80H37V77H36V76H38ZM79 74H80V73H79ZM130 74H131V75H130ZM138 74H137V75H138ZM157 74H156V75H157ZM204 74L206 75V74H208V72L206 71V73H205V71H204ZM204 74H203V79L205 80L204 77H207V76H205ZM228 74H230V73H228ZM228 74H227V76H228ZM247 74H251V76H249V75H247ZM252 74H253V75H252ZM29 75H30V76H29ZM62 75H63V74H62ZM102 75H103V74H102ZM102 75H98V77H99V76L101 77ZM117 75H115V76H117ZM119 75L121 76V77H120L121 79L119 78ZM142 75H143V74H142ZM156 75H155V76H156ZM163 75H164V74H163ZM213 75H214V76H213ZM233 75H234V76H233ZM239 75H240V74H238V77H239ZM3 76L1 75L2 79L0 78V81H1V80L3 81ZM10 76H11V77H10ZM15 76H16V77L18 76L17 79H16ZM87 76H89V75H87ZM103 76H104V75H103ZM103 76H102V77H103ZM157 76H158V75H157ZM174 76H175V77H174ZM179 76H180V78L182 77V78H181L182 80H179ZM212 76H213V77H212ZM215 76H216V77H215ZM227 76H226V77H227ZM232 76H233V79H232ZM242 76L240 75L241 78H242ZM252 76H253L254 78H253ZM258 76H259V77H258ZM44 77H45V76H44ZM98 77H97V78H98ZM100 77H99V78H100ZM107 77H109V79H107ZM130 77H131L132 79H131ZM140 77H141V76H140ZM173 77H174V78H173ZM226 77H225L224 79H226ZM240 77H239V78H240ZM247 77L250 78V79L253 78V80H252L251 82H249L250 79H248ZM251 77H252V78H251ZM255 77L259 80V81H257L256 85L258 84V86H259V84H260V85L262 84L261 87L259 86L261 89H260V88H257V86L255 85V82H256V80H255L256 78H255ZM260 77H261V80H260ZM12 78H11V79H12ZM35 78H36V79H35ZM39 78H41V77H39ZM112 78H113V80H111ZM129 78H130V80H129ZM135 78H136V77H135ZM161 78H162V77H161ZM198 78H200V77H198ZM220 78H219V79H220ZM230 78H231V81H228V80H230ZM239 78H238V79H239ZM241 78H240V79H241ZM118 79H117V80H118ZM123 79H122V81H124ZM137 79H139V78L137 77ZM175 79H178V80H175ZM193 79H195L194 76H193ZM201 79H202V78H200V84H201L202 81H203V79H202V81H201ZM222 79H223V78H222ZM224 79H223V80H224ZM234 79L237 81V84H238V85H239L240 82H241V84H242L243 86H245V87H247V86H250L249 88H251V86H254V87H255V88L253 89V90H254L253 92H252V90H251V93H250V92L247 93V89L250 90L248 87L245 89V90H246V92L244 91L245 93H242V92H241L242 94H246V93H247V94H250V95L253 93L249 99H248V98L246 99V97H244V98L249 102V104L251 105V106L248 105V102H247V101L245 102V100H243V101L245 102V103L243 102V107H245V108L243 109V107H242V109H243L244 111L240 109V106H242L240 101H239L240 103H238L239 105L236 104L235 102H234V103H235V104H234V103H232L233 100H232L231 98H229L230 95H232L233 92L236 93V88H235V87L237 86V84H236V81H234ZM240 79H239V80H240ZM39 80H40V79H39ZM39 80H37V81H39ZM142 80H143V79H142ZM146 80H148V81H146ZM153 80H154V82H153ZM195 80H197V78H196ZM195 80H193V82H194ZM245 80H247L249 83H247V81H245ZM2 81L0 82L1 85H2V83H3ZM37 81H36V82H37ZM42 81H44V80H42ZM42 81H39V82L42 83ZM72 81H71V82H72ZM115 81H116V80H115ZM128 81H127V82H128ZM174 81H175L176 83H175ZM180 81H181V82H180ZM182 81H183V83H184L185 81L188 82V83L185 82V83H187V84H186V85H183V86H184V89H183V90L185 91V92H184V91H183V92H184V93H187V94H185V95H184V94H181V93H182V90H180V89L178 90V91H180L179 94H180L181 97H182V96H185L184 98H181V99H184L185 102H183L182 100H179L180 98H179V99L177 98V97H179V96H178V95H179V94H178V91H177V93H176V91H174V90H177L181 84H183ZM189 81H190V80H189ZM197 81H198V80H197ZM205 81L207 82L208 79L205 80ZM221 81H222V80H221ZM227 81H228L229 83H227ZM232 81H233V84H236V85L232 86V85H233V84H232ZM254 81H255V82H254ZM5 82H4V83H5ZM15 82L18 84L17 87H16L17 84H16ZM32 82H35V81H32ZM39 82H37L36 84L34 83L35 86H36ZM91 82L94 83L95 85H94V86L91 85ZM118 82H119V81H118ZM124 82H125V81H124ZM124 82H123V83H124ZM129 82H128V84H129ZM160 82H161V83H160ZM173 82L176 84L175 86L172 85ZM193 82L191 81L190 83H193ZM198 82H199V81H198ZM206 82L203 81L202 84L204 85V83H206ZM213 82H216V83L218 82V83H220V81H212V83H213ZM245 82H246V83H245ZM258 82H259V83H258ZM45 83H46V82H45ZM68 83H69V82H68ZM83 83H84V82H83ZM96 83H98V84H96ZM177 83H178V84H177ZM180 83H181V84H180ZM185 83H184V84H185ZM250 83H251V84L254 83V84H253V85H249ZM24 84H25V85H24ZM26 84H27V86H26ZM32 84H33V83H32ZM43 84H44V83H43ZM47 84H48V82H47ZM81 84H82V83H81ZM114 84H115V83H114ZM126 84H127V83H126ZM128 84H127V85H128ZM179 84H180V85H179ZM198 84H199V83H198ZM5 85H7V83H6ZM40 85H41V84H40ZM44 85H45V84H44ZM44 85H43V86H44ZM88 85H87V86H88ZM110 85H111V84H110ZM148 85H149V86H148ZM169 85H172V86H169ZM177 85H178V88H176ZM193 85H194L195 87L197 86L198 89H199V85H197V82H196L195 84L193 83ZM203 85H202V86H203ZM207 85H208V82H207ZM209 85H211V84H209ZM209 85H208V87H209ZM212 85L214 86L215 83L212 84ZM212 85H211V86H212ZM228 85H230L229 88H228ZM37 86L39 87V85H37ZM68 86H69V85H68ZM71 86H70V88H68V89L72 90ZM83 86H84L85 88H83ZM91 86H92V87H91ZM96 86L98 87V89L96 88L97 90L95 89L96 91H95V93H94L93 88L96 87ZM173 86H174V88H173L174 90H172V88H171V87H173ZM183 86L181 85L182 88H183ZM185 86H186V87H185ZM194 86H192V87H194ZM216 86H218V85L216 84ZM216 86H215V87H216ZM224 86H225V87H224ZM239 86L241 87V85H239ZM239 86H237V89L239 88ZM243 86H242V89L244 88ZM4 87H2V88H4ZM122 87H123V88H122ZM181 87H180V88H181ZM190 87H191V85H190ZM220 87H219V91H218V93L222 91V90H220ZM232 87H234V88H232ZM2 88L0 87V89H2ZM74 88H73V91H72V92L75 91ZM99 88H100V89H99ZM170 88H171V89H170ZM175 88H176V89H175ZM182 88H181V89H182ZM212 88H213V87H212ZM216 88H217V87H216ZM216 88H215V92H216V90H217ZM256 88H257V92H258L259 94L257 95V98L255 99V97H253V95H256V94H257V93H256ZM42 89H43V88H42ZM65 89H66V88H65ZM79 89H77L78 91L76 90L77 93L80 92ZM107 89H108L109 91H108ZM188 89H189V88H188ZM190 89H191V88H190ZM192 89H193V88H192ZM204 89H205V88H204ZM206 89H209V88H206ZM231 89H233V90H231ZM234 89H235V90H234ZM239 89L241 90V88H239ZM251 89H252V88H251ZM11 90H12V91H11ZM17 90H19V91H17ZM22 90H23V88H22ZM32 90H33V89H32ZM32 90H31V91H32ZM44 90H45V89H44ZM91 90H93V91H91ZM98 90H99L100 92H103L104 94H103V93H98V92H99ZM101 90H102V91H101ZM171 90H172V91H171ZM213 90H214V89H213ZM240 90H238V92H240ZM1 91H2V90H1ZM3 91H5V90H3ZM3 91H2V93H5V92H3ZM26 91H28V90H26ZM29 91H30V89H29ZM31 91H30V92H31ZM41 91H42V90H41ZM97 91H98V92H97ZM186 91H187V92H186ZM209 91H210V90H209ZM211 91H212V90H211ZM242 91H243V90H242ZM23 92H25V91H23ZM39 92H40V91H37V93H39ZM63 92H64V91H63ZM72 92H71V93H72ZM173 92H174V93H173ZM192 92H193V91H192ZM195 92H196V88H195L194 93H195ZM213 92H214V91H213ZM226 92H227V93H226ZM230 92H231V94H230ZM254 92H255V94H254ZM2 93H1V94H2ZM21 93H22V91H21ZM28 93H29V92H28ZM28 93L26 92L24 95H28ZM41 93H42V92H41ZM71 93H70V94H71ZM91 93H92L93 95H92ZM198 93L200 94V92H198ZM198 93H197V94H198ZM204 93H205V92H204ZM206 93H207V92H206ZM241 93H238V94H241ZM7 94H3V95H5V97H7L6 99H8V97H10V99H8L9 101H11V98H12V97L14 98V97L16 96V95H15V96L13 95L14 93H12V94H10V95H7ZM35 94H36V93H35ZM95 94H97V96H96ZM98 94H99V95H98ZM128 94H130V95H128ZM173 94H174V95H173ZM175 94H178V95L175 96ZM201 94L203 95V93H201ZM219 94H220V93H219ZM238 94H237V95H238ZM6 95H7V96H6ZM12 95H13V96H12ZM36 95H37V94H36ZM63 95L66 96L65 93H64ZM90 95H92V96L90 97ZM94 95H95V96H94ZM165 95H168V96H165ZM171 95H172V96H171ZM186 95H187V96H186ZM188 95H189V96H188ZM190 95H191V96H190ZM209 95H210V94H209ZM209 95H207V96H209ZM217 95H218V94H216L215 96H217ZM225 95H227V97H226ZM30 96H31V95H30ZM30 96H29V95H28V97H25V96L22 97V96H21L20 98H21V99L23 98V100L20 101V98H19L18 95H17V96L15 97L16 99H13V98H12V100H13L12 102H15L14 100H17L18 102H20V104H23V103H25V102H23V101H26V99H27L28 102H26L25 104H28V103H29L28 105H31L32 102H33L32 100H34V102H36L37 99H36V100H35V99H31V101H32V102H31V101H30V98H31V97L33 98V96H31V97H30ZM61 96H62V95H61ZM126 96H129V97L127 98ZM164 96H165V97H164ZM193 96H195V99H194ZM215 96H214V97L211 96V98H212V97L214 98V101H215L216 98H219V97H220V96H219V97H218V96L215 97ZM1 97H4V96H1ZM1 97H0V98H1ZM24 97H25V98H24ZM34 97H35V96H34ZM57 97H58V95H57ZM62 97H63V96H62ZM186 97L189 98V99L186 100V99H185ZM231 97H232V96H231ZM238 97H240V95H239ZM252 97H253V98H252ZM35 98H36V97H35ZM55 98H56V97H55ZM58 98H59V97H58ZM126 98H127V99H126ZM232 98H234V97H232ZM242 98H243V96H242ZM244 98H243V99H244ZM2 99H3V98H2ZM24 99H25V100H24ZM64 99H66V98L64 97ZM73 99H74V100H73ZM123 99H126V100H128V101H126V100L124 101ZM219 99H220V98H219ZM219 99H218V100H219ZM228 99H229V100H228ZM230 99H231L232 101H231ZM250 99H255V101H257V100H259V101L255 102V103H252L251 101H249ZM263 99H264V96H263ZM55 100H56V99H55ZM59 100H60V102H61V98H59ZM59 100H57V101H59ZM122 100H123L125 103H120ZM220 100H221V99H220ZM237 100H238V99H237ZM239 100H240V99H239ZM4 101H5V99H4ZM17 101H16V102H17ZM57 101H56V102H57ZM123 101H122V102H123ZM170 101L172 102L171 104H172L173 106H174V103H175V104L177 103V101H178V102H179V101H182V102H181V103H183L182 105H185V106H187V107H184V106L182 107V106L180 105V106L182 107V108H181V107L177 106V104L179 105V103H177L176 106H175V107H176V111H174V112H172V111H171V112H168V111H169V108H170V107H173L171 104H168V102L170 103ZM186 101H187V102H186ZM211 101H212V100L209 99V101H208V102H209V105L213 103V102L210 103ZM230 101H231V103H230ZM234 101H235V100H234ZM263 101H264V100H263ZM2 102H3V101H2ZM5 102L7 103V101H5ZM22 102H23V103H22ZM34 102H33V103H34ZM38 102H40V101L38 100ZM127 102L129 103V105L132 104L131 106H132V109H133V110H132V111L130 110L131 113H130L129 110H128V112H127V111H126V112H124V111L122 112V111H121V110H123V108H124V110L126 109V108H125V104L128 105ZM190 102H189V103H190ZM199 102H200V100L198 101V103H199ZM219 102H220V101H219ZM9 103H11V102H9ZM54 103H55V102H54ZM181 103H180V104H181ZM184 103H185V104H184ZM198 103H197V104H198ZM200 103H201V102H200ZM217 103H218V102H217ZM220 103H221V102H220ZM246 103H247V104H246ZM251 103H252L253 105H256L257 103H260V105L262 104L263 106L260 107V105L258 104V106H256V110H257V111L255 110V106H254V107H253L254 109L252 110V112H253L254 110H255L256 112L254 111L255 114L253 113V115H250V114H248V113H250V111H251L250 109H251L252 106H253ZM55 104H57V103H55ZM123 104H124V105H123ZM167 104H168V105H167ZM192 104H193V105H192ZM229 104H230V105H229ZM6 105H7V104H6ZM16 105H19V104H16ZM23 105H24V104H23ZM32 105H33V104H32ZM39 105H40V104H39ZM57 105H58V104H57ZM198 105H199V104H198ZM209 105L207 106V107H208L207 110H209V107H210ZM218 105L220 106V104H218ZM218 105H216V106H218ZM228 105H229V107H228ZM237 105H238V106H237ZM244 105H245V106H244ZM246 105H247V106H246ZM7 106H8V105H7ZM13 106H15V104H14ZM13 106H11V107H13ZM25 106H26V105H25ZM25 106H24V107H25ZM55 106H56V105H55ZM61 106L59 105V107H61ZM112 106H115V107L113 108ZM167 106H170V107L168 108ZM191 106H193L192 110L195 109V110H194V114H193V111L191 112V110H190ZM223 106H222V107H223ZM248 106H249L250 108H249ZM9 107H10V106H9ZM16 107H17V106H16ZM27 107H28V106H27ZM29 107H32V106H29ZM33 107H35V105H34ZM37 107H38V108H37ZM37 107H36V109H40V110H41V107H40V108H39V106H37ZM57 107H58V106H57ZM128 107H130V106H128ZM133 107H134V108H133ZM175 107H174V109H175ZM178 107H179V110H177ZM203 107H206V105H204ZM222 107H220V108H222ZM55 108H56V107H55ZM69 108H70V109H69ZM112 108H113V109H112ZM167 108H168V110H167ZM187 108H188V109H187ZM211 108H210V109H211ZM229 108H230V109H229ZM247 108H249V109H247ZM12 109H13V108H12ZM17 109H18V108H17ZM26 109H27V108H26ZM59 109H58V111H59ZM127 109H128V108H127ZM129 109H131V107H130ZM262 109H263V110H262ZM7 110H8V109H7ZM40 110H39V111H40ZM71 110H70V111H71ZM170 110H171V108H170ZM172 110H173V109H172ZM188 110H190V112H189ZM203 110H204V111H203ZM229 110H230V112H229ZM15 111H16V109H15ZM21 111H22V112H18V113H21V114H18V113H17L18 115L15 114L14 116L17 118L18 116H20V115H24V114H26V113L30 114L29 112L25 111V108H24V110H21ZM24 111H25V113H24ZM61 111H62V110H61ZM61 111H60V112H61ZM196 111H197V110H196ZM242 111H243V112H242ZM11 112H12V111H11ZM13 112H14V111H13ZM64 112H62V113H64ZM209 112H210V111H209ZM213 112H211V113L213 114ZM239 112H240V114H239ZM252 112H251V113H252ZM23 113H24V114H23ZM57 113H58V112H57ZM62 113H61V114H62ZM84 113H85V114H84ZM102 113H103V114H102ZM207 113H208V116H207ZM226 113H228L231 117H234V118L229 117L228 119H226V118L229 116V115L226 114ZM243 113H247V114H248V115L245 114V116H249V115L251 116V117L249 116V117L251 118V122H252L253 119L255 118L254 115L258 114V118H257V115H256V119H254V120L257 121V120L259 119V120H258L259 123H258V121H257V122H256V121H253V122L257 123V124L254 123V124H255V125H254V124H252L251 122H250V124H249V119H247V118L243 115ZM28 114H26V117L28 116ZM67 114H68V113H67ZM69 114H70V112H69ZM110 114H112V113H110ZM110 114H109V116H110ZM212 114H211V115H212ZM12 115H13V113H12ZM63 115H65V114H63ZM70 115H71V114H70ZM72 115H74V114H72ZM83 115H82V117H83ZM88 115H89V114H88ZM90 115H89V116H86V117L89 118ZM205 115H206V117H205ZM238 115L243 116V117H241L242 119H241V118L239 119V118H238ZM24 116H25V115H24ZM24 116H23V117H22V116L18 117V120L20 121L21 117H22V119H24ZM198 116H200V115H197L196 117H198ZM28 117H30V115H29ZM65 117H66L68 120H70V121H68V123L70 122V123L72 124V126H73V125L76 126V124H79V119H78V118H75V116H73V117L78 121V123L76 122L75 124L72 123V122L75 120V119H73L72 116H65ZM65 117H64V119H65ZM69 117H72V119H70ZM76 117H77V115H76ZM82 117H81V118H82ZM94 117L99 118L98 116H94V115H93L92 118H94ZM120 117H118V118L120 119ZM244 117H245V118H244ZM249 117H248V118H249ZM7 118H9V117L7 116ZM19 118H20V119H19ZM81 118H80V119H81ZM90 118H91V117H90ZM96 118H95V120H96ZM103 118H104V117H102V120L105 121V119H103ZM129 118H131V119L129 120ZM192 118H195V119H197V120L192 119ZM205 118L207 119V121H210V123H209V122H205V121H204V120H206ZM230 118H231V119H230ZM235 118H236L237 122H238V119H239V120H241V122L243 121V122H246L247 124H249L250 126L252 125L251 127L249 126V128H250L251 130L247 128L248 125L246 126V128H247V130H246V128H244L245 125H244V126L242 125L243 122L240 124V121H239L238 124H240V129L238 128L239 125L237 124V122L235 123V125H238V127H236V128H238L237 130H239V133H240V134H238L237 132L235 133L236 130H235V131H234V130H231V131H230V127L232 126V124L229 122V123L231 124V126H230V124H226V123H224V122L227 121V123H228V120H232V122H233V121L235 120ZM243 118L246 119L247 121H244ZM67 119H65V120L67 121ZM82 119H84V118H82ZM125 119H128V121H126ZM142 119H144V120L146 119V122H144ZM200 119H201V120H200ZM214 119H215V122H213ZM5 120L7 121V119H5ZM10 120L12 121V117H11V119H9V121H10ZM71 120H73V121L71 122ZM88 120H89V119H88ZM91 120H92V119H90L89 121H91ZM100 120H101V118H100ZM192 120H195L194 123H196V121L199 123V125H198L199 128L196 127L197 125L192 124V122H193ZM236 120H235V121H236ZM263 120H264V118H263ZM9 121H7V122H9ZM15 121H17V120H15ZM115 121H116V123L118 122L116 125H115ZM129 121H130L131 124H129ZM133 121L135 122L134 124H132ZM141 121H142V123H140ZM235 121H234V122H235ZM12 122H14V121H12ZM74 122H75V121H74ZM82 122H84V123H85V122L88 123L87 120H86V121H85V120H84V121L82 120ZM234 122H233V123H234ZM22 123H23V122H22ZM63 123H65V121H64ZM70 123H69V125L67 124V122H66L65 124H67V126H69V128H71V126H70L71 124H70ZM86 123H85V124H86ZM113 123H114V124H113ZM126 123H127V127H126V125H125ZM143 123H144V124H143ZM223 123L226 124V125L224 126ZM99 124H100V123H99ZM102 124H105V122L102 123ZM128 124H129L130 126H129ZM136 124H137V125H136ZM142 124L145 125V126L143 127ZM243 124H245V123H243ZM258 124H259V125L261 124V127H262V128H259L260 126H259ZM21 125H22V124H21ZM96 125H97V123H96ZM96 125L93 126L94 129H95V127H96V128H100V125H97V126H96ZM191 125H193V127H195V128L193 129V127H192ZM201 125H202V123H201ZM218 125H223V127L221 126V128H220ZM228 125L230 126V127H228V130H229L231 133L233 132V133H234V136H233V135H228V137H227V132H228V131H227L226 129H227V126H228ZM233 125H234V124H233ZM241 125H242V127H241ZM253 125H254V126H253ZM67 126H66V127H67ZM74 126H73V127H74ZM80 126H81V125H80ZM80 126H78V127L76 126L75 129H79ZM102 126H103V125H102ZM102 126H101V127H102ZM107 126H108V127H107ZM139 126H140V128H139ZM24 127H25V125H24ZM29 127H30V126H29ZM135 127H136V128L138 127V128L135 129ZM141 127L144 128V129H145V127H146V130H145V131H146V134L143 133V131H142L143 129L140 130ZM190 127H192L191 130L189 129ZM217 127H218L219 129H222V132L219 133V132L217 131V130H218ZM224 127H226V128H224ZM87 128H88V127H87ZM87 128H86V126H83L82 131H83V129H85V130H84V132H85ZM102 128H103V127H102ZM231 128H234V126H232ZM236 128H235V129H236ZM27 129H28V128H27ZM30 129H31V128H30ZM65 129H66V128H65ZM80 129H81V128H80ZM133 129H134V130H133ZM147 129H148V130H147ZM168 129H169V130H168ZM172 129H173V130H176L175 133H179V132H180V133H179L180 136H178L177 134H175L176 136L174 137V134L171 133V131H173ZM188 129L190 130L189 132H187ZM197 129H195V130H197ZM201 129H202V128H201ZM224 129H225V131H224ZM256 129H255V130H256ZM21 130H22V128H21ZM25 130H26V128L23 129V134L26 135V133H24ZM31 130H32V129H31ZM71 130H72V129H71ZM71 130H70V131H71ZM198 130L195 131V133H197V135H199ZM255 130H253V131H255ZM262 130H263V132H262ZM42 131H43V130H42ZM68 131H69V130H67V132H68ZM70 131H69V134H71V135H69V137H70V136L73 137V131H75V130H72V131H71L72 133H71ZM82 131H81V133L79 134L80 142H81V137L83 138V137L85 136L84 132H82ZM99 131H100V129H99ZM118 131L121 133V135L118 133V136H116V135H117L116 133H117ZM145 131H144V132H145ZM166 131L169 132L168 136H167V132H166ZM216 131H217V133H216ZM226 131H227V132H226ZM240 131H242V132H240ZM20 132H22V131H20ZM87 132H85V133H87ZM181 132H182L183 135L186 134V133H189V134L191 133V134H190L191 137L194 138V139H192V140H194L193 143H192V140H190L191 143H189V139L191 138L190 135H189L190 138L188 137V135H184V138H186V136L188 137V138H186L188 144H187V143H186V144H185V143L183 144V141H182V140H183L184 138H182L183 135L181 134ZM200 132H202V131H200ZM209 132L211 133L212 136H210V133H209ZM214 132H215L216 134H215ZM230 132H229V133H230ZM256 132L258 133L259 131H256ZM256 132H255L254 134H257ZM6 133H7V132H6ZM42 133H43V134H46L44 131H43ZM148 133H149V136H148ZM170 133H171V134H170ZM212 133H214V134H212ZM229 133H228V134H229ZM231 133H230V134H231ZM233 133H232V134H233ZM23 134L21 135L22 137H23ZM43 134H42V136H43ZM83 134H84V136H81V135H83ZM247 134H248V136L246 135V137L254 136V134H253V135H252V134L250 135V133H247ZM75 135H77V131H76V134H75ZM75 135H74V137H75ZM89 135H90V134H89ZM89 135H88L86 138H88ZM91 135H92V133H91ZM146 135H147V136H146ZM164 135H165V137H164ZM170 135L173 136V137H172V136H171V137L174 138V141H175V139H176V141H177V140H178V141H177V142L175 141V143H173V141H172L173 139H172L171 137H169ZM192 135H193V136H192ZM205 135H204L203 137H201V138H202V139L205 138ZM26 136H27V135H26ZM42 136H41V137H42ZM47 136H48V135H47ZM80 136H81V137H80ZM166 136H167V137H166ZM177 136L180 137V138H182V140H181L182 142L179 141L180 138H177ZM230 136H231V138H230ZM232 136H233V138H232ZM237 136H236V139H238ZM45 137H46V135H45ZM48 137H49V136H48ZM90 137H91V136H90ZM90 137H89V138H90ZM195 137H196V135H195ZM197 137H198V136H197ZM246 137H245V138H246ZM23 138H24V137H23ZM25 138H26V137H25ZM25 138H24V139H25ZM42 138H44V136H43ZM42 138H41V139H42ZM79 138H78V140H79ZM84 138H85V137H84ZM89 138H88V139H89ZM168 138H169V139L171 138L172 140L170 139V142H168V141H169V140H167ZM253 138H254V137H253ZM255 138H256V136H255ZM262 138H264V137H263V134H262V137H261L260 142L262 141ZM31 139H32V138H31ZM33 139H35V138H33ZM91 139H92V138H91ZM138 139H139V138H138ZM236 139H235V140H236ZM241 139H240V140H241ZM247 139H248V138H247ZM247 139H246V140H247ZM29 140H30V139H29ZM29 140H27V141H29ZM42 140H45V138L42 139ZM78 140H77V141H78ZM85 140H86V139H85ZM93 140H94V136H93ZM124 140H123V141H124ZM196 140H197V139H196ZM207 140H208V139H207ZM210 140L212 141L211 138H209L208 141H210ZM225 140H226V139H225ZM240 140H239V141H240ZM246 140L244 139V144H245V141H246ZM254 140H255V139H254ZM254 140H253V141H254ZM21 141H22V140H20L19 142L21 143ZM35 141H37V140H35ZM87 141H88V140H87ZM94 141H95V140H94ZM119 141H120V140H118V142H119ZM171 141H172V143H171ZM203 141H205V140H203ZM214 141H215V140H214ZM219 141H220V140H219ZM219 141H218V142H219ZM222 141H223V140H221L220 143H223ZM226 141H227V140H226ZM226 141H225V143L228 145V144H229V141H228V143H227ZM236 141H237V140H236ZM239 141H238V142H239ZM24 142H26V141L24 140ZM40 142H41V141H40ZM78 142H79V141H78ZM80 142H79V143H80ZM85 142H86V141H85ZM118 142L116 143V144H118V145H120V144L122 143V142H119V143H118ZM131 142L129 143L130 146H128V145L125 146V148H127V150L125 151L126 154H127V153H133L130 149H128L129 147H131ZM136 142H135V143H136ZM185 142H186V141H185ZM200 142H201V143H204V142H202V141H200ZM200 142H199V143H200ZM216 142H217V141H215V143H216ZM231 142H232V141H231ZM231 142H230V143H231ZM263 142H264V141H262V144H264ZM28 143H29V142H28ZM28 143H26V144H28ZM34 143H35V142H34ZM76 143H77V142H76ZM125 143H127V140L125 141ZM170 143H171V144H170ZM179 143H181V144L179 145ZM207 143H208V142H207ZM215 143L212 141V142H211V147H213L212 144H214V148H217V149H216L217 152L214 151L215 149H212L211 147H210V148L212 149V151H214V153L217 154L218 152H220V150H222V149H221L222 147L220 146V143L218 144L219 146L215 147V146L217 145V143H216V145H215ZM233 143H234V142H233ZM241 143L243 144L242 140H241ZM18 144H19V143H18ZM22 144H23V143H22ZM90 144H91V143H90ZM122 144H123V143H122ZM122 144H121V145H122ZM157 144H159V145H157ZM163 144H161L162 147H164ZM169 144H170V146H169ZM182 144H183V146H181ZM235 144H236V143H235ZM244 144H243V145H244ZM253 144H255V143H253ZM258 144H259V143H258ZM82 145H83V144H82ZM86 145H87V144H86ZM135 145L132 144V147L135 146ZM171 145H172L173 148L171 147ZM186 145H187V146H186ZM206 145L209 146V143L206 144ZM206 145H204V146H206ZM221 145H222V144H221ZM237 145H238L237 147H238V148L240 147V149H241V150L239 149V151H240L241 153L238 152V153H239V156H240V159H242V158L244 157V159H243V164L241 163V166H244V167H242V168L240 167V168H239V166H240V165H239L240 163L238 164L239 159H238V158L236 159V157H238V156H237L238 154H236V157L234 156V157H235L234 159H236V160H234V159H233V160H234V161H237V160H238V162H237V164H238V168L241 169V170L245 168V169L243 170V172H245L246 169L249 171L250 168L248 169V166H251V167H252V163H253L252 161L254 160V164H256V165L253 164V166H254V168H255V171H258V168H259V167L257 168V167H255V166H257V162H260L261 155L259 154V152L261 151L260 153H262V155L264 154V153L262 152L263 149H259V150L257 151V149H258L257 146H256V145H252V146H253V150H254V151L256 150V151H255L256 153H255L253 150H251L252 147L250 148V150L252 151L251 153L254 152L255 156H254V154H252V155H253L254 157H256L257 154L260 155V156L258 157V155H257V157H256V163H255V158H252V157L249 156V152H250V150H249L248 153L245 152V154H246V155L248 154V156L250 157V158H249V159H250V162H248V163H246V164L248 165L249 163H251V165H248L247 167H245V165H246V164L244 163V161H245V156H244V153H243V156H242V152H243V151H246V150L248 151L249 146H248V145H245V146L248 147V148H247V147L244 146L245 149L247 148V149L245 150V149L243 148V146H242V148H241V145H240L239 143H237ZM249 145H250V144H249ZM259 145H261V144H259ZM71 146H72V145H71ZM83 146H84V145H83ZM83 146H82V147H83ZM87 146H88V145H87ZM115 146H116V145H115ZM191 146H192V145H191ZM191 146H190V147H191ZM208 146L202 148V149H204V152H207V151H206L207 149H205V148H207ZM229 146H230V144H229ZM232 146H233V145H232ZM232 146H230V148H233ZM250 146H251V145H250ZM24 147H25V146H24ZM73 147H74V146H72V148H73ZM91 147L89 146L90 149H91ZM155 147H154V149H155ZM162 147H160V148H162ZM188 147H189V146H188ZM188 147H187V148H188ZM196 147H197V146H196ZM196 147H195L194 149H196V152H197V151H198V150H197L198 148H196ZM220 147H221V148H220ZM235 147H236V146H235ZM255 147H256V149H255ZM68 148H70V147H68ZM89 148L86 149V150H89V152H91ZM151 148H148V149L151 150ZM164 148H166V149L163 150V151H161L162 153L159 154L160 157L163 156L162 154H163L164 151H166V150H167V152L169 151V149H168L167 147H164ZM164 148H163V149H164ZM171 148H172V149H171ZM179 148H178V149H179ZM187 148H186V149H187ZM192 148H193V147H192ZM218 148L220 149L219 151H218ZM224 148H225V149H224ZM238 148L236 149V152L238 151ZM73 149H74V148H73ZM81 149H82V148H81ZM119 149H121V150H119ZM136 149H138V148H136ZM156 149H155V150H156ZM180 149H179V150L176 149V150H177V151H180ZM189 149H190V148L187 149L186 154L189 152ZM30 150H31V149H30ZM71 150H72V149H70V152H71ZM86 150H85V152H86ZM128 150H130L131 152H129ZM132 150H135L134 147L132 148ZM139 150H138V151H139ZM232 150H234V149H232ZM242 150H243V151H242ZM68 151H69V150H68ZM68 151H67V152H68ZM83 151H84V149H83ZM145 151H144V152H145ZM182 151H183V153H182ZM192 151L195 152V150H193V149L191 150V149H190V152H192ZM229 151H230V150L228 149V146L224 145V146H223V150H222V152H220L221 154L219 153L220 156H222V157H221V160H222V161H224L223 159H224L226 156H228L229 154H231V155H232L233 153L235 154V150H234V152H233V151H232V152H231V151L229 152ZM25 152H26V151H25ZM112 152L115 154L114 156H116V157H113V153H112ZM117 152H119L118 155H119L120 157L117 155ZM125 152H124V153H125ZM136 152H137V151H136ZM136 152L134 153V154H135V155H134L135 158L133 157L134 160H133V158L131 157V156H133V155L129 156L130 154H127V156L129 157V158H128V157H127V158H128L129 160H130V157H131L132 160H133V162L136 161L135 164H137V161H138V160H136V157H138V156H140V155L142 154V153H139L140 155H136V154H138V153H136ZM148 152H149V151H147V153H148ZM194 152L192 153V155H190V153L187 154V155H189V158H190V156H193V157H194L195 155L198 156L197 153H199V152H197L195 155H193ZM202 152H203V151H202ZM204 152H203V153H204ZM208 152H209V149H208ZM23 153H24V152H23ZM68 153H69V152H68ZM68 153H67V154H68ZM82 153H83V152H82ZM111 153H112V155H111ZM178 153H179V152H178ZM181 153H182V154H181ZM209 153H210V152H209ZM214 153H213V154H214ZM126 154H123V155H126ZM164 154H165V157L167 156V159H168V160L170 159L169 161H171V159H172L173 162H176V158H175L174 156H172V158H169V156H170V153H169V152H168V153L165 152ZM167 154H168V155H167ZM186 154H185V155H186ZM206 154H207V153H205V155H206ZM219 154H217V157L215 156V154L213 155L214 157H216V158L212 159V161H213L215 164L218 162V161H217V158H218ZM234 154H233V155H234ZM71 155H72V154H71ZM73 155H75V152H74ZM159 155H157L158 158H159ZM178 155H179V154H178ZM180 155H179V156H180ZM187 155H186V156H187ZM205 155H202V157L205 156ZM209 155H210V154H209ZM211 155H212V154H211ZM211 155H210V156H211ZM142 156H143V155H142ZM142 156H141V157H142ZM144 156L146 157V154H145ZM213 156H211V158H212ZM220 156H219V157H220ZM248 156H246V157L248 158ZM141 157H138V159L141 158ZM145 157H144L143 160H145ZM147 157H148V155H147ZM182 157H183V156H182ZM182 157H179V159H183V160H184L183 164H184V163L186 164L185 161H187L189 158L187 159L185 156H184L185 158H182ZM207 157H208V159L205 158V160H206V159H207V160L211 159V158H209V156H207ZM229 157H231V156H229ZM241 157H242V158H241ZM68 158H69V156L67 157V159H68ZM114 158H116V159H115L116 162L114 161ZM117 158H118V159H117ZM123 158H124V159H123V161H122V165L124 166L125 162H128V161L125 160V159H126L125 157H123ZM150 158H151V154H150ZM153 158H154V160L152 161ZM153 158H151V161L154 162V163H156V162H155V157H153ZM161 158H162V157H161ZM191 158H192V157H191ZM194 158H195V157H194ZM194 158H192V160H193ZM200 158H201V157H200ZM232 158H233V157L230 158V159H231V163L234 165L235 163L232 162ZM251 158H252L253 160H251ZM257 158H259V159H257ZM65 159H66V158H65ZM65 159H64V160H65ZM156 159H157V158H156ZM185 159H187V160H185ZM202 159H203V158H202ZM202 159H201V160H202ZM215 159H216V161H214ZM226 159H227V158H226ZM249 159H247V160H249ZM261 159H262V160H261V163H262V162L264 163V161H263L264 158H261ZM159 160H160V159H159ZM159 160H158V163H161V162L163 163V161H164V157L160 160L161 162H160ZM162 160H163V161H162ZM168 160H167V161H168ZM192 160H191V161L188 160L187 163H188V164H189L190 162L192 163ZM194 160H195V159H194ZM199 160H200V159H199ZM205 160H202V162L205 161ZM207 160H206V161H207ZM139 161H140V159H139ZM147 161H148L147 159L144 161V162H145V166H146V162H147ZM165 161H166V159H165ZM165 161H164V163H165ZM169 161L167 162L168 164L170 163ZM206 161H205V163H206ZM227 161H228V159H227ZM227 161H225V166H226ZM240 161H241V160H240ZM20 162H21V161H20ZM70 162H69V164H71ZM81 162H84V165H85V166H84V165L82 166ZM113 162H115V163H113ZM118 162H119V161H118ZM123 162H124V163H123ZM130 162H132V161L130 160ZM130 162H129V165H130L131 167H133V168H131L130 166H129V167H130V169H132V170L134 171V168H135L134 165H135V164H134V163H131V164H130ZM140 162H142V159H141ZM152 162H151V163H152ZM179 162H182V161L179 160ZM200 162H201V161H200ZM209 162L211 163V165L213 164L210 160H209ZM209 162H207V163H209ZM149 163H150V161H148V163H147V164H148V167H149ZM151 163H150V166H151ZM158 163H157V164H158ZM167 163H165V164L168 166ZM196 163H197V162H196ZM207 163H206V164H207ZM210 163L208 164V167H209ZM20 164H21V163H20ZM127 164H128V163H127ZM165 164H164V165H165ZM180 164H181V163H180ZM180 164H179V165H180ZM183 164H182V165H183ZM188 164H186V166L183 165V166H182L183 168L181 169V171H184V170L186 171V169H187V167H188ZM193 164H194V162H193ZM203 164H204V163H203ZM215 164H214V166H215ZM244 164H245V165H244ZM258 164H259V165H262V164H260V163H258ZM26 165H28V164H26ZM58 165H59V164H58ZM122 165H121V163H120V164H118L117 166L120 167V166H122ZM125 165H126V164H125ZM140 165H141V167H140ZM152 165H154V164L152 163ZM160 165H161V164H160ZM172 165H173V167H172ZM194 165H195V164H194ZM200 165H201V164H200ZM59 166H60V165H59ZM61 166H60V167H61ZM123 166H122V167H123ZM136 166H137V165H136ZM142 166H143V164L139 163V168H142ZM158 166H159V165H158ZM158 166H156V167H157L156 170H158V171H155V170L153 169V171L150 172V175H148V176H150V177L153 176L154 178H153V177H152V178H153L154 180H156L155 178H158V175H160V173H161L160 171H162V170H161L162 168L160 169V168H158ZM167 166H165V169H164V166H163V170H164V172L167 170V171L165 172V175H170V174H171L170 176H172V181L174 180V184L177 182L176 180H178V182H179V179H180V178H179V175H180V174H178V171H180V169L176 172L177 175L175 176L176 173H175V172H174L175 174H174V173H171V171H172V168H173L174 171H176V170L174 169V166H175V168H177V166L174 165V163H170L169 166H168V167H167ZM170 166L172 167L171 170H170V168H169ZM201 166H202V165H201ZM204 166H205V164H204ZM204 166H202L201 170H198V171H200V172H201V171L204 172L205 169H206V166H205V168H204V170H203V167H204ZM27 167H28V166H27ZM66 167H67V168H66ZM68 167H69V168H68ZM71 167L74 168L75 170H74L73 172H69L70 175H67L68 172H66L65 170L70 171V168H71ZM129 167H128V165H126V167L124 166V169H126V171L128 170V171H127L128 173H126V174L124 175V176H126V177H127V175L129 174V171H130V170L128 169ZM137 167H138V166H137ZM156 167H155V168H156ZM161 167H162V166H161ZM184 167H186V169H184ZM191 167H192V168H191ZM193 167H194V169H193ZM195 167H196V166H190V165H189L188 168H189V169H192V170H194V171H193V172H191V170H188V171H190L191 174H192V173L194 174V173H195V170H196ZM217 167H218V166H216V168H217ZM230 167H231V166H230ZM233 167H234V166H232L231 169L234 170L237 166H235V168H233ZM263 167H264V165H263ZM55 168H56V166H55ZM77 168H78L79 171L77 170ZM139 168H137V171H138V173H139L138 178H137V175H136V176L133 175V172H132V171H131V174H132V175H131V176L128 175V176H130V177L133 176V177H132L133 180H134V177L137 178V179H136L137 181H134V182H137L138 184H137V183H136V184H132V185L135 187V189H132V190H136V189H138L136 186H138V187H139V190H140V189L142 188V186L144 187V185H147L146 183H148V182H145V181L143 180V179L146 180V178L143 177V176H144L143 173L146 172V171H145V170H146V167H143V171H144V172H143V171H139V170H138ZM144 168H145V170H144ZM151 168H152V166H151L149 169L151 170ZM167 168H168V169H167ZM178 168H179V167H178ZM178 168H177V169H178ZM196 168H197V167H196ZM199 168H200V167H199ZM254 168H252V169H254ZM260 168H261V167H260ZM260 168H259V170H260ZM25 169H27V168L25 167L24 170H25ZM58 169H59V168H58ZM60 169H61V168H60ZM124 169H122V171H124ZM221 169H222V168H221ZM239 169H238V172H237V173L235 172V173H236L235 175H237V174L241 171V170H239ZM252 169H251L250 171L254 173V171H253ZM22 170H23V169H22ZM22 170H21V171H22ZM24 170H23V172H24ZM51 170H52V169H51ZM56 170H57V169H56ZM141 170H142V169H141ZM150 170H149V171H150ZM159 170H160V171H159ZM168 170H170V173H169V174H167V173L169 172ZM217 170H218V173H217V172H216V173H217L218 175L215 174V175H217V177H218L219 175H224V174L226 175V173H227L226 171H224V172L222 171V173H220L221 171L219 172V169H217ZM222 170H223V169H222ZM247 170H246V172H247ZM262 170H263V168H262ZM58 171H59V170H57V173H56V172H55V169H54V172H55L57 175L61 172V171H60V172H58ZM126 171H124V172H126ZM149 171L147 170V174H149V173H148ZM154 171H155L156 173H158V174L155 173V174L157 175V176L155 175L156 177L154 176V174L151 176V174L154 173ZM181 171H180V172H181ZM185 171H184V173H186V174H184L183 172H181V174L183 173V174L186 176L187 173H190V172H185ZM206 171H207V170H206ZM212 171H213V170H211V171H209V172L211 173ZM234 171H235V170H234ZM19 172H20V171H19ZM25 172H26V171H25ZM63 172H61L60 174H62ZM134 172H136V171H134ZM142 172H143V173H142ZM180 172H179V173H180ZM214 172H215V170H214ZM225 172H226V173H225ZM241 172H242V171H241ZM246 172L243 173V174H244L243 177L240 175V176L243 178L242 181L245 179L246 176H247L249 179L252 177V176L250 175L249 172H247L249 176L246 175V174H247ZM260 172H262V173L259 174V175H260L259 177H257V175H258L257 173H255L256 175L253 174V173H251V174L253 175V181L251 180V182H250V180H247V181H248V182H247L246 180H244V183H249V182H250V183L252 184V183L255 182L256 180H258L259 182H260V180H263V181H264V172H263V171H260ZM20 173H22V172H20ZM50 173H51V171H50ZM52 173H53V172H52ZM52 173H51V175H52ZM122 173H123V172H122ZM122 173H120V175H121ZM136 173H137V172H136ZM136 173H135V174H136ZM140 173H142L141 175H143V176L140 177ZM204 173H205V172H204ZM56 174H54V176H55ZM77 174H78V173H77ZM162 174H163V173H162ZM201 174H203V173H201ZM205 174H206V173H205ZM207 174H208V171H207ZM207 174H206V175H207ZM241 174H242V173H241ZM57 175H56V176H57ZM78 175H79V174H78ZM120 175H119V178H121V180H122L123 178L125 179V177L122 176L123 174L121 175L122 177H120ZM163 175H164V174H163ZM165 175L163 176V179H166V178H165ZM210 175H211V174H210ZM212 175H214V174L212 173ZM212 175H211V177H212ZM245 175H246V176H245ZM254 175H255L256 177H255ZM23 176H25V174H24ZM54 176H52V178H51L52 181H53L54 178L56 177V176H55V177H54ZM60 176H61V175H60ZM146 176H147V175H145V177H146ZM148 176H147V177H148ZM174 176H175L176 178L178 177V179H176V178H175L176 180L173 179ZM228 176H229V174L226 175V179L224 178L225 176L222 177V178L225 179V180L223 179L224 182H228V181H227V180H229V179H227ZM230 176H231V175H230ZM230 176H229V178H230V183L233 184V183H234V182H232L233 178H232V180H231V177H230ZM238 176H239V175H238ZM238 176H237V177H238ZM250 176H251V177H250ZM50 177H51V176H50ZM58 177H59V175H58ZM63 177H64V175H63ZM130 177H129V178L127 177V179H130ZM139 177H140V178H139ZM150 177H149V178H150ZM187 177H188V179H189V176H188V175H187ZM187 177H186L185 179H187ZM192 177H193V179H194V176H192ZM200 177H201V176H200ZM204 177H205V176H204V174H203V178H204ZM213 177H214V176H213ZM213 177H212V178H213ZM233 177H234V175H233ZM237 177L235 176V179H236ZM247 177H246V178H247ZM61 178H62V176L59 177V179H56V178H55V179H56L57 181L59 180V183H60V179H61ZM141 178H143V179H142V181H143L142 186H141V181H140ZM152 178H150V180H151ZM182 178H183V176H182ZM215 178H216V177H215ZM219 178H220V177H219ZM219 178L216 179L217 182H219V181H218V180H220ZM248 178H247V179H248ZM71 179H73V180H71ZM85 179H86V180H85ZM138 179H140V180H138ZM147 179H148V178H147ZM153 179H152L153 182H150V180H148V181H149L150 183H154L155 181H154ZM158 179H159V178H158ZM161 179H162V178H161ZM161 179H160V181H161ZM163 179H162V180H163ZM167 179H168L167 182H169V180H171L170 177L167 178ZM193 179L191 178V181H192ZM206 179H208V178H206ZM235 179H234V180H235ZM239 179H240V178H239ZM56 180H55V182H56ZM61 180H62V179H61ZM76 180H78V181H76ZM84 180H85V182H86L85 184H84V182H83ZM194 180H195V179H194ZM202 180H203V179H202ZM208 180H209V179H208ZM212 180H213V179H212ZM216 180H213V181H215L214 183L217 184ZM234 180H233V181H234ZM240 180H241V179H240ZM64 181H65V180H64ZM64 181H63V182H64ZM110 181H112V182H110ZM116 181H118V180L116 179L115 182H116ZM124 181H125V180H123V181H121V182L123 183ZM126 181H127V180H126ZM128 181H131V183H132V179H131V180H128ZM128 181H127V183H128ZM157 181H158V180H156V186H157ZM175 181H176V182H175ZM180 181H184V180L180 179ZM188 181H189V180H188ZM191 181H189V182H190L191 184L193 183V184H192V188H191V189H193V188H195V187H193V185H195V184H194L193 181H192V182H191ZM196 181H197V180H196ZM198 181H200V180H198ZM210 181H211V180H210ZM210 181H209V182H210ZM245 181H246V182H245ZM63 182H61V184H63ZM65 182H66V181H65ZM65 182H64V183H65ZM82 182H83V183H82ZM134 182H133V183H134ZM139 182H140V183H139ZM170 182H171V181H170ZM170 182H169V184H170ZM178 182H177L176 184H178ZM205 182H207V181L205 180ZM211 182H212V181H211ZM261 182H262V181H261ZM56 183H58V182H56ZM119 183H120V182H119ZM150 183H149V184H150ZM158 183H159V182H158ZM160 183H163L164 185H162V184H160ZM160 183H159V186L162 185V187L164 188V186L166 185V184H165V183H166V180H165L164 182L161 181ZM181 183H182V182H179V185H176V184H175V185H176V187H175V186H173V182H171L172 186L174 187L173 190L175 191V188H177V192L183 194V191H184L185 189H183V191H181V190L179 189V188H181V187H180ZM185 183H186V182H185ZM198 183H199V182H198ZM221 183H222V182H220V184H219L220 186L222 185ZM230 183H228V184L230 185ZM244 183H242L243 185H242V184H241V185H242L244 188H247L248 184H247V186H246V184H245V186H244ZM263 183H264V182H263ZM263 183H262L261 185H264ZM66 184H67V182H66L65 184H63L62 188H63ZM83 184H84V186H83ZM117 184H118V182H117ZM117 184H116V185H117ZM123 184L125 185L126 183L124 182ZM123 184H121V185L123 186ZM139 184H140V185H139ZM171 184H170V186H171ZM191 184H189V185H191ZM199 184H200V183H199ZM207 184H211V183H208V182H207ZM228 184H227V183L225 184L226 187L223 188V192H222V190L220 191V189L217 190V188H221L220 186H218V184L215 185V186H213V187L210 185L212 188H215L216 186H218V187L215 188L217 191H216V192H213V191H212L214 194L211 192L210 195H211V196H212V195L214 196V195H216V194L218 195L219 192H221V194H223V193L227 194V193H229V191L232 192V191H233L232 189H231V190L228 189L229 191L227 190L228 192H227V191L225 192V190L228 188V187H227ZM253 184L256 186V188H260V189H262V191H264V189H263L264 187H262V188L259 187V186H260V185H259L260 183H257V185H259V186H257L256 183H253ZM55 185L57 186L58 184H55ZM55 185H54V187H55ZM69 185H67V187H68ZM118 185H119V184H118ZM121 185H119V187H120ZM167 185H168V184H167ZM185 185H186V184H185ZM200 185H202V184H200ZM254 185H251V186H254ZM58 186L60 187V185H58ZM58 186H57V187H58ZM72 186H73V188H75V189H73ZM79 186H80V187H79ZM108 186H109V184H108ZM108 186H107V189H108ZM110 186H112L111 188H114L113 185H110ZM122 186H121L119 189H121ZM133 186H132L131 188H134ZM148 186L150 187V185H147V188H148ZM152 186H153V185H151V187H152ZM154 186H155V184H154ZM156 186H155V187H156ZM159 186H157L156 188H159ZM177 186H178V187H177ZM205 186H206V185H205ZM231 186H232V185H231ZM255 186H254V188H255ZM57 187H55V188H57ZM67 187H65V189H66ZM102 187L104 188V186H102ZM105 187H106V186H105ZM117 187H118V186H117ZM125 187H126V186H124V188H125ZM128 187H129V188H128V191H129V189H131V188H130V185H128ZM151 187H150V188H151ZM162 187H160V188L162 189ZM166 187H167V186H166ZM173 187H172V188H173ZM183 187H185V186H183ZM206 187H207V186H206ZM82 188H81V190H82ZM103 188H102V189H103ZM111 188H110V189H111ZM124 188H123V189H124ZM144 188H146V187H144ZM144 188H143V190H140V191L143 192V194H147V193H145V192H146V189L144 190ZM150 188H148V190H151L152 192L155 190V188H154V190H152L153 188H152V189H150ZM168 188H169V187H167V191L170 190V191H169V194H170L171 197H172V194L174 193V191H173V193L171 194L170 192H171V189H172V188H171V189L169 188V190H168ZM185 188H186V187H185ZM187 188H188V187H187ZM189 188H190V187H189ZM189 188H188V191L185 190V191H187V193H186V194H183L184 197H183V196H179V197H180V198H185V197H187V195L190 196V193H189V192H191V191H189ZM198 188H199V185H198ZM201 188H202V187H201ZM201 188H200V190H201ZM203 188H204V186H203ZM207 188H208V187H207ZM212 188H211V189H212ZM234 188H235V187H234ZM238 188H240V190H241V189L243 190L242 187H238ZM238 188H237V189H238ZM249 188H250V186H249ZM249 188H248V189H249ZM63 189H64V188H63ZM100 189H101V188H100ZM115 189H116V188H115ZM115 189L112 190V191H115ZM123 189H122L121 191L119 190V192L122 193ZM126 189H127V188H126ZM161 189H160V190H161ZM178 189H179L180 191H179ZM208 189H210V188H208ZM224 189H225V190H224ZM237 189H235V191H236ZM248 189H247V190H248ZM250 189H253V187L250 188ZM75 190H77V191L75 192ZM97 190H98V189H96L95 191H97ZM105 190H106V189H103V190H100V191H101V192L103 191V192H102L103 194H104L105 192H106L105 194H109V195L112 194V193H110L111 191L109 192V190H108V191H105ZM124 190H125V189H124ZM139 190H138V191H139ZM158 190H159V189H157V193L160 191V190H159V191H158ZM164 190H165V188H164ZM164 190H163V192H165ZM196 190H197V189H196ZM244 190H245V189H244ZM244 190H243V192H245ZM247 190H246V192H247ZM256 190H257V189H256ZM59 191H60V190H59ZM59 191H58V192H59ZM82 191H83V190H82ZM82 191H81V192H82ZM98 191H99V190H98ZM185 191H184V192H185ZM193 191H194V189H193ZM204 191H205V190H203V192H204ZM206 191H207V190H206ZM210 191H211V190H210ZM235 191H234L232 194H234ZM249 191H250V190H249ZM62 192H63V191H62ZM79 192H80V190H79ZM81 192L78 193V194H80V195H78L79 197H80L82 194H83V196H84V195L86 196V194H85L84 192H83L82 194H81ZM101 192H100V193H101ZM116 192H118V191H116ZM126 192H127V190H126ZM126 192H125V195L127 194ZM148 192H149V191H148ZM152 192H150V193H148V194H151ZM154 192H155V191H154ZM175 192H176V191H175ZM203 192H202V193H203ZM208 192H209V191H208ZM208 192H206V195L204 194L205 192L203 193L205 197L207 196L206 198H210V195H209V194L207 195ZM239 192H241V191H239ZM250 192H251V191H250ZM260 192H261V190H260V191L258 190V193H260ZM71 193H72V192L70 191V194L68 195V198L66 197V199H69V197H71V196H70ZM73 193H72V194H73ZM86 193H87V192H86ZM92 193H93V192H92ZM97 193H99V192H97ZM121 193H117V194L115 193V194H116L117 196H119V194L121 195ZM138 193H139V192L135 193V194H137L138 197L141 196V198H144V196H145V199L147 198L146 195H143L142 193H141V195H140V194L138 195ZM179 193H177V195H178ZM194 193H195V191H194ZM194 193H193V194H194ZM215 193H216V194H215ZM253 193H254V192H253ZM256 193H257V192H256ZM256 193H254L253 196H251V198H250V199H253L252 197H254V199H253L252 201L254 202V200H255V201L257 202V203L255 204L256 207H255V206H252V209H253V207H254V211H255V213H260V215H261V212H264V194H262L261 197H260V196H258V194L255 195ZM53 194H54V193H53ZM57 194L59 195V193H57ZM65 194H66V193H65ZM95 194H96V192H95ZM113 194H114V193H113ZM158 194H159V193H158ZM166 194H167V193H166ZM166 194H165V196H167V199H168L170 195H169V194L166 195ZM225 194H224V195H225ZM232 194H231V193H230V194H227V196H228L227 198H226V197H225V198L223 197V198H222V203L224 202V199H225V202H226V200H228V199L230 200L229 195L231 196ZM243 194L246 195V193H243ZM243 194H240V195H242V197H243L244 199H246V201H247L248 198H249V196H250V194L252 195V192L248 194L249 196H247V195H246V196H243ZM55 195H56V194H55ZM73 195L76 196V194H73ZM73 195H72V197H73ZM88 195H89V194H88ZM99 195H100V194H99ZM99 195H97L98 198L100 197ZM122 195L124 196V193H123ZM142 195H143V196H142ZM152 195H154V194L152 193ZM152 195H151V197H149V198H147V199H148V202H149V201H150V202L153 201V202H151V203L153 204V206H155V205H157V204L155 203V205H154V202L157 201V203H158L159 201L156 200V199L154 198V196L152 197ZM162 195H163V194H162ZM173 195L176 196L175 193H174ZM179 195H180V194H179ZM185 195H186V196H185ZM195 195H196V194H194V196H195ZM224 195H223V196H224ZM235 195H236V193H235ZM237 195L239 196V194H237ZM254 195H255V196H254ZM259 195H260V194H259ZM53 196H54V195H53ZM53 196H51V197H53ZM62 196H63V195H62ZM66 196H67V195H66ZM85 196H84V197H85ZM123 196H122L121 198H123ZM126 196H127V195H126ZM147 196H148V195H147ZM163 196H164V195H163ZM163 196H161V195L156 196V194H155V197H157V198L160 197L159 200H161V203H162V200H163V199H162ZM165 196H164V198H166ZM191 196H192V194H191ZM196 196H197V195H196ZM208 196H209V197H208ZM256 196H258V198H260V200H259V199L256 200V199H257ZM49 197H50V196H49ZM55 197H56V196H55ZM79 197H78V198H79ZM81 197H82V196H81ZM84 197H83V199H86V200H88V197H93L92 199H90V201L92 200L91 202H93V203L95 202V201H93V199H95V196H90V195H89L87 198H84ZM171 197H170V200H171V201H170V200H167V201H170V204L174 202V201L172 202V198H171ZM176 197H177V196H176ZM221 197H222V196H221ZM53 198H54V197H53ZM108 198L110 199L109 196H108ZM116 198H118V197H116ZM121 198H120V199H121ZM150 198H154L155 200H152V199H150ZM173 198H174V197H173ZM202 198H203V197H202ZM216 198H218V196H216L215 199H216ZM255 198H256V199H255ZM50 199H51V198H50ZM50 199H48V197H47V200H50ZM76 199H77V196H76ZM76 199H75V200H76ZM81 199H82V198H81ZM104 199H106V198H104ZM133 199H134V196H133ZM147 199H146V200L139 199V200H140V202H141V200L144 201V202H146ZM175 199H177V198H175ZM175 199H173V200H175ZM187 199H189V197H187ZM187 199H185V200H187ZM215 199H214V202H217V201H215ZM232 199H234V200H232ZM250 199L248 200L249 203H250ZM71 200H72V198H71L70 200H66L67 203H68L69 205H70V203H71ZM75 200H74V201H75ZM95 200H96V199H95ZM101 200H102L101 202L104 201V202H103L104 205H106V206L108 205L107 203L105 204V202H108V201H109L108 199H107L106 201L103 200V199H101ZM117 200L120 202L119 199H117ZM117 200H116V201H117ZM123 200H124V199H123ZM137 200H138V198H137ZM137 200H136V201H137ZM182 200L185 201L184 199H181L180 202H183ZM194 200H195V199H194ZM216 200H217V199H216ZM236 200H237V199H236ZM68 201H69V202H68ZM72 201H73V200H72ZM74 201H73V202H74ZM77 201H78V200H77ZM90 201H89V202H90ZM97 201H98V200H96L95 205L98 204V206H99V203H100V202L98 201V203H97ZM118 201H117V202H118ZM121 201H122V200H121ZM136 201H135V202H136ZM198 201H200V200H198ZM234 201H235V198H231L230 202H231L233 205H234V203H233ZM242 201H243V202H242ZM246 201L243 200V199H242V200H238V201H235V202H238L237 205H236L237 207H235V205H234V206H229V208L231 207L229 210H225V211H223L224 209H222L221 213H223V215L226 217V218H225V217H224V218H225V219L229 218V220H234L235 218H238V219H236V220H240V219L243 218V216H244V217H245V216L247 217V216H248V215L246 214V213H247V209L245 210V208H246V207L248 208V205H250V204H249L248 202H247L248 204H245ZM73 202H72V203H73ZM83 202H84V201H83ZM109 202H112V201H109ZM129 202H130V201H129ZM133 202H134V201H133ZM140 202H136V203H140ZM180 202H178V200H177V204L180 203ZM190 202H191V201H190ZM194 202H195V201H194ZM209 202H210V199L207 201L206 205H208ZM58 203H59V202H58ZM58 203H57V204H58ZM72 203H71V204H72ZM74 203L76 204L77 202L75 201ZM93 203H92V204H93ZM112 203H114V201H113ZM112 203H111V204H112ZM159 203H160V202H159ZM159 203H158V204H159ZM185 203H186V202H185ZM188 203H189V202H188ZM188 203H186V204L189 205ZM191 203H192V205H194V207L191 205ZM191 203H190L189 206L192 207V208H194V211H195V209H198L199 207H201V206H199L198 208H197V207L195 208V204H194L193 202H191ZM195 203H196V202H195ZM197 203H199V202H197ZM217 203H218V202H217ZM220 203H221V202L219 201V204H220ZM231 203H230V204H231ZM251 203H252V202H251ZM57 204H56V205H57ZM68 204H67L66 206H68ZM78 204H79V203H78ZM80 204H81V203H80ZM83 204H84V203H83ZM103 204H102V205H103ZM109 204H110V203H109ZM111 204H110V205H111ZM114 204H115V203H114ZM118 204H119V203H118ZM125 204H126V205H129L130 208H131V206H133V205H132V204H133L132 202H131V204H130V203L127 204V202H125ZM144 204L146 205V203H144ZM152 204L149 203V205H152ZM167 204H168V203H167ZM170 204H168V207L166 206V204H163V206H164V208H168V210H169V209L172 210V208L174 209V207H177V206H176V200H175V206L172 204L174 207L171 205L172 208H171V207L169 208V205H170ZM180 204H183V205H184V203H180ZM180 204H179V205H180ZM199 204H200V203H199ZM199 204H197V205H199ZM210 204H212V202H210ZM214 204H216V203H213L212 205H209V206H207V207H206V205L204 204V205H205L204 207H206L207 210H208V207L213 206L212 209L214 208V211L212 210V212H214L215 215L212 214V217L215 216L216 219H218V218L220 219L219 216H216V215H217V214H216L217 212H215V211H217V210H218V212H220V211H219V205H216V206H218V207H216V206H214ZM230 204H229V205H230ZM252 204H253V203H252ZM58 205H61V204H58ZM86 205H87V204H86ZM95 205H94V206H95ZM100 205H101V204H100ZM102 205H101V206H102ZM110 205H108L109 207H105V209L108 211V212H106V213L111 212ZM136 205H137V204H136ZM138 205H139L140 208H141V205H142V204H141V205L138 204ZM145 205H144V206H145ZM159 205H160V204H159ZM159 205H158V206H159ZM161 205H162V204H161ZM179 205H178V207H179L178 210H181V211L183 210V211H184V210L186 209V207H187L188 210L191 209L189 206H186V205H185L186 207L183 208V207H182L183 205H182V206H181V205L179 206ZM223 205H224V204H223ZM223 205H222V206H223ZM239 205H240V206H239ZM54 206H55V205H54ZM79 206H80V205H78V207H79ZM98 206H96V208H97ZM112 206H114V205H112ZM165 206H166V207H165ZM222 206H221V208H222ZM238 206H239V207H238ZM102 207H103V206H102ZM102 207L99 208V210H102ZM117 207L119 208L118 205H117ZM117 207H116L115 211L117 210ZM136 207H137V206H136ZM136 207H135V208H136ZM151 207H152V206H151ZM155 207H156V206H155ZM188 207H189L190 209H189ZM215 207H216V208H215ZM226 207H227V206H226ZM232 207H235V209H232ZM51 208H52V207H51ZM74 208H75V207H74ZM74 208H73V206H72V209H74ZM92 208H93V207H92ZM107 208H109L110 211H109ZM112 208H113V207H112ZM135 208H134V206H133V210L135 211V213H137V215H139V214H138L139 212H138V210H137L138 207H137V209H135ZM140 208H139V209H140ZM143 208H145V207H143ZM147 208H148V207H146L145 209H142V208H141V210H142V211H144V210L146 211ZM161 208H162V206H161ZM181 208H183V209H181ZM201 208H202V207H201ZM217 208H218V209H217ZM250 208H251V207H250ZM49 209H50V207H49ZM77 209H78V208H77ZM77 209H75V210H73V211H76ZM97 209H98V208H97ZM103 209H104V207H103ZM119 209H120V208H119ZM119 209H118V210H119ZM151 209H154V208H150V207H149V210H148V209H147V210H148V211H152V212L154 211L152 214H155V215H156L155 210H157V209H155V210H151ZM175 209H176V208H175ZM187 209L184 211V213H183V211H182V214H181V216H182L183 214H186V215H187V216L184 215V220H185L187 217H189L188 214H189V215L192 214L191 211H188V214L185 213V212H187ZM202 209H203V208H202ZM215 209H217V210H215ZM106 210H103L102 213H101V211H100V213H101L100 215H103V214H104V211H106ZM118 210H117V212H118ZM121 210L123 211V209H120V211H121ZM136 210H137V212H136ZM163 210H164V209H163ZM170 210H169V212H171ZM178 210L176 209L175 211L177 212ZM198 210H199V209H198ZM203 210H204V209H203ZM203 210H202V211H203ZM209 210H210V209H209ZM45 211H47V210H45ZM49 211H50V210H49ZM54 211H55V210H54ZM97 211H98V210H97ZM120 211H119V213H121ZM126 211H127V210H126ZM159 211H160V210H159ZM165 211H166V210H165ZM175 211H174V212H175ZM192 211H193V210H192ZM245 211H246V213H245ZM47 212H48V211H47ZM50 212H51V211H50ZM76 212H78V211H76ZM112 212H113V211H112ZM146 212H147V211H146ZM156 212H157V211H156ZM166 212H168V211H166ZM189 212H190V213H189ZM204 212H205V211H204ZM204 212H203V214H204ZM48 213H49V212H48ZM51 213H52V212H51ZM95 213H96V212H95ZM106 213H105V214H106ZM123 213L126 214L125 211H123ZM129 213H130V212H129ZM129 213H128V214H129ZM144 213H145V212H143V214H144ZM148 213H151V212H147V213H145V215L148 214ZM157 213H158V212H157ZM198 213H199V212H198ZM76 214H77V213H76ZM82 214H83V213H82ZM86 214H87V213H86ZM114 214H115V212H114ZM121 214H122V213H121ZM121 214H120L121 217H120L119 215H118V216L120 217L119 219L122 221V215H121ZM140 214H142V213H140ZM143 214H142V216H145V215H143ZM175 214H176V213H175ZM175 214H174V215H175ZM193 214H195V213H193ZM205 214H206V213H205ZM205 214H204V215H205ZM218 214H219V215H222V214H220V213H218ZM253 214H254V213H253ZM262 214H264V213H262ZM69 215H70V214H69ZM87 215H88V214H87ZM111 215H112V213H111ZM123 215H124V214H123ZM130 215H131V214H129V215L126 214V216H128L129 219H132L133 216L131 217ZM133 215H134V214H133ZM137 215H134V216L137 217ZM149 215H150V214H149ZM155 215H154V217H155ZM159 215H160V214H159ZM169 215H170V214H169ZM174 215H173V216H174ZM178 215H180V213H179V214L177 213L176 216H174L175 218H174V217H173V218L176 219V217H177ZM195 215H196V214H195ZM197 215H199V214H197ZM197 215H196V216H197ZM213 215H214V216H213ZM76 216H77V215H76ZM104 216H107V215H104ZM109 216H110V215H109ZM129 216H130L131 218H130ZM142 216H141V215L138 216V218H139L140 221H142V219H141V218H143ZM167 216H168V215H167ZM171 216H172V215H171ZM171 216H169V218H170ZM193 216H194V215H193ZM201 216H202V214H201ZM255 216H256V215H255ZM261 216H262V215H261ZM64 217H65V215H64ZM70 217H71V216H70ZM78 217H79V215L77 216V219H78ZM98 217H99V219H100V217H101V219H102L103 216H97V217H96V220H93L94 222H92V221H91V222H92V224L95 223V226H97V227L100 229V227L98 226V225H100V224H98V225L96 224V223H97V219H98ZM124 217H125V215H124ZM135 217H134L132 220L137 219V218H135ZM147 217L150 218V217H153V216H147ZM154 217H153V219H155ZM157 217H158V215H157ZM185 217H186V218H185ZM194 217H195V216H194ZM205 217H206V216H205ZM205 217H204V220H206ZM215 217H214V218H215ZM222 217H223V216H222ZM222 217H221V219H222ZM249 217H251V216H249ZM262 217H263V216H262ZM65 218H66V217H65ZM68 218H69V217L67 216V219H68ZM126 218H127V217L123 218V219L125 220L124 222H126ZM145 218H146V216H145ZM149 218H146L147 220H146V219H145V220H146L147 222H146V221H144V222H145V223H148V222L150 221ZM159 218H160V217H159ZM162 218H163V217H162ZM166 218H167V217H166ZM169 218H167V219H169ZM173 218H172V219H173ZM177 218H178V219H177L178 221L181 220V222H182L183 216L181 217V219H179V216H178ZM190 218H191V217H190ZM196 218H197V217H196ZM201 218H202V217H201ZM252 218H254V216H252L251 219H252ZM256 218H257V216H256ZM256 218H255V219H256ZM60 219H62V218H60ZM101 219H100V221H101ZM106 219H107V218H106ZM106 219H105L104 221H106ZM109 219H111V218H109ZM143 219H144V218H143ZM157 219H158V218L155 219V222H156ZM167 219H166V221H167ZM193 219H194V218H192V222H193V223H191L189 219L186 220L187 222L183 220V221L185 222V223H183V224H187V223L190 222L191 225H187V226L185 225V227H184V226H181L182 223L179 221V224H180V223H181V224H180V226H179V225H178V226H179V227H184V229H185L186 227L189 228V226H190V227H191V226H194V225H196V223H195L196 221H195V219H194V221H195V222H194ZM202 219H203V218H202ZM219 219H218V221H219ZM225 219H224V220H225ZM243 219H245V218H243ZM243 219H242V221H243ZM251 219H248V220L246 219V220H247V222L250 220L249 223H251ZM69 220H70V219H69ZM79 220H80V219H79ZM86 220H87V218H86ZM127 220H128V219H127ZM132 220H131V221H132ZM170 220H171V218L169 219V221H170ZM200 220H201V219H200ZM229 220H226V221H229ZM236 220H235V222H236ZM259 220H261V219H259ZM80 221H81V220H80ZM82 221H83V220H82ZM95 221H96V222H95ZM116 221H117V220H116ZM121 221H118V222H121ZM128 221H129V220H128ZM128 221H127V222H128ZM131 221H129V222L132 223V225H133V221H132V222H131ZM136 221H138V220H136ZM136 221H135V222H136ZM151 221H152V219H151ZM151 221H150V222H151ZM158 221H159V219H158ZM164 221H165V220H164ZM172 221H173V220H172ZM172 221L169 222V225H170V223H172ZM178 221H177V222H178ZM188 221H189V222H188ZM209 221H210V220H209ZM220 221L223 222V223L220 222L221 225H222V224L224 225V223L226 222V221H223V219L220 220ZM261 221L264 222V220H261ZM261 221L259 222V221H257V219H256V223H257V222H259V223H263V222H261ZM65 222H66V221H64L63 223H65ZM84 222H85V221H84ZM102 222H103V221H101L100 223L102 224ZM106 222H107V221H106ZM124 222H123V223L121 222L122 224L119 223V224H121V226L117 223V224L121 227V228H119V229H122V228H123V224H126V228H128V227L130 226V225H129V222H128V223H127V222L124 223ZM144 222H143V223H142V222H140V223H139V222H138V223L136 222V226H137V224H138V226H140L139 228H137L138 226H137L136 228L139 229V230H140V228H141V230H142V227H141V226L146 225L145 227H146L149 231L151 230V228H152L153 230L156 229V227H155L156 224H154L153 222H152L151 224H149V226H147V224H144ZM198 222H199V221H198ZM202 222H203V220H202ZM215 222H216V220H215ZM231 222H232V221H231ZM233 222H234V221H233ZM235 222H234L233 224H234L235 226H237V224H235ZM238 222H239V221H237V223H238ZM254 222H255V221H254ZM61 223H62V222H61ZM63 223H62V226H63ZM157 223H158V222H157ZM208 223H209V222H208ZM228 223H229V222H228ZM241 223H242V222H241ZM241 223H239V224H241ZM244 223H245V222H244ZM249 223H246V225H248ZM259 223H258V225H259ZM86 224L88 225V226H87L88 228H90V226H94V225H91V224L89 225L88 223H85V224L83 223V224H82V227H83V226H86ZM141 224H142V225H141ZM152 224H153V226H154L155 229H154L153 227H151ZM164 224H165V223L162 222V225H161V226H163V228L167 229L166 227H164ZM166 224H167V223H166ZM174 224H175V222H174ZM192 224H193V225H192ZM199 224H200V223H199ZM199 224L197 225V227L200 226ZM211 224H212V223H210V225H211ZM242 224H243V223H242ZM251 224H252V223H251ZM251 224H250V225H251ZM263 224H264V223H263ZM263 224H262L258 229H257V228L254 229L253 227L250 228V227H251L250 225H249L248 228H247V230H248V229H249V230H248V234L245 233L246 235H248L246 238H248V241L250 242V244H252V245H251L252 247L257 248L256 246H257L258 244H259V247H258V248H260V245H261V244H262L261 249H262V247H264V237H263V236H264V232H263V228H262V230H261V227L263 226ZM59 225H60V224H59ZM79 225H80L79 228H82V227H81V223H80ZM111 225H115V223H113V224H111ZM128 225H129V226H128ZM150 225H151V226H150ZM159 225H160V224H159ZM204 225L206 226V224H204ZM207 225H208V224H207ZM221 225H220V226H221ZM223 225L221 226L222 228H223ZM226 225H227V224H225V226H226ZM246 225H244V226L246 227ZM252 225H254V223H253ZM62 226H61V227L58 226L59 229H61ZM101 226H103V224H102ZM115 226H117V225H115ZM127 226H128V227H127ZM133 226H134V225H133ZM133 226H132V227H133ZM161 226H160V227H161ZM174 226H175V225H173L172 228H174ZM213 226H214V223H213ZM217 226H218V225H217ZM220 226H219V227H220ZM228 226H229V224H228ZM244 226H243V228H244ZM256 226H257V225H256ZM124 227H125V226H124ZM145 227H144V230H145ZM150 227H151V228H150ZM157 227H158V225H157ZM207 227H208V226H207ZM211 227H212V225H211ZM221 227H220V228H221ZM233 227H234V226H233ZM233 227H232V229H236V227H235V228H233ZM263 227H264V226H263ZM76 228H77V227H75V229H76ZM98 228H97V230H98ZM126 228H124V230H125ZM136 228L134 229V231L137 230ZM172 228H171V230L168 229V231L170 230V232H171V231H172ZM177 228H178V227H177ZM187 228H186L185 233L189 232ZM217 228H218V227H217ZM224 228H225V227H224ZM228 228H229V227L226 226V229H228ZM230 228H231V226H230ZM92 229H93V228H92ZM92 229L90 228V230H92ZM119 229H118V230H119ZM174 229H175V228H174ZM192 229H193V227L190 229V231H191L190 234L194 237V239L196 238L195 236H196L197 234H200V232H201V235H202V234H203L202 232L204 231V230L202 231L203 228H201V227H199V230L196 229V228H194L193 230H192ZM205 229H206V228H205ZM212 229L214 230V228H212ZM226 229H225V230H226ZM232 229H231V230H232ZM239 229H240V228H239ZM239 229H238V230H239ZM259 229L261 230V232L259 231ZM81 230H82V229H81ZM94 230H96V229H94ZM97 230H96V231H97ZM139 230H137V232H136V231H135V232L132 231V235L130 234V235L132 236V238H133V237H134V238L137 237V238H139L140 241H141L143 238H144L145 240L148 239V238H146L147 236H146V237H142V238L140 239L141 235H142V234L144 235L145 231H143L144 233L142 232V234H141V231H139ZM153 230H152V231H153ZM156 230H157L158 232L160 231L158 228H157ZM156 230H155V232H153V234L156 233ZM176 230H177V229H175V231H176ZM178 230H179V229H178ZM182 230H183V229H182ZM208 230L210 231V229H208ZM221 230H222V229H221ZM231 230L228 229L229 232H230ZM241 230L244 231L243 229H241ZM77 231H80V230L77 229ZM129 231H130V230H129ZM162 231H163V230H162ZM162 231H161V234L163 233ZM168 231H167V232H168ZM173 231H174V230H173ZM173 231H172V232H173ZM183 231H184V230H183ZM183 231L181 232V230H180L181 235H178V236H180V237H179V240H182V241H183L184 236L188 235V234H186V235L182 236V233H184ZM205 231H206V230H205ZM216 231H217V230H216ZM232 231H233V233H234V230H232ZM235 231H236V230H235ZM245 231H246V230H245ZM90 232H93V231H90ZM133 232H134V234H135V233H136V234L134 235ZM138 232H140V234H141L140 237L137 236V235H138V234H137ZM146 232H147V233H145V235H146V234H149L147 230H146ZM158 232H157V233H158ZM229 232H228V233H229ZM84 233H85V232H84ZM117 233H119V232H117ZM128 233H130V232H128ZM176 233H177V232H175V234H176ZM211 233H212V231L210 232V235H211ZM224 233H225V231H224ZM233 233H231V235H232ZM122 234H125V233H122ZM159 234H160V232L158 233V236H160ZM165 234H166V231H165ZM165 234H164V235H165ZM168 234H169V232H168ZM177 234H178V233H177ZM218 234H219V232L216 234V232L214 231L213 236L218 235ZM221 234H222V233H221ZM241 234L244 236V233H243V232H242ZM118 235H119V237H117V238H120V235H121V234H118ZM118 235H117V236H118ZM166 235H167V234H166ZM207 235H208V234H207ZM207 235H205V236H207ZM87 236H88V235H87ZM123 236H124V235H123ZM123 236L121 235V238H120V239L125 238V236H124V237H123ZM154 236H155V235H154ZM161 236H162V235H161ZM169 236H170V234H169ZM169 236H168V237H169ZM172 236H174L173 233H172ZM178 236H177V237H178ZM192 236H190V237H192ZM228 236H229V235H228ZM236 236H237V235H236ZM236 236H235V238H236ZM238 236H239V235H238ZM156 237H157V236H155V238H156ZM162 237H163V236H162ZM164 237H165V236H164ZM164 237H163V238H164ZM182 237H183V238H182ZM188 237H189V235H188ZM190 237H189V238H190ZM221 237H222V236H221ZM221 237L219 236L218 238L216 237L215 239H218V240H219V238H220V240H222L223 238L221 239ZM132 238H131V239H132ZM163 238H162V239H163ZM181 238H182V239H181ZM200 238H201V236H200L198 239H196V240L198 241V240H200ZM211 238H212V237H211ZM120 239H119V240H120ZM126 239H127L128 241H129V240H130V241H133V239H132V240H131V239H128V238H126ZM171 239H172V238H171ZM187 239H188V238H186V240H187ZM190 239L192 240L193 238H190ZM194 239H193V241H194V243L197 245L198 242L196 243V241H195ZM243 239H244V238H243ZM243 239H241V236H240V238H239V243H238L239 245L242 243L241 241H243ZM122 240H123V239H122ZM153 240H154V239H153ZM164 240H166V237H165ZM186 240H185V241H186ZM220 240H219V242H220ZM236 240H237V238H236ZM240 240H241V241H240ZM244 240H245V239H244ZM128 241H127V242H128ZM130 241L128 242L129 245H130ZM143 241H144V240H143ZM147 241H148V240H147ZM157 241H158V239H157ZM157 241H155V242H157ZM160 241H161V240H160ZM160 241H159V242H160ZM170 241H171V240L169 239V243H171ZM189 241H190V240H189ZM193 241H192V243L190 242V243H191L190 246L194 245V244H193ZM200 241H201V240H200ZM209 241H210V240H209ZM123 242H125V241L123 240ZM134 242L136 243V246H137V247H136V246H135V247L138 248V249H139V246L142 248L141 245H143V244L150 245V243H149V244H147V242L142 243V241H141L142 244L140 243L139 246H138L139 241H138V243H137L136 241H134ZM164 242H166V241H164ZM173 242H174V240L172 241V243H173ZM186 242H188V241H186ZM186 242H185V243H186ZM212 242H213V241H212ZM214 242H215V241H214ZM219 242H217V243H216L217 246H216V245H215V246L218 247V245H219V247H218L217 249L220 248V250H221L223 244H222L221 242H220V243H219ZM172 243H171V244H172ZM204 243H206V242H204ZM236 243H237V242H236ZM255 243H256V244H255ZM257 243H258V244H257ZM124 244H125V243H124ZM133 244H134V243L132 242V248L134 247ZM220 244H222V246H220ZM254 244H255V245H254ZM126 245H127V243H126ZM129 245H127L128 248H129ZM146 245H144V246H146ZM151 245H152V244H151ZM160 245H161V242H160ZM163 245H164V243H163ZM196 245H195L193 248L190 247V249L192 248L191 250L193 251V254H192V251L190 250V251H191V254H192L193 257L191 256V257L189 258V260L192 259V261H188V263H187V261L185 260L186 263L189 264L190 262H193V263H199V264H201L202 262L200 263V261H204V263H205V261H206L205 264H207L208 262H209V264H210V262H212V260H213L212 257L215 258L214 256H216L217 254L213 255V253H212L213 256L210 255V257H209V255H207V254H209V253H207L205 250H204V251H205V254H204L203 252H201V251L204 249V248H203L202 250L200 249V251H199V255H198V253L195 252V248L197 247ZM200 245H201V244H200ZM202 245H204V244H202ZM207 245H210V244H207ZM207 245L205 244L206 247H210V248L212 247V246H207ZM156 246H157V245H156ZM161 246H162V245H161ZM169 246H170V248H171V245H169ZM183 246H184V244L182 245V247H183ZM188 246H189V245H188ZM205 246H204V247H205ZM213 246H214V245H213ZM146 247H147V246H146ZM146 247H143V248H146ZM154 247H155V246H154ZM159 247H160V246H159ZM185 247H186V245H185ZM202 247H203V246H202ZM241 247H242V246H241ZM241 247H240V248H241ZM132 248H131V250H132ZM141 248H140V249H141ZM148 248H149V247H148ZM161 248H162V247H161ZM172 248H173V250H174V246H173ZM197 248H199V247H197ZM210 248H209V249H210ZM258 248H257V249H258ZM138 249H137V250H138ZM140 249H139V250H140ZM156 249H157V247H156ZM181 249H182V248H181ZM183 249H184V247H183ZM183 249H182V251L186 250V249H184V250H183ZM206 249H207V248H206ZM209 249H208V251H209ZM238 249H239V246H238ZM251 249H252V248H251ZM257 249L254 251L255 254H256V253L259 254V253H258V252H259V249H258V250H257ZM261 249H260V252H262V251L264 250V249H263V250H261ZM129 250H130V248H129ZM160 250H161V249H160ZM171 250H172V249H171ZM196 250H197V249H196ZM211 250H212V249H211ZM214 250H215V249H214ZM252 250H253V249H252ZM174 251H175V250H174ZM187 251H189V249H188ZM197 251H198V250H197ZM257 251H258V252H257ZM130 252H131V251H130ZM161 252H162V251H161ZM175 252H176V251H175ZM209 252H210V251H209ZM211 252H212V251H211ZM211 252H210V253H211ZM213 252H214V251H213ZM243 252H244V251H243ZM131 253H132V252H131ZM177 253H179V252H177ZM180 253H181V252H180ZM180 253H179V254H180ZM201 253H202V255H200ZM215 253H216V251H215ZM160 254L162 255L163 252L160 253ZM160 254H159V256H160ZM257 254H256V256H257ZM262 254H264V252H263ZM262 254H261V256H262ZM165 255H166V254H165ZM165 255H164V256H165ZM176 255H177V254H176ZM252 255H254V254H252ZM159 256H158V257H159ZM169 256H170V257H169ZM169 256H168V257L171 258L173 255H172V256L169 255ZM184 256H185V255H184ZM184 256H183V257H184ZM211 256H212V257H211ZM226 256H227V255H225V257H226ZM229 256H230V255H229ZM244 256H245V255L243 254V259L245 260ZM256 256H252V257H256ZM160 257H162V256H160ZM168 257H167V258H168ZM173 257H174V256H173ZM219 257H221L222 259H223V258L225 259V260L223 259V262L228 260V259L226 260V258L223 256V254H222V255H221V254L218 255L216 258H219ZM230 257H231V256H230ZM252 257H251V258H252ZM258 257H260V256H258ZM167 258H166V259H167ZM169 258H168V259H169ZM179 258L181 259L182 257H179ZM185 258H186V256H185L183 259H185ZM208 258H210V259H208ZM216 258H215V259H216ZM261 258H262V257H261ZM173 259H174V258H173ZM175 259H177V261H180V259H178V257H176ZM175 259H174V260H175ZM186 259H187V258H186ZM219 259H220V258H219ZM222 259H221V260H222ZM249 259H250V257H249ZM253 259H254V258H253ZM169 260H170V259H169ZM171 260H172V259H171ZM221 260H219V261H221ZM244 260H242V261H244ZM255 260H257V259H255ZM255 260H254L253 262H255ZM259 260H260V258H259ZM158 261H159V260H158ZM162 261H163V259H162ZM177 261H176L175 263H177ZM207 261H208V262H207ZM217 261H218V260H217ZM219 261H218V262H219ZM246 261H247V260H246ZM246 261H244V263H245ZM261 261H262V260H261ZM261 261H260V262H261ZM173 262H174V261H173ZM215 262H216V260H215ZM218 262H217V263H218ZM228 262L230 263V261H228ZM253 262H252L251 264H255V263H253ZM257 262H258V260H257ZM262 262H264V260H263ZM262 262H261L260 264H262ZM171 263H172V262H171ZM178 263H179V262H178ZM180 263L182 264L183 261L180 262ZM193 263H192V264H193ZM247 263H249V262H247ZM190 264H191V263H190ZM256 264H257V263H256ZM263 264H264V263H263Z\"/></svg>", "mask_w": 264, "mask_h": 264}, {"label": "clouds", "instance_id": "9594fccd", "mask_svg": "<svg viewBox=\"0 0 264 264\" xmlns=\"http://www.w3.org/2000/svg\"><path fill=\"white\" fill-rule=\"evenodd\" d=\"M11 8H12L11 4L5 3L4 0H0V11L9 10ZM5 19H6L7 23H9V24L14 23V21L8 16H6ZM8 39H9V42H11L15 39V37L10 36ZM15 47H16L15 44H10L9 48H7L3 51H0V56L7 57V58H14L13 53L15 51ZM5 63L6 62H0V67L5 66Z\"/></svg>", "mask_w": 264, "mask_h": 264}]
</instances>
